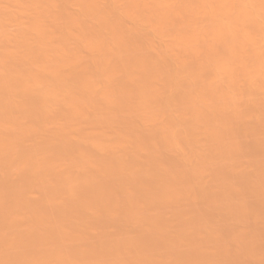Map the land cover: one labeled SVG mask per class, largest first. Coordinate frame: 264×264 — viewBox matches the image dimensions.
Segmentation results:
<instances>
[{
    "label": "rangeland",
    "instance_id": "rangeland-1",
    "mask_svg": "<svg viewBox=\"0 0 264 264\" xmlns=\"http://www.w3.org/2000/svg\"><path fill=\"white\" fill-rule=\"evenodd\" d=\"M3 1V2H2ZM12 1V2H11ZM0 0V3L2 2V3H5L6 2V4L7 3H9L8 5H9V7H8V5L6 6V4H0L1 6H0V14H1V19H3L2 21L3 22H6V23H1L2 24V27L1 28H4V29H9V30H4V29H1L0 28V33L2 34V35H4V33L6 34V35H4L5 36V38H6V40H3V39H5L4 38V36H2L1 34H0V38L2 39H0V41L2 42H0V45H2V46H0V52L1 53H3V51H4V54H1L0 53V59L2 60V57L4 58V63H6V64H4L3 63V60H2V63L4 64V66H3V64H1L2 65V69L4 68L5 69V67L7 68L8 67V64H9V62H8V64H7V61H11V62H14V61H16V58L17 59H19V60H22V59H24V60H26V62H27V64H24L23 65V67H22V65H21V67H17L16 65H15V63H13L12 65L10 64V66L12 67V69L11 68H9L10 70H12V72L16 75H21V77H23V79H24V77L26 78H29V76L31 75H33L34 77H39V79H36L37 81L35 82V84H37V82H38V89H37V91L35 90V88L37 87L34 83L31 85V88H33L32 89V91L33 92H38V90H41V89H47L48 87L49 88H51L52 87V89H54V91L51 89V92H50V89H47V90H49V93H52V92H55V94H54V96L55 95H58V99H60V97H61V99L58 101L57 99H55L54 101L56 102V101H58L57 102V104H55V102L53 101V100H51L53 103H51V101L50 102H48L49 104V106H48V108L47 109H44V111H43V113H45L44 114V116L45 117H43V121H45L44 122V124H43V122H41L42 121V117H38V116H41L42 114L40 113V112H42V110H40V112H39V110H38V106L36 107V105H38L39 104V102H38V104H36V99H34V103L32 104V106L33 105H35L34 107L35 108H37L36 110L34 109V107H31V109L29 108V110H25L26 112H24V110H22V108H25V105H26V107H27V105H29V103H25V101L27 102L28 101V99L27 100H25L26 99V97L27 96H22V95H19V92H18V90L16 91L17 93H18V95L19 96H22L21 98H22V100H21V98H18V99H16L18 102H16V100L14 99V98H17V96H14V95H17V94H13V92H15V91H12L11 90V88L9 87V89H7V90H11L12 91V96H9V97H11V98H7V96H4V95H2L3 96V98H1L0 100V105L2 104V107L0 106V114H2V115H0V118H1V116L3 117V118H5V116H6V118L7 117H11V118H13L12 120H15V121H17V122H13V123H11V121H10V123H9V120H8V124H6V121H0V137L3 139V138H6V139H3V140H1V138H0V142H2L1 144H0V147L2 146H7V145H9V146H7V147H13L12 149L14 150V152H13V150L11 149V151H9L10 149H8V150H5L4 151V149L6 148H0V159H1V163H0V165L1 164H3L1 167L3 168V170H2V168H0L1 169V171H0V206L2 207H0V236L2 235V237H0V264H16V263H18V261L20 260L21 261V263L23 264L24 263V261H25V264L27 263V264H55V261H56V264H92V262H93V264H96V261H97V264H116V261L115 260H117L118 261V263L117 264H124L125 263V261H126V264H130L129 263V260H130V258H128V257H130L131 256V260L132 259H134V260H130L131 261V264H138V263H140V264H174V260L176 261V263L175 264H178V263H180V264H192L191 263V261H193V263L194 264H205L206 263V261H207V263L206 264H218V263H220V264H263L264 263V190H263V188H264V154H262L261 152H263L264 153V120L262 121V118H259V117H263V119H264V95H262V94H264V92L261 94V92H262V90L264 91V87H262V85L264 86V69H263V67H264V65H263V67H261V69H259L258 70V68H260V66H259V64H258V66L256 65H254V64H256L255 63V60L256 59H259L260 60V57L262 56V58H263V62H264V55H260L259 56V54H263V52L261 53L259 50H260V48H263L264 46H262L261 47V45H262V43H263V40H262V38H264V36L262 35V34H264V33H262L261 34V32H263L264 31V0H256V2L254 1V0H248V2H249V6L247 5L248 3H246L245 1H247V0H244V1H242V0H240V2L238 1V0H236V1H238V2H235V0L234 1H230V0H217V3H216V0H215V2H214V4H213V2L212 1H214V0H212L211 1V3H210V0H202L204 3H202L201 2V0L199 1V2H201V5L202 6H199L200 4H198L199 2H198V0H193V1H191V0H189L187 3L186 2H183V1H181V0H175V1H173V0H153V1H151V0H144V2H142L141 3V1H143V0H110V1H112V2H110V4L108 3V5H107V2H106V5H104L105 4V1L104 0H80V1H78V0H72V1H70V0H65L64 2H62V0H60V1H58V0H53V1H55V2H57L58 3V5H56L54 2V4L51 2L52 0H50V1H48V5H47V0H34V1H32V0H25V1H23V0H20V2H18V0ZM23 1V2H22ZM75 1H77V2H75ZM81 1H83V4H82V2ZM86 1V2H85ZM87 1H89V2H87ZM92 1H95V2H92ZM108 1V0H107ZM133 1H135V3H134V5L136 6V8H135V6H134V8L137 10H135L132 6V2ZM138 1V3H136ZM157 1V2H156ZM163 1H164V3L165 2H167V4L165 5L164 3H163ZM173 1V2H172ZM178 1V3H176ZM191 1V2H190ZM229 1V2H228ZM11 2V3H10ZM13 2H15L14 4H13ZM22 2V3H21ZM33 4H35V5H33ZM37 2V3H36ZM39 2V3H38ZM59 2H61L60 4H59ZM67 2V3H66ZM109 2V1H108ZM114 2V6H111V8H108V6L110 7V5H112V3ZM122 3V4H119V3ZM146 2H148V3H146ZM150 2V3H149ZM151 2H153V6H151ZM181 2V3H180ZM190 2V3H189ZM193 2V3H192ZM198 2V3H197ZM225 3V5H224V3ZM229 4H227V3ZM241 2L242 3H246V5H247V7H244V6H246V5H244L243 6V8H242V4H241ZM254 4H253V3ZM261 2V3H260ZM18 3V5H19V9L21 10V12L19 11V9H18V7H16V6H18V5H16ZM24 3H25V5H24ZM26 3H28V4H26ZM78 5H77V4ZM86 3V4H85ZM88 3V4H87ZM93 3H95V4H93ZM123 3H125V5L123 4ZM126 3H128V5L126 4ZM176 3V4H175ZM195 3V4H194ZM211 4V6L213 5V7H211L210 6V4L209 5H207V4ZM221 3V4H220ZM231 3V4H230ZM234 3V4H233ZM236 3H237V5H236ZM251 3H252V5H251ZM30 4V5H29ZM40 5V7H39V5ZM42 4H45L44 6L42 5ZM66 4V5H65ZM70 4V5H69ZM85 4V5H84ZM92 4V5H91ZM103 4V5H102ZM118 4V5H117ZM139 4L141 5V4H143L141 7L139 6ZM145 4V5H144ZM159 4V5H158ZM168 4H170L171 5V7H172V9L173 8H177V9H175V10H173L172 11V9H171V7H170V5H168ZM177 4L178 5H180V6H178V7H176L177 6ZM182 4H185V7H182V6H184V5H182ZM188 4H191V7H190V5H188ZM193 4V5H192ZM215 4L217 5V7H215ZM12 5H14V6H12ZM22 5H23V7H22ZM35 6L34 7V9H33V6ZM50 5H53V6H51V10H50V8H48ZM58 6V7H56V6ZM68 5H69V8H68ZM75 5V6H74ZM80 5H82V7L80 6ZM83 5H84V7H83ZM89 6V7H91V9L90 8H88V7H86V6ZM100 5L102 6V8L100 7ZM122 5V6H121ZM157 5V6H156ZM188 7H187V6ZM196 5V6H195ZM204 5V6H203ZM231 5V6H230ZM263 5V6H262ZM3 6V7H2ZM13 8H12V7ZM21 6V7H20ZM25 6V7H24ZM36 6L38 7L37 8V10H36ZM67 6V7H66ZM77 6V7H76ZM92 6H94V7H92ZM99 6V7H98ZM104 6V7H103ZM115 6H116V8H115ZM147 6V7H146ZM148 6H150V8H148ZM159 6V7H158ZM165 6V7H164ZM194 6V7H193ZM206 6V7H205ZM221 6H222V10H221ZM235 6V7H234ZM255 6V7H254ZM256 6H259V7H256ZM8 7V8H7ZM16 7V8H15ZM27 7H29L30 9H28ZM45 7H46V9H45ZM53 7H55L54 8V10H53ZM62 7H64V8H62ZM78 7H80V8H78ZM97 7H98V9H97ZM115 8V11H114V8ZM117 7H119V9L118 10H120V12L117 10ZM123 7V8H122ZM127 7V8H126ZM128 7L129 8H132V9H128ZM144 7V8H143ZM146 7V8H145ZM158 9H157V8ZM160 7H162V9H160L159 10V8ZM168 7V8H167ZM198 7H203V8H198ZM211 8L210 10H209V8ZM236 8L235 10H234V8ZM238 7V8H237ZM263 7V8H262ZM12 8V9H11ZM57 8V9H56ZM68 8V9H67ZM85 8V9H84ZM103 8H105V9H103ZM112 8H113V11H112ZM152 8V9H151ZM187 8H188V10H189V8H190V10L188 11L187 10ZM192 8V9H191ZM193 8H195V9H193ZM206 8V9H205ZM214 8V9H213ZM218 8V9H217ZM224 8H228L227 10L226 9H224ZM244 8H245V10H244ZM254 8V9H253ZM258 8V9H257ZM261 8H262V10H261ZM2 9V10H1ZM4 9H6V10H4ZM8 9V10H7ZM24 9H27V10H24ZM33 9V10H32ZM61 9L63 10V12L61 11ZM80 9V10H79ZM93 9V10H92ZM111 9V10H110ZM141 9V10H140ZM147 9V11L146 12H144L145 10ZM153 9H156V11H154ZM180 9L182 10V11H180ZM208 9V10H207ZM224 9V10H223ZM229 9H230V11H229ZM233 9V10H232ZM241 9V10H240ZM249 9V11H246V10H248ZM253 9V10H252ZM256 9V10H255ZM13 10V11H12ZM32 10V11H31ZM39 10V11H38ZM40 10H42L41 12H40ZM48 10V11H47ZM56 10V11H55ZM60 10V11H59ZM66 10V11H65ZM84 10V11H83ZM86 10H87V12H86ZM97 10H99V12H95V11ZM105 10H107L106 11V14H105ZM139 10V11H138ZM148 10H151V11H148ZM159 10V11H158ZM166 10H168L167 11V13L170 11V12H173V13H168L167 14V16H169L170 17V19H169V17L167 18L166 17ZM185 10V11H184ZM195 10H197V11H195ZM218 11V12H216V11ZM237 10H238V12H237ZM3 11V12H2ZM18 11H19V14H18ZM27 11V12H26ZM44 11V12H43ZM46 11V12H45ZM52 11H54V13H52ZM58 11V12H57ZM81 12V14H82V16H81V14H80V12ZM109 11H111L112 13H114L113 15H112V13L110 14V12ZM123 11V12H122ZM129 11V12H128ZM162 11V12H161ZM174 11H177V12H174ZM189 12V14H188V12ZM213 11V13L211 14V12ZM244 11V12H243ZM258 11H259V13H258ZM5 12V13H4ZM11 12V13H10ZM25 12V13H24ZM30 12V13H29ZM35 12V13H34ZM40 14H38V13ZM51 12V13H50ZM59 12H61V13H59ZM89 12V13H88ZM103 12H104V14H103ZM118 13V15L116 14V17L117 16H119L118 18H121V19H119L118 20V18H115V19H112L113 17H115V13ZM122 12V13H121ZM131 12V13H130ZM135 14H137V15H135L134 16V13ZM138 12H139V14H138ZM142 12H144V13H142ZM149 13V14H147V16L149 17H147L146 16V13ZM182 12V13H181ZM188 14H186V13ZM190 12H192V13H190ZM195 12V13H194ZM201 12L203 13L204 12V14H202V16L200 15L201 14ZM230 12V13H229ZM231 12H232V14H231ZM233 12H235V13H233ZM247 12V13H246ZM260 12H262V13H260ZM4 13V14H3ZM14 13V14H13ZM23 13V14H22ZM29 13V15H27ZM34 13V14H33ZM41 13H42V16H41ZM47 14V17H46V15H44V14ZM49 13H50V15H49ZM55 13H56V15L58 14V18H56V16H55ZM68 13H70V15L68 14ZM85 13H86V16H85ZM92 13H94V15L92 14ZM95 13H97V16H99V17H96V14ZM99 13V14H98ZM150 13L152 14V15H150ZM156 13H161V14H163V15H161V14H159V15H157ZM174 13H176L178 16H175V14ZM194 13V14H193ZM197 13V14H196ZM206 13V14H205ZM224 14V16L227 18V20H226V18L224 17V16H222L223 14ZM226 13H228L229 15H227ZM241 14V15H237V14ZM247 14V15H245V14ZM252 13V14H251ZM256 13V14H259V15H254V14ZM8 14V15H7ZM17 16H16V15ZM20 14H21V16H20ZM36 14V15H35ZM37 14H38V16H37ZM61 14V15H60ZM66 14V15H65ZM67 14H68V18H69V20H67V19H64V18H66L67 17ZM87 14H88V18H87ZM133 14V15H132ZM145 14V15H144ZM165 14V15H164ZM169 14H172L171 16L169 15ZM182 14H184V18L186 17V19H184V18H180V16L182 15ZM187 16H186V15ZM195 15V18H194V16L193 15ZM231 14V15H230ZM243 14V15H242ZM261 14V15H260ZM10 15H11V17H10ZM54 15V16H53ZM63 15V16H62ZM89 15H90V17H89ZM101 15V16H100ZM110 16V18H109V16ZM111 15H112V17H111ZM121 15H123V16H121ZM125 15V16H124ZM130 15H132V16H130ZM140 17H139V16ZM157 15V16H156ZM161 15V16H160ZM206 15L208 16L207 18H206ZM212 15V16H211ZM214 15V16H213ZM232 15H234L233 17H232ZM3 16V17H2ZM5 16V17H4ZM14 16V17H13ZM27 16H29V17H27ZM40 16H41V18H40ZM62 16V17H61ZM72 16H74V18L72 17ZM79 16V17H78ZM128 18H131L132 17V19H129V20H131L132 22H133V18H135V21L133 22L134 23V25H133V23L132 22H129L128 24H126V22H123V21H129V20H126V19H128ZM134 16V17H133ZM142 16V17H141ZM150 16H153L154 18H152V17H150ZM188 16L189 17H192L193 19H194V22H193V19L192 18H188ZM198 16V17H197ZM220 16V17H219ZM221 16H222V19H220L221 18ZM231 18H230V17ZM238 16H240V17H238ZM242 16V17H241ZM246 16H247V20L245 19L246 18ZM253 16V17H252ZM256 16V17H255ZM257 16H259V17H257ZM7 17H9V18H7ZM17 17V18H16ZM21 17V18H20ZM24 17H26V19L24 18ZM34 17V22H33V20H32V18ZM36 17V18H35ZM38 17V18H37ZM42 17L44 18V20H40L41 21V23H40V21H38L39 20V18L40 19H42ZM60 17V18H59ZM85 19H84V18ZM93 17H95L94 19H92ZM102 17V18H101ZM144 17V18H143ZM171 17H173V19L171 18ZM174 17H175V19L177 18V19H179V21L181 22H179V21H177V19H176V22H175V20H174ZM202 19H201V18ZM204 17V18H203ZM225 19H224V18ZM245 17V18H244ZM12 18V19H11ZM16 18V19H15ZM18 18H19V20H20V22L22 23H20L19 22V20H18ZM29 18V19H28ZM30 18H31V21H30ZM53 18V19H52ZM63 19V21H62V19ZM81 18V19H80ZM90 18H91V20H90ZM100 18L101 19H107L108 18V20H102V22H101V20H100ZM124 18V19H123ZM155 18H157V20L155 19ZM158 18H160V19H158ZM199 19V21L200 20H202V21H200V23H197V20ZM211 18H218V22H220V20H221V22H220V24L217 22V20L214 22L213 21V19H211ZM234 18V19H233ZM238 18V19H237ZM241 18V19H240ZM252 18V19H251ZM25 19V21H23ZM38 19V20H37ZM50 19V20H49ZM56 21H55V20ZM59 19V20H58ZM85 20V22H83L84 20ZM86 19H88V20H86ZM98 21H100V22H98ZM111 19V20H110ZM138 19V20H137ZM145 19H146V21H145ZM148 19H152L151 20V22H152V24H153V26L155 27H153V26H151L152 24L150 23V25H149V22H150V20H148ZM163 19V20H162ZM165 19H168V20H165ZM181 19V20H180ZM192 19V20H191ZM196 19V20H195ZM205 19V20H204ZM234 21H233V20ZM258 19H259V21H258ZM260 19H263L262 21V23H263V25H262V23H259V24H257L258 22H260L261 20ZM7 20V21H6ZM9 20V21H8ZM52 20V21H51ZM67 20V21H66ZM76 20V21H75ZM79 20H80V22H79ZM92 20H94L95 22H98V23H95L94 21H92ZM122 22H121V21ZM137 20V21H136ZM147 20H148V22H147ZM165 20V21H164ZM170 20H174V21H171V22H174V25H173V23H171L170 22ZM189 21V20H191V21H189L188 22V24H187V22H185V21ZM215 20V19H214ZM223 20H224V22H223ZM11 21V22H10ZM15 21H17V22H15ZM27 21V22H26ZM37 21H38V23H37ZM43 21V22H42ZM44 21H45V23H44ZM48 21V22H47ZM50 21V22H49ZM60 21V22H59ZM72 22V24L71 23H69V22ZM108 21H109V23H108ZM111 21V22H110ZM118 21H120L119 22V24H118ZM142 21V22H141ZM144 21V22H143ZM162 24L161 26L160 25H158L157 26V24H159V22ZM170 23H169V22ZM206 21V22H205ZM208 21H211V22H208ZM252 21V22H251ZM257 21V22H256ZM29 22V23H28ZM36 22V23H35ZM56 22V23H55ZM64 22V23H63ZM76 22V23H75ZM79 22V23H78ZM117 22V23H116ZM137 22V24H135ZM145 22H147L148 23V25H146V26H148V27H146L145 26V24H147V23H145ZM167 24H166V23ZM179 22V23H178ZM185 22V24L184 25H186V26H188V27H186V29H185V31H182V29H184L185 28V26L184 25H181L182 23H184ZM204 22V23H203ZM228 24V25H226V23ZM228 22H230V23H228ZM244 22V23H243ZM248 22V23H247ZM250 22V23H249ZM255 24H254V23ZM17 23H19V24H17ZM34 23V24H33ZM42 23H43V25H42ZM57 23H59L58 25L59 26H61L62 25V27H59L58 25H57ZM67 23H69V25L67 24ZM101 23V24H100ZM111 23H113V24H115L114 25V27L112 26L113 24H111ZM132 23V24H131ZM139 23H140V25L142 24L145 28H149V30H154V31H152L153 32V34H154V32H156V30L158 31V32H156L154 35L152 34V32H150L149 34H152L151 35V37L149 36V34H148V32L149 31H146V33H144V30H143V32H142V29H145V28H142V29H140L139 27ZM178 23V24H180L179 25V27L178 26H175L176 24ZM197 23V24H196ZM204 25H203V24ZM207 23V24H206ZM210 23V24H209ZM211 23H213L212 25H211ZM234 23L236 24V25H234ZM246 23V24H245ZM8 24V25H7ZM17 24V25H16ZM20 24H21V27H19L20 26ZM25 24V25H24ZM28 24V25H27ZM30 24V25H29ZM32 24V25H31ZM36 24H38V25H36ZM54 24V25H53ZM65 24H67L66 26H65ZM70 24H71V26L73 25V26H75L76 25V27H77V24H79L80 25V27H79V25H78V27L80 28V30L82 29V31L83 32H81L80 30H79V28H76V27H71L70 28ZM75 24V25H74ZM118 24V25H117ZM126 26H125V25ZM129 24H131V26L129 25ZM164 24H166V25H164ZM177 24V25H178ZM189 24H192V25H190V26H193L191 29L189 28ZM214 24H216V26L214 25ZM223 24V25H222ZM225 24V25H224ZM231 24V25H230ZM24 25V26H23ZM35 25V26H34ZM40 25V26H39ZM46 25H48V26H46ZM85 25V26H84ZM102 25V27L100 28V26ZM121 25H123V26H121ZM129 25V26H128ZM135 25H137L138 27L136 28V26ZM141 25V26H142ZM157 27H156V26ZM167 25L169 26V27H167ZM195 25V26H194ZM197 25H199L198 27H197ZM202 27H201V26ZM219 25H220V27H219ZM234 25V26H233ZM237 25H239V27L237 26ZM242 25H245V26H243L242 27ZM249 25H251L250 27H249ZM257 25V26H256ZM261 25V26H260ZM1 26V25H0ZM6 26H8V27H6ZM17 26H18V28H17ZM27 26V27H26ZM44 26H46V28L44 27ZM57 26V27H56ZM83 26V28H85L86 29V31H88V32H86L85 31V29H83V28H81ZM102 30V31H104V33H102V31L98 28V27ZM108 26V27H107ZM109 26H110V29H111V31H110V29H109ZM128 26V28H126ZM135 26V27H134ZM142 26V27H143ZM150 26H151V29H150ZM174 26V27H173ZM182 26H184V27H182ZM204 26V27H203ZM211 28H210V27ZM228 28H227V27ZM231 26H233V28L234 29H237V30H239V28L240 29H244V27H246L245 29L247 30V34L245 33V29L242 31V32H244L245 34H244V36H245V38H244V40L243 41H236L235 42V40H233L234 38H235V36H237L236 34H237V30L235 31V30H233V28H230ZM263 26V27H262ZM22 27H24V29L22 28ZM41 27H43V29L41 28ZM104 27V28H103ZM119 27V28H118ZM120 27H122V28H120ZM161 27V29L163 28V31H161V29L160 30H158L159 28ZM165 27V28H164ZM169 28L168 30H167V28ZM178 27V28H177ZM180 27L182 28V29H180ZM205 27L207 28V29H205ZM209 27V28H208ZM217 27V28H216ZM247 27H249L250 28V30H249V28H247ZM22 28V29H21ZM28 28H31V29H28ZM41 28V29H40ZM47 29V30H45V29ZM98 28V29H97ZM108 30H107V29ZM113 28V29H112ZM115 28V29H114ZM116 28H117V30H116ZM129 28H130V30H129ZM157 28V29H156ZM175 30L176 28V30L174 31L173 29ZM187 28H188V30H189V32L187 31ZM199 28V29H198ZM203 28V29H202ZM221 28H223V29H225L226 30V32L223 30V29H221ZM252 28V29H251ZM261 28V29H260ZM12 29V30H11ZM26 29V30H25ZM33 29H35V30H33ZM39 29V30H38ZM60 29V30H59ZM65 30L66 29V32L67 31H69V33L67 32V34H66V32L64 33V32H62L63 30ZM95 29H97V30H95ZM104 29H106V30H104ZM125 29H126V31H125ZM132 29H136L135 31L133 30V33H132ZM166 29V30H165ZM178 29H180V30H178ZM195 29V30H194ZM196 29H198V31L196 30ZM200 29H201V31H200ZM210 29V30H209ZM215 29V30H214ZM228 29L230 30V31H235L236 32V34H235V32H231V33H229V31H228ZM254 29V30H253ZM256 29H257V31H256ZM263 29V30H262ZM2 30V31H1ZM18 30V31H17ZM20 30V31H19ZM25 30V31H24ZM30 30V31H29ZM37 30V31H36ZM43 30V31H42ZM44 30L46 31V33L44 32ZM73 30V31H72ZM77 31V32H75V31ZM99 30H100V33H97V31L99 32ZM120 30V31H119ZM121 30L126 34V36H125V34L122 32V34H121ZM147 30V29H146ZM170 30H172V32L170 31ZM177 30L179 31V32H177ZM204 30L207 32V33H205L204 32ZM220 30V31H219ZM221 30H223L224 31V33H226V36L228 37L230 34H232V35H230L229 37H233V39L231 40L232 42H228V43H233V42H235V44L239 47V48H237L236 47V45L233 43V44H228V45H230V47L229 48H231V47H236L237 48V51L241 54H239L238 52H236V54H238L237 56L235 55L234 57L235 58H230V57H228L230 60V63H232V62H234V63H236V65L233 63V64H230V65H227L226 66V64H228V59H227V57H226V55H222V54H219L220 52H217L218 54H216V59L218 58V61H220V63L223 65V66H225L226 68H224L223 66L221 67H219L220 69L219 70H215L214 72H212L211 70H214L213 69V67H210L211 68V70H210V68H209V65H208V62H206L207 61V57L206 56H204V57H202L203 56V54L204 55H208L209 53L206 51L207 49H209L208 51L209 52H211L212 50H214V49H212V48H215V44L214 43H217L216 44V48H217V45L219 46L221 43H222V41H223V43L222 44H227V37L225 36V35H223L222 34V32H221ZM252 30V31H251ZM5 31V32H4ZM12 31H13V35H12ZM23 33H22V32ZM31 31L33 32V33H31ZM40 31H41V33H40ZM51 31V32H50ZM70 31L72 32L71 34H70ZM79 31H80V34H81V36H79L80 34H79ZM92 31V32H91ZM114 31H116V33L114 32ZM118 31V32H117ZM127 31H129L128 33H127ZM139 31H141V33H143V34H140V32ZM166 32V34H165V32ZM170 31V32H169ZM180 31H182V32H184V34H182V32H180ZM190 31H192L191 33L192 34H190ZM197 33H196V32ZM200 31V32H199ZM213 33H212V32ZM215 31V32H214ZM248 31L249 32H251V34L249 33V36H248ZM9 32V33H8ZM10 32H11V34H10ZM15 32V33H14ZM20 32V33H19ZM25 32V33H24ZM27 32V33H26ZM44 34H43V33ZM49 32V33H48ZM55 34H53V33ZM59 32H61V33H59ZM95 32V33H94ZM135 32H136V34L138 35H136L135 34ZM159 32H162V33H159ZM167 32H169L168 34H167ZM174 32V33H173ZM177 32V33H176ZM189 34H188V33ZM201 32H203L202 34H200L199 35V33H201ZM208 32H209V34H212V35H210L211 36V40H212V43H210V37L208 36V35H206V39H205V34H208ZM217 32H220L221 34H219V36L217 35ZM37 33V34H36ZM48 33V34H47ZM59 33V34H58ZM74 33V34H73ZM83 33V34H82ZM96 33H97V35H96ZM120 33V34H119ZM131 33H132V35H131ZM164 33V34H163ZM173 33V34H172ZM176 33V34H175ZM194 33V34H193ZM215 33V34H214ZM229 35H228V34ZM234 33V34H233ZM258 33V34H257ZM17 34H19V35H17ZM24 34V35H23ZM29 36H28V35ZM50 34V35H49ZM69 34V36L67 37L66 35H68ZM76 34V35H75ZM79 34V35H78ZM92 34H95V35H92ZM104 34V35H103ZM115 35V36H113V35ZM136 36H135V35ZM188 36H187V35ZM204 34V35H203ZM263 36H261V35ZM13 36V37H11V36ZM36 35V36H35ZM46 35V36H45ZM47 35H48V38H47ZM58 36V38H57V36ZM63 35V36H62ZM86 35H89V36H95L94 37V41H93V37H89V36H86ZM99 35H101V38L100 37H96V36H99ZM148 35V36H147ZM159 35V36H158ZM165 35L166 37L164 38L163 36ZM171 35V36H170ZM180 35V36H179ZM197 35H199V36H197ZM213 35H215V36H213ZM223 36V37H226V40H224L223 39V37L221 38V36ZM247 35V36H246ZM2 36V37H1ZM7 36H8V40L9 41H7ZM15 36H17L14 40H10V39H13ZM23 36V37H22ZM29 37V39H28V37ZM31 36H33V37H31ZM42 38H41V37ZM54 36H56V37H54ZM63 38H61V37ZM64 36H65V38H64ZM118 36H121V37H119V38H121V41H120V39L118 38ZM122 36L124 37V39L122 38ZM133 38H132V37ZM135 36V37H134ZM140 36H141V39H140ZM142 36H144V37H142ZM160 37V38H156V37ZM190 36V37H189ZM195 36H197L196 38H195ZM202 36H204V37H202ZM217 36V37H216ZM251 36V37H250ZM256 36V37H255ZM21 38V40H20V38ZM26 38V41L28 42L29 40H32V41H30V42H28L27 44H26V41H25V38ZM36 37V38H35ZM39 37V38H38ZM52 37H53V39H52ZM69 37H71V38H69ZM88 37V38H87ZM139 39V41L141 42V41H143V42H139L138 41V39ZM147 37V38H146ZM161 37H163V38H161ZM174 37L175 38H177V39H174ZM180 37H182V38H180ZM200 37V38H199ZM217 39H216V38ZM219 37H220V39H222L221 41H220V39H219ZM41 38V39H40ZM43 38H44V40H43ZM46 38V39H45ZM54 38L55 39H57L56 40V42H55V40H54ZM59 38H60V40H59ZM74 38V40H76L75 42H72V41H74V40H72ZM78 38V39H77ZM92 38V40H89V39H91ZM100 40H99V39ZM107 38V39H106ZM116 38V39H115ZM130 38H132V39H130ZM149 38V39H148ZM167 38H168V42H167ZM186 38H188V39H186ZM192 38V39H191ZM194 38V39H193ZM202 38V41L200 40ZM213 38H215V39H213ZM254 38V41H255V39L257 40V41H253L252 39ZM50 39H52V41L50 40ZM66 39V40H65ZM70 39V40H69ZM83 39V40H82ZM85 39V40H84ZM87 39H88V41H87ZM106 39V40H105ZM112 39V40H111ZM126 39V40H125ZM137 39V40H136ZM147 39V40H146ZM158 39V40H157ZM166 41H165V40ZM171 39H172V41H171ZM196 39V40H195ZM203 39H205L204 40V42H203ZM207 39H209V40H207ZM247 39H249L250 41H248ZM261 39V40H260ZM22 40H24V41H22ZM43 40V41H42ZM48 40H50V41H48ZM59 40V41H58ZM66 42H65V41ZM69 40V41H68ZM78 40V41H77ZM95 40H96V42H95ZM103 40V41H102ZM111 40V41H110ZM114 40V41H113ZM119 42H118V41ZM125 40V41H124ZM128 40H130L131 42L129 43L128 42ZM135 40V41H134ZM144 40H145V42L146 41H148V42H144ZM150 40V41H149ZM160 40V42H161V40H163L160 44H159V42H157V41H159ZM176 40V41H175ZM191 40V41H190ZM193 40H195V41H197L198 42V40H199V42H198V44L196 43H194L195 41H193ZM206 40L208 41V42H206ZM219 40V41H218ZM246 40V41H245ZM259 40V41H258ZM12 43H11V42ZM13 41H14V43H13ZM19 41V42H18ZM22 41V42H21ZM37 41H39V42H37ZM70 41H71V43H70ZM82 41H84V42H82ZM91 43H90V42ZM93 41V42H92ZM102 41V42H101ZM108 41V42H107ZM115 41H117V42H115ZM181 41V42H180ZM186 41V42H185ZM188 41V42H187ZM200 41H201V43H200ZM214 41V42H213ZM224 41H225V43H224ZM229 41H230V38H229ZM248 41V42H247ZM252 41V42H251ZM262 43H261V42ZM9 42V43H8ZM23 42H25V43H23ZM31 42H32V44L33 45H35L34 46V49H33V45L31 44ZM44 42H45V46H44ZM48 42V43H47ZM50 42V43H49ZM60 42V43H59ZM77 42V43H76ZM80 42V44L79 45H81L80 46V49H79V46H78V43ZM96 43V45H95V43ZM105 42V43H104ZM107 42V43H106ZM110 42V43H109ZM114 42V44H113V47H111L112 45V43ZM124 42H127L126 43V45H125V43ZM138 43V45H140L141 47H144V48H141L144 52L146 51V49H148V51H146L145 52V54H144V52H141V49H140V46L138 47V45H136L137 43ZM180 42V43H179ZM191 42H192V44H191ZM202 42H203V44L205 45V46H203V44H202ZM206 42V43H205ZM220 42V43H219ZM238 42V43H237ZM242 42V44H244L245 42V44H244V46L246 45V47H247V49H246V47L245 48H243L244 46L243 45H241L240 43ZM244 42V43H243ZM253 42H254V44H253ZM260 43V44H257V43ZM7 43V44H6ZM18 43H19V45H18ZM51 43H53L52 45H51ZM59 43V44H58ZM62 43V44H61ZM73 43V44H72ZM83 43H85V44H82ZM87 43H88V46H86L87 45ZM94 43V44H93ZM100 45H99V44ZM105 45H104V44ZM109 43V44H108ZM117 45H116V44ZM119 43H122V44H119ZM129 43V44H128ZM131 43H133V44H131ZM145 43V44H144ZM149 43V44H148ZM162 43H164L166 46H162L163 44ZM170 43H172V46H171V44ZM249 43H250V45H249ZM256 43V44H255ZM20 44H23L22 46L20 45ZM39 44H41V45H39ZM71 44H72V46H71ZM77 44V45H76ZM103 44V45H102ZM119 44V45H118ZM168 44V45H167ZM185 44V45H184ZM201 44V45H200ZM211 44V45H210ZM221 44V45H222ZM247 44H248V46H247ZM252 44H253V46H252ZM4 45H5V47H4ZM10 45H12V48L14 49L13 50V52H15V53H13L12 52V48L10 47ZM15 45V46H14ZM16 45H18V46H16ZM25 45L27 46V47H25ZM37 45H38V47H37ZM57 45H58V47H57ZM78 48V50L75 48V46ZM85 45V46H84ZM91 45L93 46V47H91ZM110 47H109V46ZM133 45V46H132ZM146 47H145V46ZM173 45H176V47L174 48V46ZM197 45H200V47L198 48V47H196ZM209 45H210V47H209ZM233 45V46H232ZM264 45V44H263ZM7 46H8V49H9V47H10V49L8 50V49H6L7 48ZM32 46V47H31ZM53 46V47H52ZM56 46V47H55ZM84 46V47H83ZM97 46H98V48H97ZM106 47V48H104V47ZM117 46V47H116ZM118 46L120 47H125V49L126 50H128L129 51V55H128V53H125V52H128V51H123L122 49H124V48H122V49H120L119 51H121L122 52V55H120V56H122L121 58H122V60H120V61H122V62H118V61H116L115 62V60H117V50L119 49L118 48ZM150 48H152V49H150ZM160 46H162L161 48H162V50L163 49H165L164 47H169L170 49H167V51H166V49L164 50L165 51V53L167 52L168 53V55H164L163 54V52H162V50H161V53L163 54V55H161V53H160ZM190 48H189V47ZM195 46V47H194ZM203 46V47H202ZM209 48H208V47ZM214 46V47H213ZM241 46H243L242 48H241ZM256 46V48H254ZM3 47V48H2ZM14 47H17V48H20V49H18V52L20 51V53H18L17 52V50L15 51V49L16 48H14ZM22 47H23V49H22ZM32 49H31V48ZM42 48L41 50H42V53L40 54V48ZM55 47V48H54ZM72 49H71V48ZM97 48V50L95 49V48ZM99 47H101V50H100V48ZM116 47V48H115ZM136 47V48H135ZM148 47V48H147ZM185 47V48H184ZM187 47V48H186ZM194 47V48H193ZM226 47V46H225ZM224 46L222 47L223 49L225 48ZM228 47V46H227ZM260 47V48H259ZM5 48V49H4ZM37 50H36V49ZM51 49V51L49 50V49ZM53 48V49H52ZM57 48V49H56ZM59 48V49H58ZM67 48V49H66ZM68 48H70V50L68 49ZM75 48V49H74ZM84 48V49H83ZM90 48V51L91 52H93V53H91L89 50H88V52H87V49H89ZM92 48H93V50H92ZM102 48H103V51H102ZM112 50H111V49ZM131 48H133V49H131ZM137 48H139V49H137ZM189 48V49H188ZM195 48H196V53H195ZM204 48V49H203ZM207 48V49H206ZM215 48V49H216ZM251 48V49H250ZM257 48H259V49H257ZM3 49V50H2ZM24 49L26 50V51H24ZM45 49V50H44ZM47 49V50H46ZM54 49H56V50H54ZM62 49V50H61ZM64 49V50H63ZM74 49V50H73ZM105 49V50H104ZM106 49H107V51H106ZM135 49V50H134ZM179 49V50H178ZM181 49V50H180ZM185 49V50H184ZM187 49V50H186ZM192 51H191V50ZM200 51H199V50ZM203 51H202V50ZM244 49V50H243ZM255 49H257V50H255ZM5 50H7L6 52H5ZM33 50V51H32ZM36 50V51H35ZM52 50H54V51H52ZM65 50H67V51H65ZM74 52V53H72V51ZM75 50H77V51H75ZM80 50V51H79ZM99 50H100V52H104V53H100L99 52ZM109 50H111V51H109ZM137 50V51H136ZM139 50V51H138ZM156 50H158L159 52L157 53V51ZM173 50H175V51H173ZM177 50V51H176ZM188 50H189V52H188ZM249 50H251L250 52H251V55H250V52H249ZM263 50H264V48H263ZM11 51V53H9ZM22 51V52H21ZM31 51V52H30ZM45 51V52H44ZM47 51V52H46ZM62 51H64V52H62ZM105 51H106V54H105ZM118 51V52H119ZM150 51V52H149ZM168 51H170V53L168 52ZM181 53H180V52ZM197 51H199V53L197 52ZM218 51H219V49H218ZM248 53H246V52ZM257 51H258V53L259 54H257ZM29 53V54H27V53ZM39 52V53H38ZM48 52H50V53H48ZM53 52H54V54H53ZM68 54H67V53ZM70 52V53H69ZM77 52H79V53H77ZM115 54H114V53ZM123 52H124V54H123ZM152 52H154L153 54H152ZM156 52V53H155ZM172 52V53H171ZM173 52H175V53H173ZM177 52H179V53H177ZM182 52H184V54H182ZM202 52V53H201ZM241 52H243L244 54H242ZM256 53L255 55L253 54V53ZM22 53V54H21ZM31 53H32V55H31ZM44 53V57H43V54ZM45 53L47 54V55H45ZM59 55H58V54ZM61 53H64V54H66L65 56H64V54H62V56H60V54ZM92 54L93 56H95V57H93V56H91V55H89V56H87L88 54ZM110 53H112L113 55H111ZM142 53H143V55H142ZM166 53V54H167ZM188 53V54H187ZM192 53H194V55L192 54ZM222 53V52H221ZM7 54V55H6ZM10 54V55H9ZM16 54V55H15ZM19 56H18V55ZM37 54V55H36ZM39 54V55H38ZM77 54V55H76ZM81 55L80 57H79V55ZM96 54H97V57H96ZM100 54H101V56H100ZM119 54V53H118ZM125 54H126V56L128 57V59H127V57L125 56ZM133 56H136L135 58H136V61H138V62H136L135 61V58L134 57H132L131 55ZM152 54V55H151ZM157 54V55H156ZM171 54V55H170ZM175 54V55H174ZM185 54H187V56L185 55ZM197 54H199L197 57H194V56H196ZM5 55V56H4ZM13 55V56H12ZM26 57H25V56ZM28 55V56H27ZM30 55V56H29ZM42 55V56H41ZM51 55H52V58H51ZM59 56V59H61V57L63 58V59H61V60H63V61H65V62H71V64L73 65V67L70 65H68V67H66L67 65L66 64H64V62L62 63L60 60H58V56ZM69 55H70V57H71V59H70V57H69ZM104 57H103V56ZM110 57H109V56ZM158 55H160V57L158 56ZM169 55H170V60H171V63H174V67H175V69L177 70H179L180 72H179V74H178V72L177 71H173V68H172V66H171V64H170V60H169V58L167 59V56L169 57ZM217 55H220V56H218L217 57ZM242 55H244V56H242ZM247 55V56H246ZM249 55V56H248ZM8 56H10V57H12L14 60L12 61V58L11 59H8L7 60V58L5 59V57H8ZM18 56V57H17ZM20 56H22V57H20ZM40 56V57H39ZM47 56V57H46ZM67 56V57H66ZM73 56V57H72ZM77 58H76V57ZM82 56H83V58H82ZM100 57V59L103 61H101L100 59H97V58H99ZM108 56V57H107ZM116 56V57H115ZM124 56V57H123ZM142 56V57H141ZM151 56V57H150ZM166 56V57H165ZM180 58H179V57ZM190 56V58H188ZM240 56H241V58H240ZM245 56L246 57H249L248 59H246L245 58ZM258 56V57H257ZM20 57V58H19ZM30 57V60L33 62H31L28 58ZM42 57H43V59H42ZM50 57V58H49ZM67 59H66V58ZM86 57H88V58H90L89 60L88 59H85ZM115 57V58H114ZM130 57H132V59L130 58ZM139 57H141V58H139ZM146 57H147V60H146ZM176 57V58H175ZM184 57H186L185 59H188V61H190V62H188L187 60L185 61V59H184ZM192 57V58H191ZM223 57H225L224 59L227 61V63L225 62V60L224 59H222ZM239 57V58H238ZM243 57V58H242ZM253 57V58H252ZM256 57V58H255ZM37 58V59H36ZM40 58V59H39ZM65 58V59H64ZM74 58V60H72ZM79 58H81V59H79ZM93 58V59H92ZM104 58V59H103ZM110 58H111V60H110ZM120 58V59H121ZM134 58V59H133ZM158 58V59H157ZM160 58V59H159ZM162 58H164V59H162ZM167 60H166V59ZM178 58V59H177ZM197 58V59H196ZM202 58H204V59H202ZM221 58V59H220ZM255 58V59H254ZM28 59V60H27ZM45 59H46V62H45ZM53 61H52V60ZM55 59H57L58 60V62H60V63H62V64H60V66L59 67H56V64H55V66H53V63H55L57 60H55ZM68 59H69V61H68ZM85 59V60H84ZM92 59V60H91ZM95 59H97L96 61H95ZM108 61H107V60ZM194 59V60H193ZM201 59H202V61H201ZM220 59V60H219ZM251 59V60H250ZM5 60H6V62H5ZM18 60V61H19ZM40 61V62H38V61ZM43 60V61H42ZM49 60H51L52 61V65H51V61H48ZM81 60V61H80ZM125 60V61H124ZM131 60H133V61H131ZM140 60H142V62L140 61ZM144 60H146V61H144ZM161 60H164V61H162L161 62ZM166 60V61H165ZM176 62H175V61ZM179 60H180V62L181 61H184L185 62V64H187V65H185L184 64V62H182V63H180L179 62ZM224 60V61H223ZM236 60V61H235ZM249 60V61H248ZM253 60V61H252ZM262 60V59H261ZM17 61V63H19V62H24V63H26L25 61H19L18 62ZM75 61V62H74ZM102 63H101V62ZM109 61H111V62H109ZM113 61V62H112ZM132 62V65H131V62ZM149 61H151V62H149ZM161 63H160V62ZM173 61V62H172ZM178 61V62H177ZM194 62V65H193V62ZM197 61H198V63H197ZM201 61V65H200V62ZM222 61V62H221ZM245 63H243V62ZM248 61V62H247ZM252 61V66H251V70H250V68H247V67H250V62ZM37 62V63H36ZM80 63V65H77V64H79ZM87 62V63H86ZM93 62V63H92ZM96 62V63H95ZM101 63V64H99V63ZM105 62V63H104ZM124 62V63H123ZM127 62H129V63H127ZM134 62V63H133ZM145 62L147 63V64H145ZM157 63V65H156V63ZM206 62V63H205ZM263 62H261V63H263ZM40 63V64H39ZM74 63H76V64H74ZM108 63V64H107ZM114 63V64H113ZM116 63H117V65H119V66H117L116 65ZM125 64V66L126 67H128V68H126L124 65H122V64ZM159 63V64H158ZM163 63V65H164V67H162L163 65H161ZM175 63H177L176 65H175ZM196 63V64H195ZM220 63H219V65H220ZM226 63V64H225ZM241 63H243V64H241ZM254 63V64H253ZM260 63V64H261ZM20 64V63H19ZM29 64V65H28ZM32 64H33V66H32ZM43 64V65H42ZM48 64V65H47ZM85 64V66H83ZM90 66H89V65ZM96 64V65H95ZM113 64V66H110V67H108L109 65H112ZM135 64V65H134ZM139 64V65H138ZM150 64V65H149ZM170 64V65H169ZM179 64V65H178ZM180 64H182L181 66H180ZM190 64V65H189ZM205 64V67L203 66ZM239 64V65H238ZM16 66L15 68L13 67V66ZM18 65V64H17ZM30 65H31V68H30ZM36 65V66H35ZM40 67H38V66ZM41 65V66H40ZM45 65H47L46 66V68L47 69H45ZM92 65H94V67L92 66ZM98 65V66H97ZM99 65H101V66H99ZM103 65V66H102ZM107 65V66H106ZM120 65H121V67L123 66L124 67V69H126V70H124L123 69V67L121 68L120 67ZM130 65V66H129ZM134 65V66H133ZM137 65V67L136 68H133V67H135ZM146 65V67H144ZM168 65V66H167ZM177 65H178V67H177ZM195 65H197V66H195ZM207 65V66H206ZM234 65V66H233ZM248 65V66H247ZM29 66V67H28ZM51 66H53V67H51ZM75 66H77V67H75ZM81 66H83V67H81ZM92 70H90L88 67ZM96 66H97V68H96ZM151 66V67H150ZM158 66V67H157ZM160 66V67H159ZM201 66H202V68H201ZM232 66V67H231ZM238 68H237V67ZM28 67L29 69H28V71H27V69L26 68ZM36 67H38V68H36ZM44 67V68H43ZM63 67V68H62ZM69 67H70V69H69ZM75 67V68H74ZM87 69H86V68ZM93 67V68H92ZM102 69H100V68ZM105 67V68H104ZM116 67H117V69H120L119 71L118 70H115L116 69ZM140 68V72H138L137 70H139V68ZM154 67V68H153ZM169 69H168V68ZM180 67H184V68H180ZM186 67V68H185ZM189 67V68H188ZM192 67V69H190ZM197 67H199V68H197ZM232 68H234V69H232L233 70V72L231 71V69ZM241 67V68H240ZM243 67V68H242ZM256 67V68H255ZM258 67V68H257ZM25 68V69H24ZM44 70H43V69ZM53 68H55V69H53ZM57 68V69H56ZM59 68V69H58ZM98 68H99V70H98ZM109 68V69H108ZM113 69V70H111V69ZM129 68H130V70H129ZM150 68V69H149ZM154 70H153V69ZM167 69V70H165V69ZM194 68L197 70H194ZM236 68H237V70H236ZM240 68V69H239ZM247 68V69H246ZM0 69H1V66H0ZM7 70V72H9L10 70ZM14 69H15V71H14ZM34 69H37V70H34ZM41 69V70H40ZM62 69V70H61ZM63 69H64V71H63ZM69 69V70H68ZM74 70V71H72V70ZM81 69V70H80ZM98 71H97V70ZM136 69V70H135ZM149 69V70H148ZM171 69H172V72H173V74L175 75V73L174 72H176V75L177 76H179L180 74V76L181 77H186L187 76V74H188V77H186V78H182L181 80H182V82H181V80H179V78L178 77H176V75H175V77L178 79V81H177V79L176 80H172L174 77H172L171 78V76H172V73H170V71H171ZM182 69V70H181ZM186 69V70H185ZM202 69V70H201ZM205 69V70H204ZM218 69V68H217ZM231 72V74L233 73V75H231V77H233V78H231L232 80H231V82H232V84H231V82L229 81L230 79H228L226 76L227 75H225V73H228L229 71ZM241 69H246V70H241ZM6 70H4V73H5V77H6V75H7V78L6 79H8L9 77H12V72L11 73H7L6 72ZM32 70H34L33 72H32ZM40 70V71H39ZM47 70L48 71H50L51 70V72H47ZM54 70V71H53ZM55 70H59L58 71V74H61L63 77H64V79L63 80H66L68 83H70L69 81H71L72 79V81H71V84L70 85H68L67 84V86L69 87V88H71V89H69L68 88V91L66 92V93H70L72 96H73V93H75V92H78V93H76V96L77 97H74L75 96V94H74V96L72 97L73 99L72 100H67L66 99V95L64 94V92L65 91H62V90H64V89H62L61 87V89H59V88H57L56 87V85H55V83H57V82H54V78H55ZM71 70V71H70ZM80 70V71H79ZM106 70H108V71H106ZM128 70V71H127ZM141 70H142V72H144V73H142L141 72ZM146 70V71H145ZM162 70H164V71H162ZM170 70V71H169ZM187 70H189V71H187ZM199 70V71H198ZM207 70V71H206ZM227 70V71H226ZM248 70H250V72L248 71ZM257 70H258V72H257ZM261 70L263 71V75L261 74ZM1 72H2V74H3V70H0ZM31 71V72H30ZM40 73H39V72ZM42 71H46V73L48 74L47 76L45 75V73H42ZM52 71H53V73H52ZM84 71H86V73H83ZM88 71V72H87ZM93 71H95V73H96V75H98L99 77H100V79H101V77L103 78L102 80H100L99 79V77L98 78H96V75H95V73L93 72ZM118 71V72H117ZM136 71H137V73L138 74H135L136 73ZM153 71V72H152ZM191 71V72H190ZM193 71V72H192ZM202 71V72H201ZM210 71H211V73H210ZM221 71V72H220ZM226 71V72H225ZM241 71H242V73H241ZM248 73H247V72ZM255 72V74H254V72ZM21 72V73H20ZM24 72V73H23ZM38 72V73H37ZM68 72L70 73V76H69V74H68ZM77 72V74H74V73H76ZM81 72V73H80ZM90 72V73H89ZM91 72L93 73V74H91ZM102 72V73H101ZM111 72V73H110ZM126 74H125V73ZM133 72V73H132ZM135 72V73H134ZM152 72V73H151ZM158 72V73H157ZM163 72V73H162ZM185 72V73H184ZM187 72V73H186ZM196 73V72H198L196 75H198V77H197V80H195V79H193V78H191V77H189V73ZM203 72H205V76H203L204 75V73ZM206 72H208V73H206ZM217 72H219L218 74H220L219 76H221L222 75V77H226L223 81H225V80H227V83L228 84H231V85H228L227 83H226V86H224L223 85V83L225 84V82H223L221 79H219V78H221V77H217ZM229 72V73H230ZM238 74H237V73ZM240 72V73H239ZM7 73V74H6ZM23 73V74H22ZM26 73V74H25ZM30 73V74H29ZM42 73V74H41ZM67 73V75H65ZM71 73H73V74H71ZM83 73V74H82ZM104 73H106L107 75H105ZM128 73V74H127ZM140 73H141V75H143V76H141L140 77ZM166 75H165V74ZM167 73H168V75H169V73L171 74V76L169 75V76H167ZM200 73V74H199ZM251 73H253V74H251ZM259 74V76L261 77V76H263V77H261V79L259 78V76H258V74ZM8 74H10V75H8ZM13 74V75H14ZM27 74H28V76H27ZM38 74V75H37ZM42 75V77H41V75ZM51 74V75H50ZM56 74H57V72H56ZM86 74V75H85ZM103 74V75H102ZM110 74V75H109ZM124 74V75H123ZM162 74H164V75H162ZM209 74V75H208ZM214 76H213V75ZM224 74V75H223ZM237 74V77L235 76ZM239 74H241V75H239ZM251 75V77L253 78V79H257V80H253L251 77H249L250 75ZM4 75V74H3ZM45 77H44V76ZM65 75V76H64ZM72 75V76H71ZM73 75H75V76H73ZM79 76V75H82L84 78H85V81H84V79H83V83H86V87L88 86V87H90V88H88L87 87V89H88V94L89 93H91V95L90 96H92V97H89V95L86 93V96L85 95H83V94H85V93H81L82 91L80 90L79 91V87L77 88L76 87V85L75 84H72V83H74L73 81H74V78H76V76ZM95 75V76H94ZM124 77H123V76ZM138 75V76H137ZM145 75V76H144ZM147 75V76H146ZM157 76V77H155V76ZM186 75V76H185ZM239 75V76H238ZM9 76V77H8ZM30 76V78H32ZM51 76H54V77H51ZM62 76H60V77H62ZM88 76V77H87ZM109 76V77H108ZM122 76V77H121ZM136 77V79H135V77ZM162 76L164 77V80L166 79V81H168L169 79V81L168 82H165V81H163V78H162ZM179 76V77H180ZM191 76V75H190ZM200 76V77H199ZM244 76V77H243ZM246 76V77H245ZM256 76V77H258V78H254V77ZM48 77V78H47ZM65 77L67 78V79H65ZM90 77V78H89ZM104 77L105 78H107L108 77V79H104ZM121 77V78H120ZM126 77V78H125ZM129 77H130V80L132 79V81H130L129 80ZM132 77V78H131ZM142 77H144V78H142ZM146 77L148 78L147 80H146ZM152 77V78H151ZM155 77V78H154ZM169 77V78H168ZM180 77V78H181ZM203 77H205V79L203 78ZM208 77H209V79H208ZM212 77V78H211ZM234 77H236V78H234ZM241 77H242V79H241ZM26 78V79H27ZM42 78V79H41ZM71 79V80H69V79ZM118 78H120V80H117ZM123 78V79H122ZM140 78H142V79H140ZM149 78H151L152 80L151 81H148V80H150ZM162 80H161V79ZM189 78H191V80L193 79L194 81H195V83H194V81L192 82V83H194V84H196V86L194 85V84H192V83H189V82H191L190 81V79ZM202 78V79H201ZM241 80H240V79ZM246 78H249L250 80H251V82H250V80L248 81V79H246ZM25 79V80H26ZM44 79V80H43ZM49 79V80H48ZM93 79V80H92ZM111 79V80H110ZM133 79H135V80H133ZM138 79V80H137ZM145 79V81L146 82H144L143 80ZM157 79V80H156ZM188 79H189V81H188ZM211 79H213L212 81H211ZM246 79V80H245ZM39 80V81H38ZM42 80H43V82H42ZM53 81V82H51V81ZM69 80V81H68ZM91 80V81H90ZM96 80H97V82L99 83V85H98V83L96 82ZM104 80H106V81H104ZM108 80V81H107ZM110 80V81H109ZM129 80V81H128ZM142 80V81H141ZM200 80V81H199ZM254 81V84H256V89H258L257 88V85L259 84V88L260 87H262V89L260 88V90L258 89V90H255V89H253V86H252V82ZM258 80H260V81H258ZM261 80H263V81H261ZM50 81V82H49ZM89 81V82H88ZM95 81V82H94ZM113 81H115V82H113ZM122 81H123V83L125 82H127L128 83V86H127V83L125 84H123L122 83ZM139 81V82H138ZM141 81V82H140ZM158 83H157V82ZM161 83H160V82ZM176 81V82H175ZM180 81V83H178ZM188 81V82H187ZM209 82V84H208V82ZM217 81V82H216ZM223 83H222V82ZM238 81V82H237ZM45 82H49V83H52V84H49L48 83V85H47V83H45ZM104 82H105V84H104ZM108 82V83H107ZM110 82V83H109ZM113 82V83H112ZM117 82V83H116ZM119 82V83H118ZM134 82V83H133ZM163 82V83H162ZM171 82H172V84H171ZM173 82H175V83H173ZM204 83V85H206V87L204 88V85H203V83ZM212 82V83H211ZM244 82V83H243ZM249 82V83H248ZM262 82V83H261ZM40 83V84H39ZM45 83V84H44ZM94 83H96L97 85H96V87H98V89L94 86L95 84ZM115 83V84H114ZM129 83L131 84V87H132V89L134 88V90H131V87H130V85H129ZM142 85H141V84ZM144 83V84H143ZM168 83H169V85H168ZM176 83H178L180 86H182V87H184L185 88V85H187V87L184 89V88H181L180 86H178V87H180L182 90H179L180 88H176V90H175V88L173 89V87H174V85H176ZM182 83H184V84H182ZM187 83H189V84H187ZM197 83H199V84H197ZM234 83V84H233ZM236 83V84H235ZM89 84V85H88ZM92 86H94V87H92ZM119 85V86H117V85ZM124 86V85H126V87H127V91L129 92V94H128V92L125 90V86L123 87L122 85ZM133 84V85H132ZM134 84H137V85H135L134 86ZM166 84V85H165ZM177 84V85H178ZM202 84V85H201ZM211 84V85H210ZM212 84H213V86H215L214 88H216L215 90H219L218 91V93L216 94V93H212V92H214L215 90H214V88H213V86H212ZM218 86H217V85ZM219 84H222V85H219ZM244 84H245V86H244ZM248 84H251V86H252V88L250 87V86H248ZM253 84V85H254ZM34 85H35V88H34ZM48 87H47V86ZM52 85H54V86H52ZM75 85V86H74ZM103 85V87L101 88V86ZM110 85H112V86H110ZM150 86V87H148V86ZM162 85H165V87L164 86H162ZM169 87H168V86ZM176 85V86H177ZM227 85L229 86V87H231L232 88V91H230L231 92V94L232 93H235L233 96L236 98V99H234L233 97H232V95L230 94V92H229V90L228 89H230L231 90V88H229V87H227ZM58 86V85H57ZM99 86H100V88H99ZM106 86V87H105ZM122 86V87H121ZM143 86V87H142ZM155 86V87H154ZM157 86V87H156ZM208 86H210V87H208ZM236 86V87H235ZM247 86V88H251V89H247V88H245ZM40 87V88H39ZM55 87V88H54ZM75 87V88H74ZM85 87V88H86ZM114 87H116V88H114ZM128 87H130V88H128ZM137 87H139V88H137ZM145 87V88H144ZM163 87V88H162ZM194 87H196V89L194 88ZM198 87V88H197ZM200 87V88H199ZM220 87V88H219ZM225 87H226V89H225ZM255 87V86H254ZM64 88H67V87H64ZM77 88V89H76ZM95 88V90H93ZM107 88V89H106ZM110 88H111V90H110ZM123 88H124V90L126 91L125 93H127L126 95H125V93H124V91H123ZM136 88V89H135ZM152 88V89H151ZM158 88V89H157ZM206 88H207V90H206ZM210 88V89H209ZM218 88V89H217ZM223 90H222V89ZM236 88H237V90H239V93H238V91L236 90ZM243 88H245V89H243ZM55 89H57V90H55ZM76 89V90H75ZM90 89L92 90V91H90ZM104 89V90H103ZM106 89V90H105ZM138 89V90H137ZM140 89V90H139ZM145 91L144 93H143V91ZM147 89H149V90H147ZM153 89H156V90H153ZM161 91H160V90ZM170 89V91H167V90H169ZM173 91H172V90ZM193 90V92H192V90ZM212 89H213V91H212ZM220 89L223 91V92H225L226 90V93H227V95H231L230 96V99H226V98H228V97H222L221 95H225V96H227L226 95V93H224L223 94V92L222 91H220ZM235 89V90H234ZM247 89V90H246ZM15 90V89H14ZM60 90V91H59ZM99 90V91H98ZM101 90H103V91H101ZM110 90V91H109ZM122 90V91H121ZM130 90V91H129ZM164 90V91H163ZM166 90V91H165ZM200 92H199V91ZM245 90H246V92H245ZM248 90H249V93H248ZM250 90H254V92H255V94H257L256 95V98H255V94H251V92L252 91H250ZM10 91V92H11ZM31 91V92H32ZM71 91V92H70ZM108 91V92H107ZM137 91V92H136ZM155 91H158L159 93H160V95H158L159 93L158 92H155ZM177 91V92H176ZM178 91H180V92H178ZM186 91H187V94H186ZM189 91V92H188ZM206 91H207V93H206ZM210 91H212V92H210ZM217 91H215V92H217ZM235 91V92H234ZM256 91H260L259 92V94H258V92L256 93ZM48 92V91H47ZM63 92V94H62V96L63 95H65V96H63V98H62V96H61V93ZM94 93V95H93V93ZM102 92V93H101ZM118 92H120V94L118 93ZM130 92H131V94H130ZM134 92V93H133ZM141 92V93H140ZM147 92V93H146ZM167 92V93H166ZM169 92V93H168ZM172 92V95L170 94ZM175 92V93H174ZM182 92H184V93H182ZM192 92V93H191ZM197 92V93H196ZM205 92V93H204ZM219 92L221 93L222 92V94H219ZM229 92V93H228ZM247 93V94H249V96H247L248 97V99L245 101L244 99H246L247 97L245 96L246 94L245 93ZM254 92H252V93H254ZM6 94L8 93V91L7 92H5ZM95 93H96V95H95ZM103 93H108L109 94V96H108V94L106 95V94H103ZM117 93V94H116ZM138 93V94H137ZM171 95V96H173L171 99H170V96L168 95V97H167V95ZM177 93H179V94H177ZM188 93H189V95H188ZM191 93V94H190ZM197 95V99H196V95ZM200 93H201V95H200ZM202 93H204V94H202ZM214 95L215 94V96H213L212 94ZM241 93V94H240ZM22 94V93H21ZM53 94V93H52ZM59 94H60V96H59ZM81 94V95H80ZM98 94H100V95H98ZM112 94V95H111ZM117 96V100L119 101V103H118V101L117 102H115L116 103V105L114 104V102H112L113 101V99L115 98L116 99V96ZM119 94V95H118ZM123 96H122V95ZM136 96H135V95ZM143 95V96H139V95ZM148 94H150V95H148ZM155 94H157V95H155ZM174 94V95H173ZM175 94H176V97H175ZM208 96H207V95ZM211 94V95H210ZM219 94V96H217ZM238 94H240V96H237ZM261 94V95H260ZM33 95V94H32ZM36 95V94H35ZM34 95V96H35ZM68 95V94H67ZM78 95L80 96V97H78ZM126 97H125V96ZM134 97H133V96ZM154 95V96H153ZM164 95H165V97H164ZM179 95V96H178ZM182 97H184L185 95H186V97L188 96L190 99H189V102L187 103V99L188 98H186V97H184V98H182ZM204 95H205V97H204ZM253 96L252 98H251V96ZM18 96V97H19ZM34 96H33V98H34ZM85 96V97H84ZM97 96H100V97H98V98H96ZM106 96V97H105ZM107 96H108V103H110V106L111 107H113V109L115 108V106H116V108H115V111H113V109L110 107V106H108L109 104L108 103H106V101H107ZM113 96V97H112ZM118 96H122L121 98H119ZM132 96V97H131ZM144 96H145V98H144ZM160 96L163 98L164 97V99L166 98V100H168V101H170V107L168 106V105H166L167 106V108L169 109V111H167L166 109H165V107L164 106H162V105H164L163 104V102H166L164 99H160ZM192 96V97H191ZM198 96H199V98L200 99H202L203 101H204V103H203V101L202 100H200V99H198ZM201 96V97H200ZM210 96H212L213 97V99H212V97H210ZM259 96V97H258ZM4 97H5V99H4ZM32 97V96H31ZM65 97V98H64ZM95 99H94V98ZM124 97V98H123ZM139 97V98H138ZM142 97V98H141ZM158 97V98H157ZM179 97V98H178ZM181 97V98H180ZM203 97V98H202ZM208 97V98H207ZM219 97H220V99H219ZM233 99H232V98ZM237 97H239V98H237ZM245 97V98H244ZM250 97V98H249ZM263 97V98H262ZM33 98L32 99H29V101H30V103H31V100L33 101ZM36 98V97H35ZM78 98V99H77ZM80 98L83 100V98H84V100L83 101H86V102H88V105H87V103L85 104V102H83V101H81L80 100ZM86 98H88L87 100H86ZM101 98L103 99V100H105V102L103 101V103H101L102 101H101ZM106 98V99H105ZM109 98H110V100H111V102H110V100H109ZM125 98H127V100H129V101H127L126 103L128 104V102H129V104L127 105V104H124L125 103V101H126V99ZM133 98H135V100L133 99ZM137 98V99H136ZM147 98V99H146ZM155 98V99H154ZM177 99V101H175V99ZM192 98V99H191ZM194 98L196 99V100H199V101H196L195 100V102H201V104H199V108H201V109H196L197 111V115H199V114H201L202 112H203V110H204V112L201 114L202 116H203V118L201 119H193V117L192 116H190L191 114H193V113H189V112H192V110L190 109L191 107H189V105L193 102V100H194ZM217 98V99H216ZM225 98V99H224ZM244 98V99H243ZM258 98V99H257ZM259 98H261V99H259ZM7 99H8V101L10 102V104H11V108H10V104H8L9 102L7 101ZM12 99H14L13 100V102H12ZM37 99H39V98H37ZM65 99V100H64ZM99 99V100H98ZM114 99V100H115ZM120 99V100H119ZM123 99H124V101H123ZM141 101H140V100ZM142 99L144 100V101H142ZM149 99V100H148ZM157 99V100H156ZM209 101H208V100ZM216 99V100H215ZM223 99H224V101H226V102H224L223 101ZM258 100V102H257V105H259V107L257 108L255 105H256V102H255V100ZM2 100L4 101V102H2ZM24 100V101H23ZM73 100H75V101H73ZM97 100V101H96ZM122 100V101H121ZM132 100V101H131ZM146 100V101H145ZM155 100V101H154ZM173 100V101H172ZM179 100V101H178ZM192 100V101H191ZM207 100V101H206ZM230 100L231 101H235L236 103H234L233 102V104H235V105H237L236 107L234 106V105H232V102H230ZM238 100V101H237ZM244 100V101H243ZM251 100H254V101H251ZM256 100V101H257ZM62 101V103H60ZM68 101V102H67ZM93 101L94 102H98L97 104L96 103H93ZM138 101H140V102H143L144 103V108H146V110H139V112H138V110H137V107H139L140 108V103L138 104L137 102ZM150 101H152V102H150ZM162 101V102H161ZM217 102V104L219 105L220 104V106H224V104H225V106L226 105H228L225 109L223 108V111H224V115H223V111H222V114H220L219 112H218V114H220V115H216V113L217 112H214V113H210L212 110H211V108L213 107V105L214 104H216L215 102ZM220 101H223L222 103L220 102ZM251 101V102H250ZM260 101V102H259ZM7 102V103H6ZM16 102V103H15ZM76 102V103H75ZM81 102V103H80ZM130 102H132V103H130ZM146 102H147V104H146ZM157 102V103H156ZM174 102V103H173ZM182 102H186L185 104H188V106L186 105H182V106H180L181 104L180 103H182ZM195 102L193 103V104H195ZM211 102V103H210ZM227 102H228V104H227ZM229 102L231 103V105H229ZM262 102V103H261ZM5 103V104H4ZM22 105H24V106H21V104ZM74 105H73V104ZM90 103V104H89ZM121 103H123V104H121ZM136 103V104H135ZM149 103H152V104H150L149 105ZM156 103V104H155ZM172 103L174 104V107H173V105H172ZM179 103V104H178ZM184 103H182V104H184ZM207 103V104H206ZM208 103H210V104H208ZM252 103V104H251ZM255 103V104H254ZM261 103V104H260ZM7 104H8V106H7ZM15 104V105H14ZM19 106H18V105ZM52 104H54V105H52ZM63 104H66V105H63ZM72 104V105H71ZM85 105V106H83V105ZM93 104V105H92ZM106 104H108L107 106H108V109L109 108H111L110 110H107L106 108ZM112 104V105H111ZM113 104H114V106H113ZM132 104V108H130V106L129 105H131ZM135 104V106L133 107V105ZM160 106H158V105ZM161 104V105H160ZM193 104H191L190 106H193ZM204 105V107L207 109H204V108H202L203 107V105ZM222 104V105H221ZM247 104L248 105H250L249 107H250V109H249V111H248V107H247ZM254 104V105H253ZM5 105V106H4ZM60 105H63L64 107H61ZM70 105V106H69ZM75 105H77V106H75ZM80 105V106H79ZM82 105V106H81ZM96 105V106H95ZM138 105V106H137ZM153 105V106H152ZM157 106V107H154V106ZM200 105H202V107L200 106ZM206 105L208 106V107H206ZM211 105H212V107H211ZM30 106H31V104H30ZM30 106H28V107H30ZM51 106H54V107H52L51 108ZM74 106V107H73ZM79 106V107H78ZM98 106V107H97ZM102 106H104V109H103V107ZM126 108L127 106L129 107V109H128V107L125 109V114H122L121 115V113H124L123 111H124V107ZM147 106V107H146ZM151 106V107H150ZM230 106H231V110H230ZM232 106H234V107H232ZM4 107V109H2ZM15 107V108H14ZM16 107H18V108H16ZM21 107V108H20ZM50 107V108H49ZM66 107H69L68 109L66 108ZM73 107V108H72ZM78 107V108H77ZM84 107H87V108H84ZM90 107V108H89ZM97 107V108H96ZM118 107H120V108H118ZM123 107V108H122ZM171 107H172V109H171ZM178 108V109H175V108ZM185 107H188L189 109H186V111H185ZM210 107V108H209ZM255 107L257 108V109H255ZM13 111V112H11L10 111V109ZM56 108V109H55ZM63 108H65V110L63 109ZM82 110H81V109ZM84 108V109H83ZM93 108V109H92ZM118 108V109H117ZM133 108H136V110L135 109H133ZM154 108V109H153ZM155 108H157V109H155ZM159 108H161V109H163L164 108V110H161V109H159ZM198 108V107H197ZM234 110H233V109ZM236 108V109H235ZM263 108V111H261L260 112V109H262ZM6 109V110H5ZM15 109V110H14ZM20 111H19V110ZM34 109V110H33ZM50 109V110H49ZM73 109V110H72ZM77 109L79 110V111H77ZM99 109V110H98ZM102 109V110H101ZM121 109H122V111H121ZM132 110L131 112L133 113L134 111L137 113V114H135V112L133 113V114H131L130 113V111L129 110ZM171 109V110H170ZM173 109H175L176 111H174ZM180 109V110H179ZM238 109V110H237ZM4 110V111H3ZM30 110H33L32 112L30 111ZM38 110V111H37ZM55 111L54 113L52 112H50V111ZM59 110V111H58ZM64 110V111H63ZM69 110H70V113H69ZM72 110V111H71ZM105 110V111H104ZM119 110V111H118ZM161 110V111H160ZM189 110V111H188ZM198 110L200 111V112H198ZM210 112H209V111ZM225 110H227V112L229 111L230 113L228 114V113H226L225 112ZM235 110H237V112L235 111ZM257 110H259V112H260V114L259 113H256V112H258ZM6 111V112H5ZM8 111V112H7ZM17 112V113H15V112ZM28 111H30L34 116H32V114H30V112H28ZM36 111L38 112V113H36ZM46 111V112H45ZM63 111V112H62ZM76 111V112H75ZM88 111V112H87ZM98 111V112H97ZM102 111V112H101ZM128 111V112H127ZM143 111H145V112H143ZM147 111V112H146ZM151 111V112H150ZM158 111V112H157ZM164 111V112H163ZM177 111H179V113L177 112ZM182 111V112H181ZM194 111V110H193ZM251 111V112H250ZM62 112V113H61ZM65 112V113H64ZM71 112H73V113H71ZM107 112H109V113H107ZM115 112V113H114ZM140 112H142L141 114H140ZM160 112V113H159ZM166 112V113H165ZM169 112V114H171V113H173V112H175V114H171V116L173 115H175L174 117L175 118H173V116L171 117V121L169 120V122H167V120H166V118L165 117H167L168 116V113ZM208 112V113H207ZM233 112H234V114H233ZM237 114H236V113ZM8 114V116H7V114ZM10 113H12V116L10 115ZM18 113H20V114H18ZM35 113H36V115H35ZM47 113V114H46ZM48 113H49V115H48ZM51 113V114H50ZM58 113V114H57ZM59 113L61 114V115H59ZM68 113V114H67ZM129 113V114H128ZM146 113V114H145ZM150 113H152V114H150ZM153 113H154V115H153ZM156 113H158L159 114V116H158V114H156ZM162 113V114H161ZM240 113V114H239ZM253 115H252V114ZM256 113V114H255ZM262 113H263V116H262ZM4 114V115H3ZM15 114V115H14ZM18 114V115H17ZM21 114L22 115H24V117L25 116H27V117H23V116H21ZM27 114V115H26ZM39 114H41V115H39ZM52 114H53V116H52ZM58 115V117H57V115ZM63 114V115H62ZM77 114H79V115H77ZM81 114V115H80ZM104 114V115H103ZM110 114V115H109ZM127 114V115H126ZM140 114V115H139ZM144 114V115H143ZM148 114H150V115H148ZM166 114V116H164V115ZM177 114V115H176ZM204 114V115H203ZM210 114V115H209ZM226 114V115H225ZM258 114H259V116H258ZM10 115V116H9ZM33 117V119H32V117ZM38 115V116H37ZM48 115V116H47ZM68 115H70V116H68ZM71 115H72V117H71ZM75 115V116H74ZM103 115V116H102ZM129 115L131 116V117H129ZM141 115H143V116H141ZM146 115H147V117H146ZM186 115V116H185ZM208 115V116H207ZM211 115H214L213 117V121L211 120V118H212V116ZM223 115V116H222ZM228 115H230V116H228ZM255 115V116H254ZM60 116V117H59ZM68 116V117H67ZM80 116H81V119H80V121H79V118H80ZM87 117V118H85V117ZM89 116H90V118H89ZM92 116V117H91ZM112 116L114 117V116H116L117 118L115 119V117L114 118H112ZM128 116V117H127ZM141 116V117H140ZM153 116V117H152ZM155 116V117H154ZM202 116H200L199 115V117H202ZM206 117V121H205V117ZM210 116V117H209ZM215 116H216V118H215ZM229 118H228V117ZM236 116V117H235ZM238 116H239V118H238ZM256 116H258V118L259 119H261V120H259ZM14 117H15V119H14ZM19 117V118H18ZM20 117L22 118V120L20 119ZM31 117V118H30ZM36 117H38V118H40L41 120H39V121H37L36 123H34L35 122V119H37ZM53 117H54V120H53ZM56 117V118H55ZM70 117V118H69ZM73 117H74V119H73ZM77 117H79V118H77ZM98 117V118H97ZM104 117V118H103ZM108 117V118H107ZM121 117H123V118H121ZM134 117V118H133ZM137 117V119H135ZM147 119H146V118ZM151 117H152V119H151ZM160 117H161V119H160ZM163 117V118H162ZM180 117V118H179ZM190 119H189V118ZM218 117V118H217ZM224 117V118H223ZM226 117V118H225ZM231 117V118H230ZM234 117V118H233ZM241 117V118H240ZM253 117V118H252ZM256 117V118H255ZM45 118V119H44ZM48 118V119H47ZM103 118V119H102ZM109 118H111V119H109ZM126 118V120L127 121H124V119ZM129 118V119H128ZM140 118H142L141 120H140ZM143 118H145L144 120H143ZM151 120H150V119ZM154 118H156V120L154 119ZM168 118H169V116H168ZM176 118H179L178 119V124H181V125H179L181 128H179L178 127V125H177V123L175 124H173V122L174 121H176ZM185 118V119H184ZM221 118V119H220ZM223 118V119H222ZM236 118V119H235ZM59 119V120H58ZM61 119H62V121H61ZM65 119V120H64ZM67 119V120H66ZM71 119V120H70ZM105 119H106V121H108V122H105ZM121 119V120H120ZM133 119L135 122L136 121H138V123L136 122H134L136 125H134V123L131 121V120ZM153 119H154V121H153ZM173 119H174V121H173ZM189 121H188V120ZM192 119V120H191ZM219 119H220V121H219ZM233 119V120H232ZM235 119V120H234ZM256 119H258L259 121V125L255 122V124H254V121L256 120ZM1 120V119H0ZM34 120V121H33ZM58 120V121H57ZM64 120V121H63ZM78 120V121H77ZM84 120H86V121H91L89 124H90V126H89V124L86 122V121H84ZM115 120V121H114ZM117 120H120L119 122L117 121ZM128 120H129V123L131 124H129L128 125ZM157 120H159V121H157ZM184 120L185 121H187V122H184ZM198 120L200 121V122H198ZM204 120V121H203ZM209 120H211L212 122L210 123L209 122ZM216 120V122H214ZM242 120H244L245 122H247V123H245L244 121H242ZM251 121V123H250V121ZM20 121V122H19ZM31 121V122H30ZM46 121H49V125H48V122H46ZM68 121V122H67ZM70 121H73V122H71L70 123ZM76 121V122H75ZM114 121V122H113ZM121 121H123V122H121ZM144 121V122H143ZM161 121V122H160ZM173 121V122H172ZM190 121H192V123H191V126L192 125H194L193 123L195 122V126H193V127H191V126H186V123L187 124H189L190 125ZM219 121V122H218ZM231 121V122H230ZM234 121V122H233ZM236 121H238L237 123H236ZM253 121V122H252ZM39 122V123H38ZM54 122H55V124H54ZM66 122V123H65ZM76 124H75V123ZM80 122H82V123H84V124H81ZM105 123V125H104V123ZM114 123V124H112V123ZM126 122V123H125ZM155 122V123H154ZM159 122V123H158ZM165 122V123H164ZM189 122V123H188ZM197 122V123H196ZM204 122V123H203ZM208 122V123H207ZM226 122V123H225ZM230 122V123H229ZM233 122V123H232ZM239 122H240V126H239ZM19 123H21V124H18ZM29 123H31V124H29ZM45 123H46V125H45ZM61 123V125H59ZM69 123H70V126L69 127H67L68 125H69ZM79 125H78V124ZM94 123V124H93ZM97 123V124H96ZM107 123H109V124H107ZM123 123V124H122ZM133 123V124H132ZM142 123L144 124L143 125V127L144 128H146L145 130H144V128H142ZM146 123H148L147 125H146ZM150 123H153V124H150ZM168 123V124H167ZM200 123H201V125H203V126H201L200 125ZM210 123V124H209ZM212 123H213V125H212ZM224 123V124H223ZM245 123V124H244ZM35 126H34V125ZM75 124V125H74ZM117 124V125H116ZM119 124V125H118ZM123 126V127H125V128H123L121 125ZM138 124H140L139 126H138ZM159 124V125H158ZM163 124H165V125H163ZM169 124H170V126H169ZM197 124H198V126H197ZM205 124V125H204ZM216 124L218 125V127L216 126ZM223 124V125H222ZM227 124L229 125L228 127H227ZM232 124V127L230 126ZM236 124H237V126H236ZM242 124H244V125H242ZM3 125V126H2ZM4 125H6V126H4ZM10 125H11V127H10ZM16 125V127H20L19 129H17L16 127H14ZM18 125V126H17ZM21 125V126H20ZM22 125H23V127H22ZM27 127H26V126ZM40 125H41V127H40ZM52 127H51V126ZM74 125V126H73ZM81 125V126H80ZM94 127H93V126ZM95 125L97 126V127H95ZM99 125V126H98ZM108 125V126H107ZM110 125V126H109ZM133 125V126H132ZM150 125H155L154 127L153 126H150ZM175 125L178 127V129H180V131L181 132H179V130L175 127ZM206 125H209V126H207L206 127ZM254 125V126H253ZM262 125V126H261ZM30 128H29V127ZM31 126H33V127H31ZM38 126V127H37ZM42 126H44V127H42ZM47 126V127H46ZM61 127V128H57V127ZM66 126V127H65ZM79 126V128H77ZM88 126V127H87ZM92 126V127H91ZM112 126V127H111ZM114 126L116 127V128H114ZM137 126V129H139V131L137 132L136 131V127ZM149 126V127H148ZM158 126V127H157ZM161 126V127H160ZM163 126V127H162ZM165 126H169L168 128L167 127H165ZM172 126V127H171ZM196 126H197V128H196ZM210 126H211V128H210ZM246 126V127H245ZM251 126V127H250ZM253 126V127H252ZM259 126V127H258ZM5 127V128H4ZM9 127V128H8ZM49 127H51L52 129H51V131H50V128ZM75 127V128H74ZM84 127V128H83ZM86 127V128H85ZM100 127H103V129L102 128H100ZM106 127V128H105ZM108 127V128H107ZM119 127V128H118ZM127 127H130V128H127ZM135 128V129H132V128ZM139 127V128H138ZM159 127L160 128H162V130L161 129H159ZM173 127L175 128V129H177L176 131L173 129ZM201 127V128H200ZM212 127H214V128H212ZM226 127H227V129H226ZM231 127V128H230ZM238 127H240V128H238ZM244 127V128H243ZM1 128H3L2 130H1ZM11 128V129H10ZM14 128V129H13ZM34 128V129H33ZM39 128V129H38ZM43 128V129H42ZM44 128H47V129H44ZM63 128H64V130H63ZM68 128V130H66ZM71 128V129H70ZM98 130H96V129ZM99 128V129H98ZM112 128V129H111ZM141 128H142V130H141ZM157 128V129H156ZM187 128V129H186ZM188 128H190V129H188ZM193 128V129H192ZM196 128V129H195ZM203 128H204V133H202V130H203ZM242 128V129H241ZM255 128L258 130V132H257V130H255ZM260 128V129H259ZM4 129H5V131H6V133H5V131H4ZM11 131H10V130ZM16 129V130H15ZM27 129H29V130H27ZM58 129V130H57ZM63 131H62V130ZM74 129V130H73ZM82 129V130H81ZM90 131H89V130ZM114 129V130H113ZM118 131H116V130ZM122 129V130H121ZM128 129V130H127ZM153 129V130H152ZM159 129V130H158ZM172 129V130H171ZM192 129V130H191ZM229 129H231V130H229ZM244 129V130H243ZM250 129V130H249ZM15 130V131H14ZM22 130V131H21ZM57 130V131H56ZM78 130V131H77ZM84 130V131H83ZM92 130V131H91ZM94 130V131H93ZM113 130V131H112ZM123 131V132H121V131ZM130 130V131H129ZM144 130V131H143ZM147 130H148V132H147ZM155 130V131H154ZM162 131V133L163 134H165V132H166V130H167V132L166 133H168V132H172L173 130L175 131V133L174 132H172V133H174L175 135H176V133L178 134V135H176V139H173L174 140V142H175V145H176V147H173V145L174 144H172L171 145V143L169 144V143H164L163 142V140H161V136L159 137V135H162L161 134V132H159V131ZM168 130H170V131H168ZM189 130H190V133H188L189 132ZM197 132H196V131ZM200 130V131H199ZM205 130H207V133H206V131ZM218 130H220V131H218ZM226 130H228V131H226ZM246 130H248V131H246ZM263 130V131H262ZM10 131V132H9ZM16 131H18V132H16ZM27 131V132H26ZM34 131L36 132V133H34ZM38 131V132H37ZM44 131V132H43ZM48 131V132H47ZM55 131H56V133H55ZM61 131V132H60ZM65 131H67V132H65ZM87 131V132H86ZM91 132V133H89V132ZM120 131V132H119ZM126 131V132H125ZM155 133H154V132ZM157 131V132H156ZM185 131V132H184ZM187 131V132H186ZM193 131V132H192ZM210 131H213V133H209ZM251 131H252V134H251ZM253 131H255V133H257V134H255ZM7 132L9 133V134H7ZM23 134H22V133ZM25 132V133H24ZM47 132V133H46ZM53 132V133H52ZM71 132H72V134H71ZM77 132V133H76ZM96 132V133H95ZM113 132V133H112ZM117 132V133H116ZM139 133V136H137V134ZM144 132V134L142 135H140V133H143ZM146 132V133H145ZM150 132V133H149ZM179 132V133H178ZM192 132V133H191ZM201 132V133H200ZM228 132H230V133H228ZM232 132V133H231ZM244 132V133H243ZM250 132V133H249ZM4 133V134H3ZM13 133V134H12ZM22 135V137L23 136H26V137H24V140H23V138L21 137V135ZM27 133H28V135H27ZM30 133H32L31 135L33 136V134L35 135V136H33V138H35V139H33L32 138V136H31V138L33 139V140H31L30 139ZM41 133H42V135H41ZM59 133L61 134V135H59ZM65 133V134H64ZM73 133H74V135H73ZM81 133V134H80ZM84 133V134H83ZM98 133V134H97ZM119 133V134H118ZM123 134V135H121V134ZM127 133H129L128 135H127ZM134 133V134H133ZM157 133H159L158 135H156ZM181 133V134H180ZM184 133H186V134H184ZM224 133H225V135H224ZM227 133H228V135H227ZM234 133V134H233ZM247 133H249V134H251V136L249 135V134H247ZM261 133V134H260ZM17 134V135H16ZM49 134V135H48ZM50 134H51V137H50ZM55 134V135H54ZM69 134V135H68ZM81 136H80V135ZM106 134V135H105ZM114 134V135H113ZM116 134V135H115ZM133 134V135H132ZM136 134V135H135ZM146 134V135H145ZM147 134L148 135H150V136H147ZM168 134H170V133H168ZM174 134H172V135H174ZM190 134V135H189ZM197 134H198V136H197ZM204 134V135H203ZM214 136H213V135ZM242 136H241V135ZM254 134V135H253ZM7 135V136H6ZM12 135V136H11ZM54 135V136H53ZM87 135V136H86ZM101 135H103V136H101ZM111 135H113V137H111ZM153 135H154V137H153ZM166 135V134H165ZM164 135V136H165ZM174 135V136H175ZM184 135H186L187 137H189V139L190 138H193V139H190V140H187L188 138H186ZM212 135V136H211ZM216 135H217V137H216ZM224 135V136H223ZM230 135V136H229ZM231 135H233V136H231ZM235 135V136H234ZM253 135V136H252ZM263 135V136H262ZM5 136V137H4ZM9 136H10V138H12L13 136H15V137H13V139H10L9 138ZM16 136H19V137H16ZM37 136H38V138H37ZM43 138H42V137ZM44 136H46L45 138H44ZM47 136H49L48 138H47ZM61 136V137H60ZM82 138V141L83 142H78L79 140L81 141V138ZM90 136V137H89ZM110 137L111 139H108V137ZM117 138H116V137ZM123 138V140L120 138ZM127 136V137H126ZM134 136H136V137H134ZM141 136V137H140ZM146 136V137H145ZM157 136V137H156ZM163 136V135H162ZM162 137V138H169L170 139V137H171V135H166L165 137ZM168 136H170V137H168ZM174 136H172V137H174ZM220 136H221V138H220ZM231 137V139H229V137ZM256 136H258V137H256ZM259 136H260V138H259ZM28 137V138H27ZM39 137H40V139H39ZM58 139H57V138ZM66 137V138H65ZM69 137H72L71 139L69 138ZM74 137H76V138H74ZM79 137V139H77ZM84 137V138H83ZM95 137H97L96 139H95ZM100 137H102V138H100ZM115 137V138H114ZM126 137V138H125ZM140 137V138H139ZM147 137H149L148 138V140H149V142H147L148 140H147ZM178 137V138H177ZM182 137V139H180ZM213 139H212V138ZM215 137V138H214ZM226 137V138H225ZM237 137V138H236ZM15 138V139H14ZM49 138H50V140H49ZM51 138H52V140H51ZM58 140V141H62L61 142V144H60V142H58V141H56V139ZM60 138V139H59ZM69 138V139H68ZM86 138V139H85ZM90 138V141L92 142V144H94L95 142H100L101 141V143H98V145H97V143H95L94 144V149L96 150H94V149H92L93 148V145H92V147H90L91 145V143H90V141L88 140V145H87V139H89ZM103 138H105L106 140H104ZM128 138V139H127ZM135 138V139H134ZM146 138V139H145ZM150 138H151V140H150ZM156 140H154V139ZM159 138V139H158ZM257 138L258 139H260L259 141L257 140ZM9 139V140H8ZM63 139V140H62ZM85 139V140H84ZM99 139V140H98ZM113 139V140H112ZM119 139H121V140H119ZM131 139V140H130ZM139 139V140H138ZM142 139V140H141ZM143 139H144V141H146V142H144L143 141ZM154 141H153V140ZM178 139V140H177ZM203 139V140H202ZM236 139H237V142H235L236 141ZM256 139V140H255ZM7 140V141H6ZM12 140H14V141H12ZM15 140H17V141H15ZM26 140H28V141H26ZM41 140V141H40ZM45 140H46V142H48V143H46L45 142ZM68 140H70V142L68 141ZM93 140H95L94 142H93ZM97 140V141H96ZM115 140H116V142H117V146H116V143H115ZM159 140V141H158ZM168 140V139H167ZM167 140H166V142H167ZM173 140H171L172 141V143H173ZM176 140V141H175ZM180 140L182 141V142H180ZM207 142H206V141ZM216 140V141H215ZM218 140H219V142H218ZM254 140V141H253ZM6 141V142H5ZM11 142L10 144H13V146H11L10 144H9V142ZM22 141V142H21ZM36 141V142H35ZM40 143H39V142ZM43 141V142H42ZM51 141V142H50ZM55 141V142H54ZM74 141V142H73ZM76 141V142H75ZM104 141V142H103ZM108 141V142H107ZM113 141V142H112ZM125 141V142H124ZM127 141V142H126ZM135 141V142H134ZM138 143H137V142ZM140 141V142H139ZM143 142V144H142V142ZM152 143H151V142ZM187 141H189V143L187 144L186 142ZM192 141V143H190ZM202 141V142H201ZM257 141V142H256ZM7 142H8V144H7ZM14 142V143H13ZM18 142V144H16ZM57 142V143H56ZM71 142H72V144H71ZM86 142V143H85ZM103 142V143H102ZM107 143V145H106V143ZM120 142H122V143H120ZM124 142V143H123ZM131 142V143H130ZM158 142V145L156 144ZM160 142V143H159ZM185 142V143H184ZM194 142H196V143H194ZM199 142V143H198ZM229 142H231V143H229ZM233 142H234V144H233ZM254 142H255V144H254ZM259 142V143H258ZM262 142V143H261ZM4 143H6V144H4ZM20 143V144H19ZM38 143V144H37ZM55 144V145H52V144ZM65 143V145L67 144V147H65V145H62V144H64ZM69 143V144H68ZM75 143V144H74ZM78 143H80V144H78ZM84 143V145L87 147H85L84 145L82 146V144ZM110 143V144H109ZM126 143V144H125ZM137 143V144H136ZM150 143V146L151 147H149V145L148 146H146L147 144H149ZM180 143V144H179ZM182 143H184V145H181ZM194 143V144H193ZM209 143H210V145H209ZM212 143V144H211ZM236 143H237V146H236ZM25 144V145H24ZM36 144V145H35ZM44 144V145H43ZM49 144H51V145H49L50 147L49 148H47L48 147V145ZM56 144H57V146H56ZM72 145V147L74 148L73 149V151H72V147H71V145ZM73 144L75 145V146H73ZM77 144V145H76ZM130 144V145H129ZM140 144H142V145H140ZM144 144H146V145H144ZM166 144H169V146H166ZM177 144H178V146H177ZM191 144V145H190ZM194 146H193V145ZM208 144V145H207ZM219 144H221V145H219ZM227 144H230L229 146L227 145ZM257 144H258V146H257ZM261 144V145H260ZM19 145H21V146H19ZM34 145V146H33ZM37 145L38 146H40V147H38L37 148ZM42 145V146H41ZM46 145V146H45ZM104 147H103V146ZM112 145V146H111ZM140 145V146H139ZM157 145V146H156ZM162 145V146H161ZM165 145V146H164ZM171 145V146H170ZM174 145V146H175ZM179 145H181V146H179ZM185 145H187V147L185 146ZM190 145V146H189ZM205 145V147H201V146H204ZM212 145V146H211ZM215 145V147L213 148V146ZM217 145V146H216ZM224 145V146H223ZM226 145V146H225ZM232 145V146H231ZM254 145H256V146H254ZM262 145H263V147H262ZM16 146V147H15ZM32 146V147H31ZM53 146V147H52ZM62 146V147H61ZM82 146V147H81ZM98 146L100 147L101 146V148L100 149H107V150H103L102 152H103V154L101 153V151L99 152V153H97V148H98ZM107 146V147H106ZM110 146V147H109ZM117 148H116V147ZM122 148H120V147ZM124 146V147H123ZM160 146V147H159ZM163 146H164V148L166 149H164L163 148ZM185 146V147H184ZM198 148H202V149H198ZM206 146H208V147H206ZM222 148L221 150L219 149L220 147ZM230 148H228V147ZM235 146V147H234ZM261 148H260V147ZM18 147V148H17ZM28 147H30V148H28ZM34 147H36V148H34ZM52 147V148H51ZM55 147H56V149H58V150H56L55 149ZM71 147V148H70ZM75 147H77V149H75ZM85 147V148H84ZM115 147V148H114ZM118 147L120 148V149H118ZM134 147V148H133ZM137 147H139V150H138V148ZM152 147H153V149H152ZM156 147H158V148H156ZM167 147H171L170 148V150H169V148L167 149ZM188 147H191V148H188ZM195 148H197V150L195 149V151H194V149ZM214 149H212V148ZM225 147L227 148V149H225ZM232 147H234V148H232ZM259 147L260 149H257V148ZM15 148V149H14ZM27 148V149H26ZM66 148V150H69V151H65L64 149ZM70 148V149H69ZM79 148V149H78ZM90 148V149H89ZM125 148H126V150H125ZM128 148V149H127ZM151 148V149H150ZM162 150H161V149ZM182 148H184V149H186V150H184V149H182ZM2 149V150H1ZM29 149V150H28ZM37 149V150H36ZM41 151H40V150ZM42 149H43V151H42ZM48 149H49V151H48ZM51 149V150H50ZM53 149V150H52ZM64 150V151H62V150ZM81 149H84V150H81ZM87 149V150H86ZM99 149V150H100ZM113 149H115L114 151L115 152H112L113 151ZM118 149V150H117ZM143 149L145 150V151H143ZM147 149V150H146ZM148 149H149V151H148ZM157 149H159V150H157ZM174 149H177L178 150V152L180 151L179 149H181L182 150V152L180 151L179 153L177 152V150H174ZM189 151H188V150ZM205 149V150H204ZM219 149V150H218ZM225 149V150H224ZM231 149H232V151H231ZM255 149H256V151H257V154H256V151H255ZM263 149V150H262ZM16 150V151H15ZM26 150H27V152H26ZM33 151V154H32V151ZM77 150V151H76ZM80 150V151H79ZM94 150V151H93ZM98 150V151H99ZM119 150H121V151H119ZM125 150V151H124ZM133 150V151H132ZM141 150V151H140ZM155 150V151H154ZM160 150H161V153H160ZM174 150V151H173ZM191 150V151H190ZM193 150V151H192ZM201 151V152H203L204 154H202V153H198V151ZM204 150V151H203ZM208 150V151H207ZM217 150V151H216ZM227 150V151H226ZM234 150H235V152H234ZM255 152H254V151ZM6 151H7V153H8V155L6 154ZM19 151V152H18ZM23 153V154H21V152ZM29 151V152H28ZM75 151V152H74ZM83 151H84V153H83ZM87 151H89L90 153H91V155H90V153H88ZM110 151V152H109ZM123 151V152H122ZM129 151V152H128ZM136 151H138V154H137V152ZM141 152V154H140V152ZM152 151V152H151ZM167 151V152H166ZM171 153H170V152ZM172 151H173V154H174V156H173V154H172ZM177 153H176V152ZM187 151V152H186ZM197 151V152H196ZM216 151V152H215ZM221 151V152H220ZM223 151H225L224 153H226V154H223ZM229 151V152H228ZM3 152V153H2ZM4 152H5V154H4ZM9 152H10V155H12V157H10V155H9ZM15 152H16V154H15ZM19 153V155H18V153ZM35 152H37V153H35ZM68 153V154H65V153ZM74 152V153H73ZM81 152V153H80ZM95 152H96V155H95ZM104 152H105V154H104ZM109 152V153H108ZM118 152V153H117ZM120 152V153H119ZM124 152H126V156L128 157L129 155H130V157L128 158V159H130L129 161L127 160V158H125L126 156H124L125 155V153ZM133 152V153H132ZM145 152V153H144ZM156 154H155V153ZM159 154H158V153ZM193 153V155L195 156V157H193V155H191V158L190 157H186L185 155L187 154V155H189L190 156V154H192ZM194 152H196V154L194 153ZM208 153V155H207V153ZM221 153V155H219L220 153ZM12 153V154H11ZM26 153V154H25ZM28 153H29V156H27L28 155ZM38 153H39V155H40V153H42L40 156L38 155ZM62 156H60L59 154ZM76 153V154H75ZM78 153V154H77ZM112 153V154H111ZM115 153V154H114ZM132 153V154H131ZM170 153V154H169ZM184 153H185V155H184ZM236 153V154H235ZM241 153V154H240ZM253 153H255L254 155H252ZM261 153V154H260ZM3 154V155H2ZM45 154V155H44ZM52 154V155H51ZM81 154V155H80ZM98 154H99V156H98ZM123 154V155H122ZM151 155L150 156V158H149V156H147V155ZM164 154V155H163ZM166 154V155H165ZM171 154H172V156H171ZM176 154V155H175ZM177 154L178 155H180V154H182V156H185L186 157V159H190L189 161L187 160V161H184V160H186L185 159V157L184 158H182L181 159V155L180 156H177ZM233 154H234V156L236 157V155H237V159L238 160H236V158L233 156ZM259 154V155H258ZM13 155H14V158H13ZM27 157H26V156ZM50 155V156H49ZM57 155H59L58 157H57ZM64 155V156H63ZM66 155H67V157L69 156V158H67L66 157ZM78 155H80V156H78ZM82 155H84L83 157H82ZM92 155H94V156H92ZM114 155L116 156V157H114ZM120 155H121V157H120ZM142 155V156H141ZM163 156V157H161V156ZM167 155H169V156H167ZM196 155H198L197 157H196ZM226 157V159H225V157ZM227 155H228V158H227ZM230 155V156H229ZM239 155V156H238ZM7 156V157H6ZM19 156V157H18ZM24 156V157H23ZM38 158H37V157ZM42 156V158H40ZM44 156V157H43ZM49 156V157H48ZM70 156H72V157H70ZM75 156V157H74ZM77 156V157H76ZM102 156V157H101ZM106 156V157H105ZM108 156V157H107ZM136 156V157H135ZM165 156V157H164ZM167 156V157H166ZM175 156H176V158H175ZM201 156V157H200ZM203 156V157H202ZM205 156V157H204ZM221 156V157H220ZM256 156V158H254ZM257 156L260 158V156H261V158L259 159V158H257ZM4 157V158H3ZM8 157H10V158H8ZM16 157V158H15ZM31 157H32V159H31ZM54 160H52L51 158ZM56 157V158H55ZM62 158V159H60V158ZM65 157V158H64ZM74 157V158H73ZM81 157V158H80ZM89 157V158H88ZM118 157V158H117ZM134 157V158H133ZM142 157V158H141ZM152 157V158H151ZM153 157H155V158H157V159H155V158H153ZM170 158V160H169V158ZM172 157V158H171ZM201 159H200V158ZM208 157V158H207ZM224 157V158H223ZM7 158H8V160L9 159H11L10 161H8L7 160ZM17 158H18V163L15 161V160H17ZM25 158H27V160L25 159ZM46 158V159H45ZM49 160H48V159ZM57 158H58V163H57ZM70 158H72V159H70ZM85 158V159H84ZM100 158V159H99ZM113 158H116V159H113ZM120 158V159H119ZM137 158V159H136ZM144 158V159H143ZM148 158V160H146ZM161 159V160H159L158 161V159ZM163 158V159H162ZM167 160H166V159ZM194 158H195V160H194ZM199 158V159H198ZM233 158H235V159H233ZM20 159V160H19ZM34 159V164H33V160ZM38 159H40L39 161H38ZM68 161V164H65V163H67V161ZM78 159V160H77ZM80 159V160H79ZM92 159V160H91ZM94 159V160H93ZM98 159H99V161H98ZM105 159H107V160H105ZM110 159V160H109ZM113 159V160H112ZM126 159V160H125ZM133 159L135 160V161H133ZM152 159H153V161H154V163H153V161H152ZM175 159V161L173 162V160ZM178 159V160H177ZM182 160V161H184V163H182L181 161H179V160ZM211 159V160H210ZM230 159H231V161H230ZM233 159V160H232ZM258 159V160H257ZM5 162H3V161ZM6 160H7V162H6ZM37 160V161H36ZM43 160H45L46 161V163H45V161H43ZM87 160V161H86ZM102 160V161H101ZM109 160V161H108ZM115 160H116V163H115ZM118 160H121V161H119V162H122V164L121 163H119L118 162ZM123 160V161H122ZM139 160H141L140 162H142V164L139 162ZM145 160V161H144ZM157 162H156V161ZM208 160H210V161H208ZM212 160L213 161H215L214 163L212 162ZM263 160V161H262ZM31 161V162H30ZM65 161V162H64ZM80 161V162H79ZM110 161H114L112 164L110 163ZM124 161H125V163L126 164H124ZM144 161V162H143ZM148 161H150V162H148ZM167 161H169V162H167ZM179 161V162H178ZM204 161H207V162H205L206 163V165H205V163H204ZM216 161H218V163L216 162ZM226 163H225V162ZM228 161V162H227ZM234 161V162H233ZM236 161V162H235ZM257 161H258V163H257ZM262 161V162H261ZM10 162H11V164H12V166H11V164H10ZM12 162H14V163H12ZM30 162V163H29ZM37 162V163H36ZM41 162V163H40ZM61 162H62V164H61ZM70 162V163H69ZM77 162V163H76ZM85 163V164H83L82 165V163ZM91 162H92V164H91ZM94 162V163H93ZM101 162V163H100ZM103 162H105V163H103ZM109 162V163H108ZM134 162V163H133ZM138 162H139V164H138ZM145 162H147V163H145ZM156 162V163H155ZM162 162H164L165 164H161L160 165V163H162ZM171 162V163H170ZM173 162V163H172ZM185 162H187V163H189L188 165H187V163H185ZM194 162H196V164L194 163ZM220 162V163H219ZM224 162V163H223ZM232 162V163H231ZM260 162V163H259ZM23 163V164H22ZM25 163L26 164H28L27 165V167H25ZM42 163H44V164H42ZM52 163H53V166H52ZM74 165H73V164ZM87 163L89 164V165H87ZM99 163V164H98ZM118 163V165H115V164H117ZM149 163V164H148ZM150 163H152V164H150ZM159 163V164H158ZM180 163V164H179ZM209 163V164H208ZM210 163H211V166L212 167H210ZM216 163V164H215ZM229 163H230V165H229ZM5 164V165H4ZM10 165L9 166V168H8V165ZM16 166H15V165ZM30 164H32V165H30ZM40 164V165H39ZM51 164V165H50ZM72 164V165H71ZM110 164V165H109ZM121 164V165H120ZM133 164V165H132ZM146 166H145V165ZM173 164H175V165H173ZM232 164V165H231ZM261 164V165H260ZM263 164V165H262ZM7 165V166H6ZM22 165V166H21ZM23 165H24V168H23ZM30 165V166H29ZM36 165V166H35ZM45 165V166H44ZM50 166V168H51V171L52 172H55V174H56V176H54L55 174L54 173H52L49 169V167H47V166ZM68 165V166H67ZM76 165V166H75ZM80 165V167H78ZM93 165V166H92ZM119 165L121 166V167H119ZM123 165V166H122ZM129 165H130V167H129ZM132 165V166H131ZM148 165H150V166H148ZM163 165V166H162ZM171 165H172V167H171ZM186 165H187V167H186ZM195 165H197V166H195ZM215 167H214V166ZM219 166V168H218V166ZM226 165V166H225ZM228 165H229V167H228ZM259 165H260V167L261 168H259ZM32 166H33V168H32ZM42 166V167H41ZM66 166V167H65ZM87 168H86V167ZM90 166L91 167H93L92 168V170H94V172L91 170V168H90ZM98 166H100V167H98ZM103 166V167H102ZM106 168H105V167ZM109 166V167H108ZM113 166V167H112ZM116 168H115V167ZM118 166V167H117ZM125 166V167H124ZM135 166H137L136 168H134ZM143 166V167H142ZM148 166V167H147ZM157 166V167H156ZM169 166L171 167V168H169ZM179 166V167H178ZM190 166H191V168H190ZM6 167H7V169H6ZM10 167H11V169H10ZM15 167H18V168H15ZM20 167V168H19ZM21 167L23 168V171H22V169H21ZM39 167H41V169L39 168ZM70 167H72V168H70ZM124 167V168H123ZM128 167L130 168V169H128ZM132 167H133V171H132ZM139 167V168H138ZM142 167V168H141ZM159 167V168H158ZM177 167V168H176ZM181 167H184V168H181ZM208 167V168H207ZM218 168V169H214V168ZM13 168V169H12ZM27 168V169H26ZM38 168V169H37ZM44 168V169H43ZM68 168V169H67ZM75 168V169H74ZM82 168H85V169H82ZM102 168V169H101ZM103 168H105V169H103ZM113 168H115V169H113ZM120 168V169H119ZM123 168V169H122ZM141 168V169H140ZM143 168H144V170L146 171H144L143 170ZM146 168V169H145ZM148 168H150V169H148ZM164 168V169H163ZM188 169V170H186V169ZM226 168V169H225ZM263 168V169H262ZM6 169V170H5ZM19 169V170H18ZM28 169H30V170H28ZM33 169V170H32ZM34 169L36 170V171H34ZM40 169V170H39ZM43 169V170H42ZM54 169H56V171L54 170ZM58 169V170H57ZM63 169H65V170H63ZM81 169V170H80ZM87 169V170H86ZM99 169H101L102 171L103 170H106L105 172L103 171V174H102V171L101 170H99ZM111 169H112V171L114 170H117V171H111ZM122 169V170H121ZM126 169H127V171H126ZM135 169H137L138 171H136ZM162 169V170H161ZM165 169H166V171H165ZM167 169H169L168 170V172H167ZM176 169V170H175ZM181 169V170H180ZM193 171H192V170ZM197 169H199V170H197ZM201 169V170H200ZM206 169L208 170V171H206ZM211 169H212V172H211ZM258 169L260 170V171H258ZM8 170V171H7ZM14 170V172H12ZM24 170H25V172H24ZM28 170V171H27ZM59 170H60V173H58L59 172ZM63 171V173L65 174H63L62 173V171ZM67 170V171H66ZM75 170H77V172L75 171ZM99 170V171H98ZM108 170L110 171V172H108ZM125 172H124V171ZM140 170H141V172H140ZM151 171V173H150V171ZM178 170V171H177ZM185 170V171H184ZM213 170H214V172H213ZM222 170V171H221ZM261 170H262V174L260 173L261 172ZM4 171H7V172H4ZM16 171V172H15ZM30 171V172H29ZM34 173H33V172ZM39 171V172H38ZM45 171V172H44ZM46 171H48V172H46ZM49 171H50V173H49ZM69 171H71V172H69ZM80 171H86L85 173H82V172H80ZM122 171V172H121ZM131 171L133 172V173H135V174H131ZM149 171V172H148ZM157 171V172H156ZM172 171V172H171ZM175 171V172H174ZM177 171V172H176ZM195 171V172H194ZM204 172V174H203V172ZM206 171V172H205ZM210 171V172H209ZM219 171V172H218ZM221 171V172H220ZM256 171H257V173L259 174H257L256 173ZM10 172V173H9ZM27 172V173H26ZM40 174V176L38 175V173ZM41 172V173H40ZM42 172H44V174L42 173ZM66 172H67V174H66ZM90 172H92V173H90ZM100 172V173H99ZM107 172V173H106ZM128 172V173H127ZM145 172V173H144ZM181 172V173H180ZM187 172H190V173H187ZM193 172L195 173L194 175H192L193 174ZM223 172H225V173H223ZM3 173V174H2ZM7 173H9V175L7 174ZM22 173H24V174H22ZM30 173V174H29ZM33 173V174H32ZM47 173V174H46ZM75 173V174H74ZM78 173H79V175H78ZM82 173V174H81ZM87 173V174H86ZM98 173V174H97ZM108 173H110L109 175H108ZM131 175H130V174ZM140 173H144V175H146L145 177L144 176H142V174H140ZM158 173H162L161 175L160 174H157ZM164 173V174H163ZM166 173H167V176H166ZM219 173V174H218ZM223 173V174H222ZM248 173H249V175H248ZM255 173H256V175H255ZM5 174H7V175H5ZM26 174V175H25ZM84 174H86V175H84ZM107 174V175H106ZM120 174H122V175H120ZM139 174V175H138ZM174 174V175H173ZM182 174H185V175H182ZM189 174V175H188ZM191 174V175H190ZM198 174V175H197ZM202 174V175H201ZM217 174V175H216ZM247 176H246V175ZM14 175V176H13ZM31 178V180H30V178L28 177V176ZM38 175V176H37ZM43 177H42V176ZM58 175V176H57ZM67 175V176H66ZM71 175H72V177H71ZM95 175V176H94ZM113 175V176H112ZM124 175V176H123ZM137 176L136 178H137V180L134 178L135 176ZM162 175H164V179L166 180V181H164V179L162 178L161 179V177H163ZM177 175V176H176ZM186 175H187V177L189 178V176L190 177H192V178H189V180L187 179V177H186ZM204 175V176H203ZM243 175H245L246 177H244ZM253 175H254V177H253ZM4 176V177H3ZM9 176H10V178L11 179H9ZM16 176V177H15ZM35 176H37V178L35 177ZM63 177L64 176V178H61V177ZM65 176H66V178H65ZM70 176V177H69ZM76 176V177H75ZM80 176V177H79ZM86 176V177H85ZM91 178H90V177ZM107 176H108V178H110V179H108L107 178ZM117 176H119V177H117ZM129 178H127V177ZM130 176H132V177H130ZM157 176H158V178H157ZM168 176H169V178H168ZM193 176H194V178H193ZM200 176V177H199ZM215 176H217V178L215 177ZM225 176V177H224ZM252 176V177H251ZM261 176H262V178H261ZM26 180H24L23 178ZM35 177V178H34ZM39 177L41 178V181H40V179H39ZM44 177H46V178H44ZM59 177V178H58ZM75 177V178H74ZM78 177V178H77ZM84 179L85 178V182H87L86 184H84L85 182H84V180L82 179V178ZM106 177V178H105ZM112 177H115V179H116V181H115V179L114 178H112ZM122 177H124V178H122ZM126 177V178H125ZM159 177H160V180H158L159 179ZM174 177V178H173ZM175 177H177V179L175 178ZM182 177H184V178H182ZM213 177H215V178H213ZM220 177V178H219ZM241 177V178H240ZM2 178H3V180L4 181H2ZM6 178V179H5ZM16 178H19V179H16ZM44 178V179H43ZM57 178V179H56ZM72 178V179H71ZM74 178V179H73ZM79 178H81L82 179V181L81 180H79ZM88 178V179H87ZM96 178V179H95ZM105 178V179H104ZM119 178V181L117 180ZM138 178H140L139 180H138ZM170 178H171V180H170ZM211 178H213L212 180H211ZM255 178V179H254ZM259 178V179H258ZM15 179V180H14ZM23 179V180H22ZM29 181H28V180ZM34 179H36V180H34ZM58 181H56V180ZM61 179L63 180V182L62 183H60L61 182ZM112 179L114 180V181H112ZM120 179H121V181H120ZM125 179V180H124ZM126 179H128V180H126ZM131 179H133V180H131ZM145 180V182H142V181H140V180ZM148 179V183L146 182V180ZM152 179H154V180H152ZM158 181H157V180ZM175 179V181H173ZM180 179V180H179ZM182 179H184V180H182ZM188 181H187V180ZM193 179V180H192ZM203 181H202V180ZM240 179H242V180H240ZM249 179L251 180V181H249ZM258 179V180H257ZM263 179V180H262ZM13 180H14V182H13ZM19 180H21V181H19ZM72 180H74L75 181V183H76V185L77 186H75V184H73L74 183V181H72ZM76 180L78 181L79 180V182H81V184L80 183H78V182H76ZM101 180H103V182L101 181ZM154 181V182H152V184L150 183L151 181ZM168 180V181H167ZM178 180V182H176ZM209 180H211V182L214 180L215 182H212V184L211 185H208L207 184V187L205 186V183H211ZM247 181V182H245V181ZM255 180V181H254ZM262 180V181H261ZM6 181H8V182H6ZM10 181H11V184H10ZM23 181H24V183H23ZM32 181V182H31ZM67 181V182H66ZM70 181V182H69ZM108 182V184H107V182ZM125 181V182H124ZM150 181V182H149ZM156 181V182H155ZM170 181V182H169ZM184 181L186 182V183H184ZM191 181V182H190ZM193 181L196 183V184H194L193 183ZM199 181H200V183H199ZM241 181V182H240ZM252 181H254V182H252ZM13 182V183H12ZM15 182L17 183V184H15ZM18 182H19V184H18ZM23 183V185H22V183ZM30 182H31V184H30ZM72 182V183H71ZM110 182H112L111 183V185H110ZM114 182H115V186H113V184H114ZM133 182V183H132ZM134 182H135V186H134ZM137 182V183H136ZM141 182V183H140ZM167 182H168V184H167ZM178 183V184H176V183ZM181 182H182V184H181ZM188 182V183H187ZM203 184H202V183ZM243 182V183H242ZM244 182L246 183V184H244ZM4 183V184H3ZM26 183V186H24V184ZM67 183H69L68 185H67ZM82 183L84 184V185H82ZM93 183L95 184V185H93ZM96 183H99L98 185L96 184ZM100 183L101 184H103V185H100ZM106 183V184H105ZM124 183V184H123ZM127 183V184H126ZM130 183H132V184H130ZM144 183V184H143ZM157 183V184H156ZM160 183V184H159ZM171 183V184H170ZM173 183V184H172ZM174 183H175V186H174ZM180 183V184H179ZM190 183V184H189ZM197 183L201 186V184H202V186L204 187L203 189H205L204 191L200 188L199 189V185H198V187H197ZM217 183H218V185H217ZM225 183H228V184H225ZM240 184V186H239V184ZM250 183L252 184V183H254V184H252L254 187H251L250 186ZM10 186H9V185ZM59 184V185H58ZM62 184H64V185H62ZM89 184V185H88ZM118 184V185H117ZM146 184H147V186H146ZM161 184H163V187H165L166 186V188H161ZM170 184V185H169ZM186 184V185H185ZM188 184V185H187ZM194 184V185H193ZM223 186H221V185ZM231 184V185H230ZM238 184V185H237ZM9 187V189H7V186ZM27 185H29V186H27ZM57 185V186H56ZM66 185V186H65ZM86 185V186H85ZM104 185H106V186H104ZM116 185H117V188H116ZM121 185V186H120ZM126 185H128V187L126 186ZM129 185H131V186H129ZM142 185V186H141ZM157 185H159V186H157ZM165 185V186H164ZM191 185V186H190ZM216 185V186H215ZM242 185V186H241ZM249 187H248V186ZM4 186V187H3ZM43 187V188H40V187ZM55 186V187H54ZM62 186V187H61ZM73 187L74 188V190L72 191V190H70L69 188H66V187ZM88 186V187H87ZM91 186V187H90ZM95 186H97V188L95 187ZM134 186V188H132ZM150 187V189H149V187ZM152 186V187H151ZM154 186V187H153ZM169 186V187H168ZM171 186H173V187H171ZM180 186H181V188H180ZM188 187V189L187 188H182V187ZM210 186V187H209ZM211 186H213V188L211 187ZM220 187V189H219V187ZM227 186V188H225ZM237 186V187H236ZM247 186V187H246ZM262 186V187H261ZM6 187V188H5ZM16 187V188H15ZM23 187V190L21 189ZM30 189H29V188ZM50 188V189H46V188ZM58 187V188H57ZM59 187H61L60 188V191H59ZM89 187H90V189H89ZM102 187V188H101ZM109 188V190L107 189V188ZM127 187V188H126ZM136 187H139V188H136ZM190 187H193V188H190ZM197 187V188H196ZM215 187V188H214ZM230 188V190H229V188ZM258 189V191H255L256 190V188ZM12 188V189H11ZM15 188V189H14ZM17 188H18V190H17ZM27 189V190H25V189ZM40 188V189H39ZM56 189V190H51V189ZM78 188V189H77ZM82 188V189H81ZM86 188V189H85ZM99 188V189H98ZM112 188H114V190L112 189ZM130 188H132V190L130 189ZM136 188V189H135ZM141 188H143V189H141ZM147 188V189H146ZM154 188V189H153ZM156 188V189H155ZM174 188H176V189H174ZM177 188H180V189H177ZM190 188V189H189ZM224 188V189H223ZM248 188V189H247ZM5 189V190H4ZM44 189V190H43ZM65 189V190H64ZM70 190L72 193L71 194H73V195H69L70 194V191H69V194H68V190ZM77 189V190H76ZM96 189V190H95ZM101 189V190H100ZM105 189H107V190H105ZM112 189V190H111ZM120 189V190H119ZM152 189V190H151ZM157 189H162V190H157ZM167 190L166 192L164 191L163 192V190ZM169 189H170V191H169ZM171 189H174V190H171ZM181 189H182V191H181ZM187 189V190H186ZM195 191H193V190ZM198 189V190H197ZM210 189H212V190H210ZM218 189H219V191H218ZM233 189V191H231ZM245 189H246V191H245ZM251 191H250V190ZM10 190V192L8 193V191ZM15 190V191H14ZM25 190V191H24ZM50 190V191H49ZM64 190V192H62V191ZM95 190V191H94ZM100 190V191H99ZM111 190V191H110ZM117 190V191H116ZM123 190V191H122ZM125 190V191H124ZM128 190V191H127ZM130 190V191H129ZM135 190V191H134ZM136 190H139V191H136ZM144 190H146L145 192H143ZM148 190H151L150 192H148ZM178 190V191H177ZM180 190V191H179ZM185 190V191H184ZM202 190V191H201ZM208 190H210V192L208 191ZM217 190V191H216ZM222 192H221V191ZM229 190V191H228ZM234 190H235V192L237 193L238 191V193L236 194L235 192H234ZM238 190V191H237ZM243 190V191H242ZM11 191H14L13 193L11 192ZM18 191V192H17ZM46 191H48V192H46ZM54 191V192H53ZM59 191V192H58ZM75 191H77V192H75ZM87 191V192H86ZM90 191V192H89ZM94 191V192H93ZM103 191V192H102ZM121 191V192H120ZM132 191V192H131ZM141 191V192H140ZM154 191V192H153ZM160 191H161V193L162 194H164V193H166V194H164L162 197H161V193H160ZM168 191H169V195H170V197L168 196ZM176 193V192H179V195H181V196H179L178 195V193H174V192ZM189 193H188V192ZM193 193H192V192ZM199 191H201V192H199ZM254 191L255 192H257V194L259 193L260 195H257L256 193H254ZM25 192V193H24ZM58 192V193H57ZM68 194H66V193ZM74 192V193H73ZM80 192V193H79ZM101 192V193H100ZM109 192V193H108ZM113 192H115V195H116V197H115V195L113 194ZM117 192V193H116ZM124 192H126V193H124ZM129 192H130V194H129ZM134 192H135V194H136V192L138 193V194H134ZM184 193V194H182V193ZM186 192V193H185ZM217 192V193H216ZM240 192H242L241 194H240ZM248 192V193H247ZM262 192V193H261ZM4 193V194H3ZM17 194V196L15 197V195ZM46 193V194H45ZM52 193V194H51ZM57 193V194H56ZM60 193V194H59ZM76 193V194H75ZM85 193H89V194H85ZM106 195H105V194ZM111 193V194H110ZM122 193V195H120V194ZM123 193L125 194V198L126 197H128V198H126V199H124V195H123ZM147 193V194H146ZM150 193V194H149ZM174 195V197H173V195ZM192 193V194H191ZM200 193V194H199ZM202 193V194H201ZM205 195H204V194ZM212 193V194H211ZM222 193V194H221ZM229 193V194H228ZM233 193V194H232ZM243 193H244V195H246V196H244L243 195ZM6 194V195H5ZM10 194V195H9ZM23 194V195H22ZM59 194V195H58ZM94 194V195H93ZM97 194V195H96ZM113 194V196H111ZM119 196H118V195ZM126 194H128V195H126ZM133 194V195H132ZM143 195L144 196V198H143V196H141V195ZM154 194V195H153ZM186 194V195H185ZM189 194V195H188ZM197 194V195H196ZM211 195V196H209V195ZM218 194V195H217ZM221 194V195H220ZM250 194V195H249ZM2 195V196H1ZM8 195V196H7ZM12 195V196H11ZM44 195H46V196H44ZM86 195V196H85ZM87 195H89V196H87ZM91 195V196H90ZM107 195L111 198V199H108V197H107ZM134 195H135V197H134ZM153 195V196H152ZM193 195V196H192ZM200 197H199V196ZM201 195H202V198H201ZM209 197H208V196ZM215 195V196H214ZM217 195V196H216ZM231 195V196H230ZM233 195H234V197H233ZM238 195V196H237ZM248 195H249V199L250 200H252V204H251V201H250V203L247 201V199L248 198H246V197H248ZM253 195V196H252ZM256 195V196H255ZM4 196V197H3ZM21 196V197H20ZM49 196L51 197L50 199H49ZM59 196V197H58ZM69 196V197H68ZM79 196H80V198H79ZM98 196H100V198L98 197ZM101 196H103L104 198H105V200L106 199H108V200H104V198L103 197H101ZM133 196V197H132ZM165 196V197H164ZM176 196H178V197H176ZM186 196V197H185ZM231 198H230V197ZM236 196V197H235ZM260 196V197H259ZM262 196V197H261ZM15 197V198H14ZM46 199H45V198ZM72 198V200H71V198ZM74 197V198H73ZM89 197V198H88ZM91 197V198H90ZM114 197L116 198V199H114ZM139 199H141L140 201H137V200H139ZM149 197V198H148ZM160 197H161V202L159 201L160 200ZM164 197V198H163ZM166 197H168V198H166ZM179 197H180V199H179ZM188 197V198H187ZM208 197V198H207ZM214 197V198H213ZM216 197V198H215ZM227 197V198H226ZM241 199H239V198ZM243 197V198H242ZM1 198H3V199H1ZM18 198V199H17ZM20 198V199H19ZM22 198V199H21ZM84 198H86V199H84ZM96 198V199H95ZM98 198V199H97ZM103 198V199H102ZM122 198V199H121ZM132 198V199H131ZM147 198V199H146ZM156 198V199H155ZM157 198H158V200H157ZM171 198V199H170ZM182 198H184V199H182ZM205 200H204V199ZM209 199L210 200V202L207 200V199ZM218 198V199H217ZM224 198H225V200H226V202H225V200H224ZM238 198V201L236 200ZM259 198V200H261V201H259V200H256V199H258ZM9 199L11 200V201H9ZM47 201V203L44 201ZM49 199V200H48ZM68 199V200H67ZM73 199H75V200H73ZM82 199V200H81ZM84 199V200H83ZM88 199V200H87ZM124 199V200H123ZM128 199V200H127ZM137 199V200H136ZM143 199H145V200H148L147 201V203L145 202V201H142ZM153 199V200H152ZM165 199V200H164ZM166 199H168V200H166ZM174 199V200H173ZM177 199V200H176ZM187 200V202H186V200ZM191 199V201H193V203L190 201L189 202V200ZM193 199V200H192ZM217 199V201H215V200ZM219 199H221L222 200V202H221V200H219ZM232 199H234V200H232ZM248 199V200H249ZM255 199V200H254ZM18 200V201H17ZM19 200H21L20 202H19ZM54 200V201H53ZM98 200L100 201V202H98ZM102 200V201H101ZM113 200V201H112ZM115 200V201H114ZM125 200H127V202L125 201ZM130 200V201H129ZM179 200V201H178ZM185 200V201H184ZM201 200V201H200ZM236 200V201H235ZM240 200V201H239ZM263 200V201H262ZM6 201V202H5ZM14 203H13V202ZM43 201V202H42ZM80 201V202H79ZM82 201V202H81ZM118 201V202H117ZM132 201H133V204H131L132 203ZM164 201H166V202H164ZM180 201H181V203H180ZM213 201V202H212ZM225 202V204H224V202ZM231 201H232V203H231ZM259 201V202H258ZM10 202V203H9ZM18 202V203H17ZM23 202V203H22ZM49 202V203H48ZM51 202V203H50ZM60 202L63 204H60ZM70 202H72V203H74V205H70V204H72V203H70ZM75 202H76V204H77V206H76V204H75ZM81 203V204H79V203ZM107 202V203H106ZM116 202V203H115ZM120 202V203H119ZM126 202V203H125ZM129 202H131V203H129ZM139 202V203H138ZM143 202V203H142ZM149 202H151V203H149ZM158 202V203H157ZM174 203V204H172V203ZM186 203V205H185V203ZM188 202H189V204H188ZM195 202V203H194ZM203 204H202V203ZM207 202V203H206ZM215 202H217L218 204H216ZM229 202H230V204H229ZM237 202V203H236ZM244 202H245V204H244ZM258 202V203H257ZM9 203V204H8ZM20 203H22V204H20ZM55 203V204H54ZM84 203H86V204H84ZM102 203V204H101ZM110 205H109V204ZM114 203V207L112 206V204ZM124 203L126 204V205H124ZM134 203H136V204H134ZM138 203V204H137ZM152 203H154V205H156V206H154ZM160 203H162V204H160ZM168 203V207H166L165 208V206H166V204ZM177 203V204H176ZM224 205H223V204ZM227 203H228V205H227ZM247 203L249 204V205H247ZM255 203H257V204H259V205H257V204H255ZM263 205H262V204ZM15 204V205H14ZM19 204V205H18ZM53 204V205H52ZM60 204V205H59ZM93 204V205H92ZM106 204H107V206H106ZM120 204V205H119ZM129 204V205H128ZM132 206H131V205ZM145 206L146 205V208L144 207H142L143 205ZM148 204H150V205H148ZM158 204V205H157ZM182 204H184V205H182ZM192 204H194V205H192ZM204 204L206 205V207L204 206ZM208 204V205H207ZM209 204H210V206H209ZM212 204H213V206H212ZM221 204V205H220ZM255 205L254 207L252 206V205ZM4 205H6L5 207H3ZM13 205V206H12ZM21 205V206H20ZM56 205V206H55ZM82 205V206H81ZM84 205H86V206H88V207H84ZM97 205V206H96ZM119 205V206H118ZM122 205V207H120ZM135 205V206H134ZM141 205V206H140ZM160 205H161V209H159V207H160ZM163 205V206H162ZM171 205V206H170ZM173 205V206H172ZM189 205V206H188ZM217 205V206H216ZM59 206H60V208H59ZM65 206H66V209H65ZM74 208H73V207ZM100 206V207H99ZM101 206H102V208H101ZM126 206V207H125ZM148 206H151L152 207V209L150 208V207H148ZM170 206V207H169ZM188 208H187V207ZM204 206V207H203ZM222 206H223V208L225 209V210H223V208H222ZM257 206V207H256ZM22 209H20V208ZM23 207H25V208H23ZM58 207V208H57ZM68 207H69V210H68ZM71 207V208H70ZM80 207V208H79ZM95 207H96V209H95ZM103 207H104V209H103ZM113 207V208H112ZM138 208V210H137V208ZM143 209H142V208ZM148 207V208H147ZM155 207H156V209H155ZM164 207V208H163ZM191 207V208H190ZM231 207V208H230ZM236 207V208H235ZM238 207H239V209H238ZM242 207V208H241ZM252 207V208H251ZM261 207V208H260ZM12 208V209H11ZM14 208V209H13ZM17 210H16V209ZM65 210H64V209ZM74 210H73V209ZM81 208H83V209H81ZM88 208L89 210H91L92 209V211H89L88 209L86 210V209ZM107 210H106V209ZM129 208V209H128ZM136 208V209H135ZM150 208V209H149ZM185 208H186V210H185ZM190 208V209H189ZM257 208V209H256ZM260 208V209H259ZM4 209V210H3ZM54 209V211H52V210ZM60 209V210H59ZM71 209H72V211H71ZM77 209V210H76ZM78 209H79V211H78ZM80 209H81V211H80ZM85 209V210H84ZM121 209V210H120ZM128 209V210H127ZM143 211H145V212H143ZM147 209V210H146ZM156 210V212H155V210ZM163 209V210H162ZM240 209H241V211H240ZM12 210H14V211H12ZM58 210V211H57ZM62 210V211H61ZM100 210H102V211H100ZM104 210H106L105 212H104ZM113 210V211H112ZM127 210V211H126ZM165 210V211H164ZM230 210H231V212H230ZM236 210V211H235ZM19 211H21V212H19ZM23 211V212H22ZM57 211V213H54V212H56ZM73 212V213H71V212ZM75 211H76V213H75ZM84 212V214H83V212ZM88 211V212H87ZM117 211V212H116ZM122 212V213H120V212ZM125 211H126V213H125ZM129 211V212H128ZM141 213H140V212ZM148 211V212H147ZM152 211V212H151ZM161 211V212H160ZM182 211V212H181ZM226 211V212H225ZM241 212V214H240V212ZM4 212V213H3ZM51 212V216L50 215H48L49 213ZM62 212V213H61ZM64 212H66L67 213V215H65L66 213H64ZM70 214H69V213ZM80 212H81V214H80ZM91 212V213H90ZM132 212V213H131ZM137 212V213H136ZM159 212V213H158ZM243 212V213H242ZM20 213V214H19ZM42 213V214H41ZM43 213H44V216H43ZM56 214V215H54V214ZM85 213H86V216H85ZM113 213H115V215H113ZM119 213V214H118ZM128 213V214H127ZM155 213H156V215H155ZM195 213V214H194ZM201 213V214H200ZM229 215H228V214ZM236 213V214H235ZM238 213V214H237ZM3 214V215H2ZM6 214H7V216H9L8 218H7V216H6ZM12 214V215H11ZM15 214V215H14ZM33 214V215H32ZM35 214V215H34ZM39 214V215H38ZM45 214H46V216H45ZM60 214V215H59ZM78 215L80 218H79V220H77L76 221V219H78V216H76V215ZM112 215V216H110V218H109V216H107V215ZM132 214V215H131ZM137 215V217H136V215ZM150 214V215H149ZM158 214V215H157ZM197 214H199V215H197ZM231 214H233L232 216H231ZM242 215V216H240V215ZM253 214H254V216H253ZM19 215V216H18ZM32 215V216H31ZM53 215V216H52ZM61 216V215H63V216H61V217H59V216ZM71 215V216H70ZM73 215V216H72ZM81 215H82V217H81ZM90 215V216H89ZM106 215V216H105ZM118 215L120 216V217H118ZM129 215V216H128ZM134 215V216H133ZM141 215V216H140ZM149 215V216H148ZM162 216V217H160V218H163L162 220L159 218V216ZM234 215H235V217H234ZM238 215V216H237ZM1 216H4V217H1ZM35 216V217H34ZM38 216V217H37ZM41 216V217H40ZM57 216V219H55L54 217H56ZM76 216V218H74ZM89 217V219H88V217ZM124 216V217H123ZM144 216V217H143ZM146 216V217H145ZM148 216V217H147ZM151 216V217H150ZM19 217V218H18ZM48 217V218H47ZM49 217H50V219H49ZM51 217H53V219L51 218ZM63 217V218H62ZM71 217V218H70ZM91 217V218H90ZM102 217H106L105 219H106V221H105V219L103 218V220H102ZM114 217V218H113ZM118 217V220L117 219H115V218H117ZM126 217V218H125ZM128 217V218H127ZM132 217V218H131ZM135 217L137 218L136 220H135ZM155 217V218H154ZM165 217V218H164ZM175 217H176V219H175ZM178 217V218H177ZM182 217V218H181ZM199 219H198V218ZM5 218H7V220H11V221H7ZM33 218H35V219H33ZM83 218V219H82ZM87 218V219H86ZM92 218H93V222H92ZM111 218H113V219H111ZM120 218V219H119ZM142 218V219H141ZM143 218H145V219H143ZM148 219V221H147V219ZM150 218V219H149ZM154 219V221L152 222L151 221V219ZM181 220H180V219ZM203 218H205V219H203ZM12 219H13V221H12ZM15 219H17L16 221H17V224H15L16 223V221H15ZM20 219H21V222H20ZM34 221H33V220ZM43 219V220H42ZM46 219H48V220H46ZM62 219V220H61ZM65 220V223H68V221H69V223L68 224H65L64 223V220ZM69 219V220H68ZM75 219V220H74ZM85 219V220H84ZM102 221H101V220ZM115 219V220H114ZM128 219V220H127ZM130 219V220H129ZM139 219V220H138ZM158 220V221H155V220ZM164 219H166L168 222H170V223H168L167 221V223H165V220ZM173 219H175L174 221H173ZM3 220L5 221V222H3ZM29 220V221H28ZM37 220V221H36ZM42 220V221H41ZM72 220V221H71ZM100 220V221H99ZM112 222H111V221ZM145 220V221H144ZM171 220H172V222L175 224V222H180L181 224H182V222H184V226H181V224L179 223V226L181 227V229L179 228V226H177L178 225V222H177V225L175 226L172 222H171ZM180 220V221H179ZM193 220H194V222H193ZM197 220V224L195 223V221ZM205 220V221H204ZM1 221H2V224H1ZM76 221V222H75ZM81 221V222H80ZM83 221V222H82ZM88 221L90 222L89 223V225H88ZM96 221V222H95ZM101 222V223H103V224H99V222ZM104 221V222H103ZM124 221V222H123ZM127 221V222H126ZM137 222V224L136 223H134V222ZM140 221V222H139ZM161 221V222H160ZM186 221V222H185ZM189 222V224H188V222ZM191 221V222H190ZM7 222H9V223H7ZM19 222V223H18ZM34 222V223H33ZM45 222V223H44ZM63 223V225L61 224V223ZM87 222V223H86ZM107 222V224H104V223H106ZM114 222H116V223H114ZM139 222V223H138ZM143 222V223H142ZM147 224H146V223ZM200 222V223H199ZM6 225H5V224ZM11 223H14V224H11ZM80 223V224H79ZM84 223V224H83ZM92 223V224H91ZM109 223H111L110 225H108ZM112 223H114V224H112ZM149 223H151V224H149ZM155 223V224H154ZM159 223H161V224H159ZM163 223V224H162ZM187 224V226L189 225V227L186 229V227H185V225ZM200 225H199V224ZM4 224V225H3ZM21 226H20V225ZM24 224V225H23ZM32 224V225H31ZM38 224V225H37ZM57 224V225H56ZM72 224V226L71 227H69L70 225ZM78 224V225H77ZM149 224V225H148ZM160 226H159V225ZM166 226H165V225ZM170 224V225H169ZM196 224V225H195ZM204 224H206V226L204 225ZM16 225V226H15ZM23 225V226H22ZM41 225V226H40ZM46 225V226H45ZM68 225V226H67ZM74 225H76V226H74ZM92 225H93V227H92ZM142 225V226H141ZM147 225H148V227H147ZM151 225H154L153 227L151 226ZM158 225V226H157ZM172 225H174V226H172ZM7 226H11V227H9L10 228V230L11 229H13L14 228V226H15V230L16 231H14L13 232V230H9L8 229V227ZM13 226V227H12ZM20 226V227H19ZM39 226V227H38ZM57 226H59L60 228H61V226L63 227V228H61L60 230H59V227H56ZM74 226V227H73ZM85 226V227H84ZM88 226V227H87ZM90 226V227H89ZM194 228H193V227ZM200 226V227H199ZM16 227H17V229H16ZM32 227V228H31ZM35 227H37V228H35ZM50 229H49V228ZM80 227V228H79ZM145 227V228H144ZM155 227V228H154ZM163 228V229H161V228ZM171 227H172V229H171ZM176 227V228H175ZM182 227H185L184 229H182ZM42 228V229H41ZM53 228V229H52ZM77 228V229H76ZM88 228V229H87ZM142 228H143V231H142ZM149 228V229H148ZM166 228H168V229H166ZM178 228V229H177ZM196 231H194L193 229ZM199 228H200V230H199ZM202 228V229H201ZM207 228V229H206ZM39 229H41V230H39ZM47 229H49V230H47ZM55 229V230H54ZM56 229H57V231H56ZM63 229V230H62ZM65 229V230H64ZM67 229H68V231H67ZM160 229H161V232H160ZM176 229L177 230H180V231H178V233H177V231H176ZM27 230V231H26ZM34 230V231H33ZM54 230V231H53ZM75 230V231H74ZM78 230V231H77ZM80 230V231H79ZM138 230H140V231H138ZM155 230V231H154ZM156 230H158L160 233H158V231H156ZM164 230V231H163ZM167 232H166V231ZM174 230V231H173ZM182 230H184V232H182ZM188 230V231H187ZM200 232H199V231ZM22 231H24L23 233H22ZM42 231V232H41ZM43 231H45V232H43ZM51 231V232H50ZM56 231V232H55ZM65 233H64V232ZM69 231H71L72 233V235H73V237H72V235L70 234V232ZM141 231H142V233L143 234H141V235H143L142 236V238L144 239L143 241H142V238H141V235H140V233H141ZM176 231V232H175ZM17 232V233H16ZM33 232V233H32ZM38 232H40V233H38ZM49 234H48V233ZM59 232V233H58ZM61 232H63V233H61ZM84 232V233H83ZM128 232V233H127ZM133 232V233H132ZM136 232H138L137 234H134V233H136ZM150 232V233H149ZM155 232H157V233H154ZM164 232V233H163ZM166 232V233H165ZM173 232V233H172ZM210 232V233H209ZM25 233V234H24ZM39 235H38V234ZM67 233V234H66ZM77 233H79V234H77ZM82 235H81V234ZM85 233H87L86 235L89 237V240H90V237L92 238L93 236L94 237H98V238H95L93 241H95V240H97L95 243L94 242H92V240H90V243L88 242V244H87V236L85 235ZM125 235H124V234ZM168 233V234H167ZM174 233L177 235H175L174 236ZM182 233V234H181ZM15 234V235H14ZM19 234H20V237L21 238H19L18 236H19ZM29 234V235H28ZM35 236H34V235ZM41 234V235H40ZM51 234V235H50ZM60 234V235H59ZM84 234V235H83ZM119 234V237H120V240H118V235ZM128 234V235H127ZM130 234V235H129ZM144 234H145V236H146V234H147V236H146V238H144ZM160 235L159 237H158V235ZM187 234H189V235H187ZM209 234H213L212 236L210 235V237L213 239H211L210 237H209V239H207L208 238V236H209ZM10 235V236H9ZM12 235V236H11ZM17 235V236H16ZM23 235V236H22ZM27 235V236H26ZM55 235H56V237H55ZM63 235V236H62ZM66 235H68V236H66ZM71 235V236H70ZM81 236V237H79V236ZM97 235H100V237L99 236H97ZM104 236V238H103V236ZM107 235V236H106ZM113 235L115 236V237H113ZM136 235V236H135ZM168 237H167V236ZM173 235V236H172ZM185 235V236H184ZM195 235V236H194ZM239 235V236H238ZM253 235V236H252ZM3 236H4V238H3ZM8 236V237H7ZM30 236H32L31 238H30ZM39 236V237H38ZM44 236H46L47 238H49L50 240H48V239H46L45 240V237ZM49 236H51V237H49ZM53 236H54V239H52L53 238ZM62 236V237H61ZM124 236V237H123ZM128 236V237H127ZM157 236V237H156ZM163 236V237H162ZM165 236V237H164ZM170 236V237H169ZM172 236V237H171ZM179 236V237H178ZM194 238H193V237ZM214 236V237H213ZM235 236H237V237H235ZM247 236V237H246ZM249 236H252V237H249ZM19 239H18V238ZM63 237H65V238H67V239H64ZM85 237V238H84ZM93 237V238H94ZM106 237H108V238H106ZM110 237H112V238H110ZM121 237L122 238H124V239H121ZM139 239H138V238ZM152 237V238H151ZM154 237H155V239H154ZM181 237H182V239H181ZM197 237H199L198 239H197ZM206 237V238H205ZM256 237V238H255ZM2 238V239H1ZM24 238V239H23ZM27 238V239H26ZM30 238V240H31V243H30V240H28ZM33 238V239H32ZM40 238V239H39ZM61 241H59L58 239ZM62 240H61V239ZM100 238V239H99ZM109 238L110 239H112L111 241H114L113 243L114 244H116V245H120V247L118 246V248H122V250L121 249H119L118 250V248L116 247V249H115V247L114 248H112L113 246H114V244L109 240ZM113 238H115V239H113ZM134 238V239H133ZM140 238H141V241H140ZM149 238V239H148ZM151 238V239H150ZM161 239V240H159V239ZM177 238V239H176ZM185 238V239H184ZM201 238V239H200ZM234 238V239H233ZM240 238V239H239ZM242 238H244V239H242ZM246 238V239H245ZM250 238H252L251 240H250ZM5 239V240H4ZM6 239H9L8 240V242H5V241H7ZM23 239V240H22ZM36 240V244H37V242H38V244L36 245L35 244V240ZM39 239V240H38ZM69 239H70V241H69ZM71 239H72V241H71ZM75 239V240H74ZM118 241H117V240ZM128 239V240H127ZM138 239V240H137ZM146 239V240H145ZM155 241H154V240ZM165 239H166V242H165ZM170 239V240H169ZM172 239V240H171ZM180 239V240H179ZM200 239V240H199ZM214 239H215V241H214ZM241 240L240 242L238 241V240ZM250 241H249V240ZM18 240V241H17ZM27 240L29 241V243H30V248H27L28 247V242H27ZM32 240L34 241L33 243V245H32ZM38 240V241H37ZM45 240V241H44ZM52 240V241H51ZM64 240V241H63ZM86 241V244H84V241ZM88 240V241H89ZM102 242H101V241ZM105 240H108V241H105ZM116 240V241H115ZM126 240V241H125ZM133 240V241H132ZM158 240V241H157ZM168 240V241H167ZM175 240H177V241H175ZM205 240V241H204ZM256 240V241H255ZM1 241H2V243L4 242L5 244H2L1 243ZM47 241H49V242H51V243H48ZM55 243H54V242ZM58 241V242H57ZM76 241V242H75ZM104 241V242H103ZM110 241V242H109ZM122 241H125L124 242V245L122 244ZM128 241H129V243H128ZM130 241H132V242H130ZM138 241V242H137ZM145 241H146V243H145ZM152 241H154V243L152 242ZM190 243H189V242ZM202 241H203V243H202ZM208 241V242H207ZM211 241H212V243H211ZM236 241H237V243H236ZM243 241V242H242ZM246 241V242H245ZM254 241V242H253ZM11 242V243H10ZM16 244H15V243ZM44 242L46 243V244H44ZM92 242V243H91ZM99 242V243H98ZM108 242V243H107ZM119 243V244H117V243ZM139 242H141V243H139ZM144 242V243H143ZM149 242V243H148ZM153 243L151 246H150V243ZM162 242L163 243H165L164 245L162 244ZM169 242V243H168ZM177 244V246H176V244ZM181 242V243H180ZM187 244H186V243ZM201 242V243H200ZM218 242H220V243H218ZM252 242V243H251ZM24 244V245H22V244ZM58 243V244H57ZM71 243L74 245V246H71ZM79 243H81L82 244V246H81V244H79ZM103 243V244H102ZM105 243H107V244H105ZM111 243V244H110ZM136 243H137V245H136ZM171 243H172V245H173V243H174V245L172 246L171 245ZM178 243H180V244H178ZM193 243V244H192ZM196 243V244H195ZM205 243H207V244H205ZM210 243V244H209ZM216 243V245H217V243H218V245L219 246H216V245H214ZM239 243V244H238ZM247 243V244H246ZM2 244V245H1ZM8 244H10V245H8ZM14 244V245H13ZM51 244V245H50ZM79 244V245H78ZM91 244V245H90ZM98 244V245H97ZM108 244H110V246H108ZM135 246H134V245ZM145 244V245H144ZM155 244V245H154ZM156 244H157V246H156ZM160 244V245H159ZM168 244V245H167ZM197 244H199V247H198V245ZM246 244V245H245ZM12 245L13 246H15L14 248L12 247ZM17 245V246H16ZM19 245V246H18ZM20 245H22V246H20ZM39 245V246H38ZM44 245V246H43ZM86 245H89L88 247V249L87 248H85V246ZM92 245H94V246H92ZM139 245H140V247H139ZM143 245V246H142ZM147 245H149L150 246V248H146V247H149V246H147ZM170 245V246H169ZM180 245V246H179ZM191 245V246H190ZM193 245H195L196 247H194ZM249 245H251V246H249ZM255 245H257V246H255ZM261 247H260V246ZM3 246H4V251H2L3 249H1V247L3 248ZM8 246V247H7ZM31 246L33 247L32 248V250H31ZM36 246V247H35ZM41 246V247H40ZM47 246V247H46ZM48 246H49V249H48ZM58 246V247H57ZM81 246V247H80ZM84 246V247H83ZM102 246V247H101ZM112 246V247H111ZM122 246V247H121ZM124 246H127V247H124ZM146 246V247H145ZM154 246H156V247H154ZM163 246V247H162ZM175 246H176V248H177V250L175 249ZM180 248H179V247ZM182 246V247H181ZM187 246V247H186ZM189 246V247H188ZM203 248H202V247ZM207 246V247H206ZM244 246V247H243ZM53 249H52V248ZM71 247H73V248H71ZM100 247H101V249H100ZM110 247H111V249H110ZM131 247V249H129V248ZM136 247V248H135ZM168 247V248H167ZM191 247V248H190ZM194 247V251H193V248ZM205 247V248H204ZM257 247V248H256ZM263 247V248H262ZM20 248V249H19ZM75 248H78V249H75ZM85 248V249H84ZM93 248V249H92ZM126 248V249H125ZM142 248V249H141ZM144 248V249H143ZM157 248V249H156ZM159 248V249H158ZM162 248V249H161ZM167 248V249H166ZM182 248H184V249H182ZM199 249V250H197V249ZM213 248V249H212ZM215 248H216V250H215ZM21 249H24V250H21ZM30 249V250H29ZM36 249V250H35ZM42 249H44V250H42ZM45 249H47V250H45ZM52 249V250H51ZM58 251H57V250ZM72 249V250H71ZM74 249V250H73ZM83 250V251H81V250ZM91 249V250H90ZM103 249V250H102ZM114 249V251L115 252H113L112 250ZM140 249H141V255L139 254V252H140ZM154 249V250H153ZM166 249V250H165ZM175 249V250H174ZM179 249V250H178ZM187 249H188V253H189V255H188V253H187ZM203 249V250H202ZM205 249V250H204ZM218 249V250H217ZM221 249V250H220ZM246 249V250H245ZM253 249V250H252ZM257 249H259L258 251H257ZM10 250H12L13 252H11V253H13V254H19V255H10V253H9V251ZM86 250H89V251H86ZM107 250V251H106ZM117 250V251H116ZM128 251V252H126V251ZM134 250V251H133ZM144 250V251H143ZM146 250V251H145ZM156 250V251H155ZM162 250V251H161ZM165 250V251H164ZM168 250H170V251H168ZM173 250V251H172ZM181 250H184V251H181ZM189 250H191L192 252H189ZM198 251V253H197V251ZM215 251V253H214V251ZM243 250V251H242ZM255 250H256V252H255ZM27 251V252H26ZM36 251V253H34ZM39 251H41V252H39ZM52 251V252H51ZM76 251V252H75ZM77 251H79V253H80V256H81V258H80V256H79V253L77 252ZM85 251V252H84ZM90 251H92V252H90ZM105 251V252H104ZM122 251V252H121ZM125 251V252H124ZM129 251H132L133 252V254L131 253V252H129ZM158 251V252H157ZM172 251V252H171ZM175 251H176V253H175ZM179 251V252H178ZM213 251V252H212ZM248 251V252H247ZM250 251H252L254 254H255V256H254V254L252 253V252H250ZM4 253V255H3V253ZM14 252H16V253H14ZM19 252V253H18ZM31 252V253H30ZM38 252V253H37ZM47 252H48V254H47ZM95 252H97V253H95ZM119 252H121V253H123V254H119ZM135 252V253H134ZM143 252H145V253H143ZM149 252V253H148ZM152 252V253H151ZM155 252H157L156 254H154ZM166 252V253H165ZM178 252V253H177ZM203 253L202 255L200 254V253ZM217 252V253H216ZM28 253V254H27ZM36 255H34V254ZM45 253V254H44ZM50 253V254H49ZM59 253V254H58ZM72 253V254H71ZM83 253H84V255H83ZM86 253V254H85ZM91 253H95V254H91ZM105 253V254H104ZM113 253V254H112ZM125 253V254H124ZM128 253V254H127ZM148 253V254H147ZM170 254V255H167V257L165 256L166 254ZM181 253H182V256H181ZM186 253V254H185ZM193 253V254H192ZM252 253V254H251ZM23 254V255H22ZM75 254V255H74ZM76 254H78V255H76ZM82 254V255H81ZM94 257H92L91 255ZM108 254V255H107ZM110 254V255H109ZM152 256H151V255ZM154 254V255H153ZM161 254V255H160ZM165 254V255H164ZM174 254V255H173ZM180 255V257H179V255ZM216 254V255H215ZM251 254V255H250ZM3 255V256H2ZM21 255V256H20ZM43 255V256H42ZM54 255V256H53ZM55 255H57V256H55ZM71 255V256H70ZM89 255V256H88ZM114 255V256H113ZM121 255V256H120ZM124 255V256H123ZM127 255V256H126ZM135 255V256H134ZM206 255H208V257H209V259H208V257L206 256ZM256 255H258V256H256ZM6 256V257H5ZM10 256V257H9ZM30 256H32V257H30ZM33 256H34V258H33ZM59 256H60V258H59ZM82 256H84V257H82ZM88 256V257H87ZM100 256H101V258H100ZM109 256H111V257H109ZM113 256V257H112ZM132 256H134V257H132ZM141 256V257H140ZM158 256V257H157ZM161 258H160V257ZM169 256V257H168ZM188 258V261H189V263H188V261H187V258ZM193 256V257H192ZM197 258H196V257ZM200 256H202L201 258H199ZM220 256H221V258H220ZM228 256V257H227ZM235 256V257H234ZM260 256V257H259ZM5 257V259H3ZM12 257H14V258H12ZM22 257H24V258H22ZM28 257V258H27ZM39 257V258H38ZM56 257V258H55ZM65 257V258H64ZM67 257V258H66ZM72 257V258H71ZM117 257V259H115ZM119 257H121V259H120V261H119ZM127 257V258H126ZM143 257H144V260H142L143 259ZM207 259H206V258ZM223 257V258H222ZM33 260H32V259ZM36 258V259H35ZM57 258H59V259H57ZM66 259L65 261H66V263H65V261L63 260L62 261V259ZM74 258V259H73ZM79 258V259H78ZM114 258V259H113ZM156 258V259H155ZM167 258H170V259H167ZM178 258V259H177ZM180 258H182V259H180ZM213 258V259H212ZM12 259H14L13 261H12ZM16 259V260H15ZM22 259V260H21ZM38 259V261H37V263H36V260ZM48 259V260H47ZM49 259H51L50 261H49ZM55 259V260H54ZM70 259V260H69ZM73 259V260H72ZM88 259H90V260H88ZM99 261H98V260ZM106 259H107V261H106ZM124 261H123V260ZM145 259H147V260H145ZM163 260V263H162V260ZM173 259V260H172ZM180 259V260H179ZM185 259V260H184ZM194 259H196V260H194ZM201 259H203L202 261H200ZM215 259H216V263H215ZM221 259V260H220ZM226 259V261H224ZM230 259V260H229ZM258 259V260H257ZM261 259V260H260ZM28 260H29V263H28ZM42 261V263H40V261ZM69 260V261H68ZM85 260H86V263H85ZM105 260V261H104ZM128 260V261H127ZM142 260V261H141ZM148 260H150V261H148ZM153 260H155V263H154V261ZM168 260V261H167ZM178 260V261H177ZM191 260V261H190ZM212 260V261H211ZM223 260V261H222ZM232 260V261H231ZM10 261H11V263H10ZM15 261H16V263H15ZM20 261H19V263L18 264H21L20 263ZM57 261H59V263H57ZM61 261H62V263H61ZM74 261L76 262V263H74ZM89 261H90V263H89ZM101 261H102V263H101ZM109 261H110V263H109ZM111 261H113V263H111ZM134 261H136V263H134ZM137 261H138V263H137ZM146 261H148V263H146ZM171 261H172V263H171ZM186 261H187V263H186ZM203 261H204V263H203ZM221 261H222V263H221ZM80 262V263H79ZM82 262V263H81Z\"/></svg>",
    "mask_w": 264,
    "mask_h": 264
},
{
    "label": "bare ground",
    "instance_id": "bare-ground-1",
    "mask_svg": "<svg viewBox=\"0 0 264 264\" xmlns=\"http://www.w3.org/2000/svg\"><path fill=\"white\" fill-rule=\"evenodd\" d=\"M5 1H6V0H5ZM10 1H11V0H10ZM14 1H15V0H14ZM23 1H25V0H23ZM23 1H22V2H23ZM29 1H30V0H29ZM32 1H34V0H32ZM36 1H37V0H36ZM39 1H40V0H39ZM48 1H50V0H47V2H46L47 5H48ZM58 1H60V0H58ZM64 1H65V0H62V2H64ZM70 1H72V0H70ZM78 1H80V0H78ZM96 1H97V0H96ZM99 1H100V0H99ZM104 1H105V0H104ZM108 1H109V2H108ZM108 1L106 0L104 5H106V2H107V5H108V3L110 4V2H112L113 0H112V1L108 0ZM125 1H126V0H125ZM127 1H128V0H127ZM135 1H136V0H135ZM135 1H133V2L135 3ZM151 1H153V0H151ZM158 1H159V0H158ZM173 1H175V0H173ZM173 1H172V2H173ZM178 1H179V0H178ZM178 1H177L176 3H178ZM181 1L187 3L189 0H181ZM191 1H193V0H191ZM191 1H190V2H191ZM194 1H195V0H194ZM199 1H200V0H198V2H199ZM211 1H212V0H210V3H211ZM230 1H234V0H230ZM238 1L240 2V0H238ZM238 1L235 0V2H238ZM242 1H244V0H242ZM250 1H251V0H250ZM250 1H249V2H250ZM254 1L256 2V0H254ZM260 1H261V0H260ZM2 2H3V1H2ZM2 2H1V3H2ZM11 2H12V1H11ZM11 2H10V3H11ZM18 2H20V0H18ZM22 2H21V3H22ZM51 2H52V3L54 2L56 5H58V3L55 2V1H53V0H52ZM75 2H77V1H75ZM81 2H82V4H83V1H81ZM85 2H86V1H85ZM87 2H89V1H87ZM92 2H95V1H92ZM100 2H101V1H100ZM131 2H132V1H131ZM133 2H132V5H133L132 7L134 8L135 5H134ZM142 2H144V0L141 1V3H142ZM156 2H157V1H156ZM159 2H160V1H159ZM167 2H168V1H167ZM167 2L164 3V1H163V3H164L165 5L167 4ZM190 2H189V3H190ZM198 2H197V3H198ZM201 2L204 3L202 0H201ZM201 2L198 3V4H200L199 6H202V5H201ZM212 2H213V4H214L215 0L212 1ZM228 2H229V1H228ZM245 2L248 3L247 5L249 6V2H248V0L245 1ZM1 3H0V4H1ZM14 3H15V2H13V4H14ZM31 3H32V2H31ZM33 3H34V2H33ZM33 3H32V4H33ZM36 3H37V2H36ZM38 3H39V2H38ZM54 3H53V4H54ZM60 3H61V2H59V4H60ZM64 3H65V2H64ZM66 3H67V2H66ZM101 3H102V2H101ZM118 3H119V2H118ZM136 3H138V1H137ZM144 3H145V2H144ZM146 3H148V2H146ZM149 3H150V2H149ZM176 3H175V4H176ZM180 3H181V2H180ZM192 3H193V2H192ZM210 3H209V4H210ZM216 3H217V0H216ZM223 3H224V2H223ZM226 3H227V2H226ZM246 3H242V2H241V4H242V5H241L242 8H243L244 5H246ZM252 3H253V2H252ZM252 3H251V5H252ZM260 3H261V2H260ZM263 3H264V2H263ZM2 4H6V2H5V3H2ZM8 4H9V3H7L6 6H7ZM26 4H28V3H26ZM76 4H77V3H76ZM85 4H86V3H85ZM85 4H84V5H85ZM87 4H88V3H87ZM93 4H95V3H93ZM119 4H122V3H119ZM123 4L125 5V3H123ZM126 4L128 5V3H126ZM194 4H195V3H194ZM204 4H205V3H204ZM206 4H207V3H206ZM209 4H207V5H209ZM220 4H221V3H220ZM227 4H228V3H227ZM230 4H231V3H230ZM233 4H234V3H233ZM243 4H244V5H243ZM253 4H254V3H253ZM16 5H18V3H17ZM19 5H20V4H19ZM19 5L16 6V7H18V9H19ZM24 5H25V3H24ZM29 5H30V4H29ZM33 5H35V4H33ZM33 5H32V6H33ZM38 5H39V4H38ZM42 5L44 6L45 4H42ZM56 5H55V6H56ZM60 5H61V4H60ZM65 5H66V4H65ZM69 5H70V4H69ZM69 5H68V8H69ZM77 5H78V4H77ZM84 5H83V7H84ZM91 5H92V4H91ZM95 5H96V4H95ZM102 5H103V4H102ZM107 5H106V6H107ZM117 5H118V4H117ZM142 5H143V4H141V5L139 4L140 7H141ZM144 5H145V4H144ZM158 5H159V4H158ZM168 5H170V4H168ZM182 5H184V6H182V7H185V4H182ZM188 5H190V7H191V4H188ZM192 5H193V4H192ZM217 5H218V4H217ZM217 5L215 4V7H217ZM224 5H225V3H224ZM228 5H229V4H228ZM236 5H237V3H236ZM238 5H239V4H238ZM238 5H237V6H238ZM247 5L244 6V7H247ZM0 6H1V5H0ZM12 6H14V5H12ZM12 6H11V7H12ZM25 6H26V5H25ZM25 6H24V7H25ZM51 6H53V5H50V6L48 7V8H50V10H51ZM74 6H75V5H74ZM80 6L82 7V5H80ZM111 6H114V2L112 3V5H110V7L108 6V8H111ZM121 6H122V5H121ZM151 6H153V2H151ZM156 6H157V5H156ZM178 6H180V5L177 4L176 7H178ZM186 6H187V5H186ZM195 6H196V5H195ZM203 6H204V5H203ZM210 6H211V4H210ZM218 6H219V5H218ZM230 6H231V5H230ZM252 6H253V5H252ZM262 6H263V5H262ZM2 7H3V6H2ZM8 7H9V5H8ZM8 7H7V8H8ZM16 7H15V8H16ZM20 7H21V6H20ZM22 7H23V5H22ZM34 7H35V6H33V9H34ZM39 7H40V5H39ZM56 7H58V6H56ZM66 7H67V6H66ZM76 7H77V6H76ZM86 7H88V8L91 9V7H89L88 5H87ZM92 7H94V6H92ZM98 7H99V6H98ZM98 7H97V9H98ZM100 7L102 8L101 5H100ZM103 7H104V6H103ZM146 7H147V6H146ZM146 7H145V8H146ZM158 7H159V6H158ZM164 7H165V6H164ZM170 7H171V5H170ZM180 7H181V6H180ZM187 7H188V6H187ZM193 7H194V6H193ZM205 7H206V6H205ZM211 7H213V5H212ZM219 7H220V6H219ZM234 7H235V6H234ZM234 7H233V8H234ZM249 7H250V6H249ZM254 7H255V6H254ZM256 7H259V6H256ZM12 8H13V7H12ZM12 8H11V9H12ZM27 8L30 9L29 7H27ZM37 8H38V7L36 6V10H37ZM54 8H55V7H53V10H54ZM62 8H64V7H62ZM68 8H67V9H68ZM78 8H80V7H78ZM113 8H114V7H113ZM113 8H112V11H113ZM115 8H116V6H115ZM115 8H114V11H115ZM122 8H123V7H122ZM126 8H127V7H126ZM135 8H136V6H135ZM135 8H134V9H135ZM143 8H144V7H143ZM148 8H150V6H148ZM156 8H157V7H156ZM167 8H168V7H167ZM198 8L200 9V8H203V7H198ZM208 8H209V7H208ZM237 8H238V7H237ZM247 8H248V7H247ZM262 8H263V7H262ZM262 8H261V10H262ZM20 9H21V8H20ZM20 9H19V11L21 12ZM33 9H32V10H33ZM45 9H46V7H45ZM56 9H57V8H56ZM64 9H65V8H64ZM64 9H63V10H64ZM84 9H85V8H84ZM103 9H105V8H103ZM118 9H119V7H117V10H118ZM128 9H132V8H129V7H128ZM151 9H152V8H151ZM157 9H158V8H157ZM160 9H162V7H160L159 10H160ZM171 9H172V7H171ZM175 9H177V8H173L172 11L175 10ZM191 9H192V8H191ZM193 9H195V8H193ZM205 9H206V8H205ZM210 9H211V8H209V10H210ZM213 9H214V8H213ZM217 9H218V8H217ZM224 9H226V8H224ZM224 9H223V10H224ZM227 9H228V8H227ZM227 9H226V10H227ZM235 9H236V8H234V10H235ZM253 9H254V8H253ZM253 9H252V10H253ZM257 9H258V8H257ZM1 10H2V9H1ZM4 10H6V9H4ZM7 10H8V9H7ZM24 10H27V9H24ZM32 10H31V11H32ZM63 10L61 9L62 12H63ZM79 10H80V9H79ZM92 10H93V9H92ZM110 10H111V9H110ZM132 10H133V9H132ZM135 10H136V9H135ZM140 10H141V9H140ZM153 10L156 11V9H153ZM159 10H158V11H159ZM187 10H188V8H187ZM189 10H190V8H189ZM189 10H188V11H189ZM207 10H208V9H207ZM221 10H222V6H221ZM232 10H233V9H232ZM240 10H241V9H240ZM244 10H245V8H244ZM255 10H256V9H255ZM12 11H13V10H12ZM19 11H18V14H19ZM27 11H28V10H27ZM27 11H26V12H27ZM38 11H39V10H38ZM41 11H42V10H40V12H41ZM47 11H48V10H47ZM55 11H56V10H55ZM59 11H60V10H59ZM65 11H66V10H65ZM83 11H84V10H83ZM94 11H95V10H94ZM96 11H97V10H96ZM96 11H95V12H96ZM106 11H107V10H105V14H106ZM114 11H113V12H114ZM118 11L120 12V10H118ZM133 11H134V10H133ZM136 11H137V10H136ZM138 11H139V10H138ZM146 11H147V9H146L144 12H146ZM148 11H151V10H148ZM167 11H168V10H166V17L168 18L169 16H167V14H168V13H173V12H170V11H171V10H170V11L167 13ZM180 11H182V10L180 9ZM184 11H185V10H184ZM188 11H187V12H188ZM195 11H197V10H195ZM215 11H216V10H215ZM227 11H228V10H227ZM229 11H230V9H229ZM246 11H249V9L246 10ZM2 12H3V11H2ZM43 12H44V11H43ZM45 12H46V11H45ZM57 12H58V11H57ZM79 12H80V11H79ZM86 12H87V10H86ZM97 12H99V10H98ZM109 12H110V14L112 13L111 11H109ZM122 12H123V11H122ZM122 12H121V13H122ZM128 12H129V11H128ZM144 12H142V13H144ZM161 12H162V11H161ZM174 12H177V11H174ZM216 12H218V11H216ZM237 12H238V10H237ZM243 12H244V11H243ZM4 13H5V12H4ZM4 13H3V14H4ZM10 13H11V12H10ZM24 13H25V12H24ZM29 13H30V12H29ZM29 13H28L27 15H29ZM34 13H35V12H34ZM34 13H33V14H34ZM37 13H38V12H37ZM50 13H51V12H50ZM50 13H49V15H50ZM52 13H54V11H52ZM59 13H61V12H59ZM88 13H89V12H88ZM130 13H131V12H130ZM133 13H134V12H133ZM135 13H136V12H135ZM135 13H134V16L137 15V14H135ZM181 13H182V12H181ZM185 13H186V12H185ZM190 13H192V12H190ZM194 13H195V12H194ZM194 13H193V14H194ZM212 13H213V11L211 12V14H212ZM229 13H230V12H229ZM233 13H235V12H233ZM246 13H247V12H246ZM258 13H259V11H258ZM260 13H262V12H260ZM13 14H14V13H13ZM22 14H23V13H22ZM38 14H39V13H38ZM38 14H37V16H38ZM43 14H44V13H43ZM68 14L70 15V13H68ZM68 14H67V17L64 18V19H67V18L69 17ZM80 14H81V12H80ZM92 14L94 15V13H92ZM95 14H96V17H99V16H97V13H95ZM98 14H99V13H98ZM103 14H104V12H103ZM113 14H114V13H112V15H113ZM116 14L118 15V13L116 12V13H115V17H113L112 19H115V18H118V17H119V16L116 17ZM138 14H139V12H138ZM147 14H149V13L147 12V13H146V16H147ZM152 14H153V13H152ZM152 14L150 13V15H152ZM156 14L159 15V14H161V13H159V14L156 13ZM174 14H175V16H178L176 13H174ZM186 14H187V13H186ZM186 14H185V15H186ZM188 14H189V12H188ZM188 14H187V15H188ZM193 14H192V15H193ZM196 14H197V13H196ZM196 14H195V15H196ZM202 14H204V12H203V13L201 12L200 15L202 16ZM205 14H206V13H205ZM222 14H223V13H222ZM224 14H225V13H224ZM224 14H223L222 16H224ZM226 14L229 15L228 13H226ZM231 14H232V12H231ZM231 14H230V15H231ZM244 14H245V13H244ZM251 14H252V13H251ZM253 14H254V13H253ZM255 14H256V13H255ZM255 14H254V15H255ZM7 15H8V14H7ZM15 15H16V14H15ZM35 15H36V14H35ZM39 15H40V14H39ZM44 15H46V17H47V14H44ZM60 15H61V14H60ZM65 15H66V14H65ZM112 15H111V17H112ZM132 15H133V14H132ZM132 15H130V16H132ZM139 15H140V14H139ZM139 15H138V16H139ZM144 15H145V14H144ZM157 15H156V16H157ZM161 15H163V14H161ZM161 15H160V16H161ZM164 15H165V14H164ZM169 15L171 16L172 14H169ZM187 15H186V16H187ZM195 15H193L194 18H195ZM237 15H241V14L239 13V14H237ZM242 15H243V14H242ZM245 15H247V14H245ZM256 15H259V14H256ZM260 15H261V14H260ZM16 16H17V15H16ZM20 16H21V14H20ZM41 16H42V13H41ZM41 16H40V18H41ZM53 16H54V15H53ZM55 16H56V18H58V14L56 15V13H55ZM62 16H63V15H62ZM62 16H61V17H62ZM81 16H82V14H81ZM85 16H86V13H85ZM100 16H101V15H100ZM108 16H109V15H108ZM113 16H114V15H113ZM121 16H123V15H121ZM124 16H125V15H124ZM134 16H133V17H134ZM172 16H173V15H172ZM208 16H209V15H208ZM208 16L206 15V18H207ZM211 16H212V15H211ZM213 16H214V15H213ZM222 16H221L220 19H222ZM233 16H234V15H232V17H233ZM2 17H3V16H2ZM4 17H5V16H4ZM10 17H11V15H10ZM13 17H14V16H13ZM21 17H22V16H21ZM21 17H20V18H21ZM27 17H29V16H27ZM72 17L74 18V16H72ZM78 17H79V16H78ZM89 17H90V15H89ZM126 17H127V16H126ZM135 17H136V16H135ZM139 17H140V16H139ZM141 17H142V16H141ZM147 17H148V16H147ZM150 17L154 18L153 16H150ZM181 17L184 18V14H182V15L180 16V18H181ZM197 17H198V16H197ZM219 17H220V16H219ZM224 17H225V16H224ZM224 17H223V18H224ZM229 17H230V16H229ZM238 17H240V16H238ZM241 17H242V16H241ZM252 17H253V16H252ZM255 17H256V16H255ZM257 17H259V16H257ZM7 18H9V17H7ZM16 18H17V17H16ZM16 18H15V19H16ZM24 18L26 19V17H24ZM35 18H36V17H35ZM37 18H38V17H37ZM40 18H39V20H38V19H37V20H38V21H40V20H44L43 17H42V19H40ZM59 18H60V17H59ZM83 18H84V17H83ZM87 18H88V14H87ZM94 18H95V17H93L92 19H94ZM101 18H102V17H101ZM101 18H100L101 22H102V20H105V19H101ZM109 18H110V16H109ZM127 18H128V17H127ZM143 18H144V17H143ZM148 18H149V17H148ZM171 18L173 19V17H171ZM188 18H192V17H189V16H188ZM200 18H201V17H200ZM203 18H204V17H203ZM225 18H226V17H225ZM225 18H224V19H225ZM227 18H228V17H227ZM227 18H226V20H227ZM230 18H231V17H230ZM244 18H245V17H244ZM11 19H12V18H11ZM25 19H24L23 21H25ZM28 19H29V18H28ZM52 19H53V18H52ZM61 19H62V18H61ZM80 19H81V18H80ZM84 19H85V18H84ZM84 19H83V20H84ZM119 19H121V18H118V20H119ZM123 19H124V18H123ZM129 19H132V17H131V18H128V19H126V20H129ZM133 19H134V20H133V22H134V21H135V18H133ZM155 19L157 20V18H155ZM158 19H160V18H158ZM169 19H170V17H169ZM176 19H177V18H176ZM176 19H175V17H174L175 22H176ZM184 19H186V17H185ZM192 19H193V18H192ZM192 19H191V20H192ZM197 19H198V18H197ZM201 19H202V18H201ZM211 19H213V18H211ZM214 19H215V20H214ZM214 19H213L214 22H215L216 20H217V22H218V18H217V19L214 18ZM233 19H234V18H233ZM233 19H232V20H233ZM237 19H238V18H237ZM240 19H241V18H240ZM245 19L247 20V16H246ZM251 19H252V18H251ZM2 20H3V19H1V14H0V25H1L0 28L2 27V24H1V23H3V24L6 23V22H3ZM18 20H19V18H18ZM20 20H21V19H20ZM20 20H19V22H20ZM32 20H33V22H34V17L32 18ZM49 20H50V19H49ZM54 20H55V19H54ZM58 20H59V19H58ZM67 20H69V18H68ZM67 20H66V21H67ZM86 20H88V19H86ZM90 20H91V18H90ZM96 20H97V19H96ZM106 20H108V18H107ZM106 20H105V21H106ZM110 20H111V19H110ZM137 20H138V19H137ZM137 20H136V21H137ZM148 20H150V19H148ZM148 20H147V22H148ZM151 20H152V19H151ZM151 20H150V22H149V25H150V23L152 24ZM160 20H161V19H160ZM162 20H163V19H162ZM165 20H168V19H165ZM165 20H164V21H165ZM174 20H170V22H171V21H174ZM180 20H181V19H180ZM191 20H189V21H191ZM195 20H196V19H195ZM204 20H205V19H204ZM260 20H261V21L258 22L257 24L263 22V21H262L263 19H260ZM6 21H7V20H6ZM8 21H9V20H8ZM21 21H22V20H21ZM30 21H31V18H30ZM38 21H37V23H38ZM51 21H52V20H51ZM55 21H56V20H55ZM62 21H63V19H62ZM75 21H76V20H75ZM92 21H94V20H92ZM97 21H98V20H97ZM120 21H121V20H120ZM120 21H118V24H119ZM145 21H146V19H145ZM177 21H179V19H177ZM189 21L186 20L185 22H187V24H188ZM200 21H202V20H200ZM200 21H199V19H198V20H197V23H200ZM227 21H228V20H227ZM233 21H234V20H233ZM258 21H259V19H258ZM10 22H11V21H10ZM15 22H17V21H15ZM26 22H27V21H26ZM42 22H43V21H42ZM47 22H48V21H47ZM49 22H50V21H49ZM59 22H60V21H59ZM79 22H80V20H79ZM79 22H78V23H79ZM83 22H85V20H84ZM94 22H95V21H94ZM98 22H100V21H98ZM98 22H95V23H98ZM110 22H111V21H110ZM121 22H122V21H121ZM123 22H126V24H128L129 22H132V21L129 20L128 22H127V21H123ZM133 22H132V23H133ZM141 22H142V21H141ZM143 22H144V21H143ZM147 22H145V23H147ZM158 22H159V21H158ZM160 22H161V21H160ZM160 22H159V24H157V26H158V25H160V26L162 25ZM168 22H169V21H168ZM168 22H167V23H168ZM170 22H169V23H170ZM179 22H180V21H179ZM179 22H178V23H179ZM185 22L182 23L181 25H184ZM191 22H192V21H191ZM193 22H194V19H193ZM205 22H206V21H205ZM208 22H211V21H208ZM220 22H221V20H220ZM220 22H218V23L220 24ZM223 22H224V20H223ZM251 22H252V21H251ZM256 22H257V21H256ZM20 23H21V22H20ZM28 23H29V22H28ZM35 23H36V22H35ZM40 23H41V21H40ZM44 23H45V21H44ZM55 23H56V22H55ZM63 23H64V22H63ZM69 23L72 24L71 21H70ZM69 23H67V24L69 25ZM75 23H76V22H75ZM102 23H103V22H102ZM108 23H109V21H108ZM116 23H117V22H116ZM132 23H131V24H132ZM165 23H166V22H165ZM167 23H166V24H167ZM171 23H173V25H174V22H171ZM178 23H177V24H178ZM180 23H181V22H180ZM197 23H196V24H197ZM203 23H204V22H203ZM203 23H202V24H203ZM225 23H226V22H225ZM228 23H230V22H228ZM243 23H244V22H243ZM247 23H248V22H247ZM249 23H250V22H249ZM253 23H254V22H253ZM17 24H19V23H17ZM17 24H16V25H17ZM21 24H22V23H21ZM21 24H20L19 27H21ZM33 24H34V23H33ZM58 24H59V23H57V25H58ZM67 24H65V26H66ZM71 24H70V28L73 26V25L71 26ZM100 24H101V23H100ZM111 24H113V23H111ZM118 24H117V25H118ZM131 24H129V25L131 26ZM135 24H137V22H136ZM166 24H164V25H166ZM175 24H176V23H175ZM177 24H176L175 26H178V27H179L180 24H178V25H177ZM206 24H207V23H206ZM209 24H210V23H209ZM212 24H213V23H211V25H212ZM245 24H246V23H245ZM254 24H255V23H254ZM7 25H8V24H7ZM24 25H25V24H24ZM24 25H23V26H24ZM27 25H28V24H27ZM29 25H30V24H29ZM31 25H32V24H31ZM36 25H38V24H36ZM42 25H43V23H42ZM53 25H54V24H53ZM74 25H75V24H74ZM78 25H79V24H77V27H76V25L73 26V27L79 28L80 25H79V27H78ZM114 25H115V24H113L112 26L114 27ZM124 25H125V24H124ZM129 25H128V26H129ZM133 25H134V23H133ZM141 25H142V24H141ZM141 25H140V23H139V26H140L139 28H140V29L145 28L143 25H142L143 27H142ZM146 25H148V23L145 24V26H146ZM190 25H192V24H189V28H190V27L192 28L193 26H190ZM203 25H204V24H203ZM214 25L216 26V24H214ZM222 25H223V24H222ZM224 25H225V24H224ZM226 25H228V24L226 23ZM230 25H231V24H230ZM234 25H236V24L234 23ZM234 25H233V26H234ZM262 25H263V23H262ZM34 26H35V25H34ZM39 26H40V25H39ZM46 26H48V25H46ZM46 26H44V27L46 28ZM58 26H59V25H58ZM84 26H85V25H84ZM121 26H123V25H121ZM125 26H126V25H125ZM128 26H127L126 28H128ZM135 26H136V28L138 27L137 25H135ZM135 26H134V27H135ZM151 26H153V24H152ZM151 26H150V29H151ZM155 26H156V25H155ZM157 26H156V27H157ZM184 26H185L184 29H182V28L180 27V29H182V31H185L186 27H188V26H186V25H184ZM184 26H182V27H184ZM194 26H195V25H194ZM198 26H199V25H197V27H198ZM200 26H201V25H200ZM212 26H213V25H212ZM233 26H231L230 28H233ZM237 26L239 27V25H237ZM243 26H245V25H242V27H243ZM250 26H251V25H249V27H250ZM256 26H257V25H256ZM260 26H261V25H260ZM6 27H8V26H6ZM26 27H27V26H26ZM56 27H57V26H56ZM59 27H62V25L59 26ZM73 27H72V28H73ZM97 27H98V26H97ZM101 27H102V25L100 26V28H101ZM107 27H108V26H107ZM123 27H124V26H123ZM146 27H148V26H146ZM153 27H154V26H153ZM158 27H159V26H158ZM167 27H169V26L167 25ZM167 27H166V28H167ZM173 27H174V26H173ZM178 27H177V28H178ZM201 27H202V26H201ZM203 27H204V26H203ZM209 27H210V26H209ZM209 27H208V28H209ZM219 27H220V25H219ZM226 27H227V26H226ZM249 27H247V28H249ZM262 27H263V26H262ZM17 28H18V26H17ZM22 28L24 29V27H22ZM22 28H21V29H22ZM41 28L43 29V27H41ZM41 28H40V29H41ZM45 28H44V29H45ZM81 28H83V26H82ZM98 28H99V27H98ZM98 28H97V29H98ZM100 28H99V29H100ZM103 28H104V27H103ZM118 28H119V27H118ZM120 28H122V27H120ZM154 28H155V27H154ZM164 28H165V27H164ZM177 28H176V29H177ZM191 28H190V29H191ZM210 28H211V27H210ZM216 28H217V27H216ZM227 28H228V27H227ZM245 28H246V27H244V29H245ZM1 29H4V28H1ZM18 29H19V28H18ZM28 29H31V28H28ZM73 29H74V28H73ZM83 29H85V28H83ZM97 29H95V30H97ZM106 29H107V28H106ZM106 29H104V30H106ZM109 29H110V26H109ZM112 29H113V28H112ZM114 29H115V28H114ZM146 29H147V30H146ZM156 29H157V28H156ZM160 29H161V27H160L158 30H160ZM168 29H169V28H167V30H168ZM172 29H173V28H172ZM176 29H175V30H176ZM180 29H178V30H180ZM190 29H189V30H190ZM198 29H199V28H198ZM198 29H196V30L198 31ZM202 29H203V28H202ZM205 29H207V28L205 27ZM221 29H223V28H221ZM244 29H240V28H239V30H237V29H234V28H233V30H235V31L237 30V34H236L235 31H230V30L228 29L229 33H231V32H235V34L237 35V36H235L234 39H233L234 36H233V37H232V36L229 37V36L232 35V34L229 35V34L227 33V34L229 35V36L227 37V36H226V33H224V31L226 32V30L223 29L224 31L221 30V32L223 31L222 34L225 35V36L228 38V39H227L228 41L226 40V37H223V36H221V35H220V36H221V38L223 37V39L225 38L224 40L227 41V44L225 43V41H224L225 44H222V43H223V41H222V43H221L222 45H221V44H220L219 46L217 45V48H216V44H217L218 42H217V43H214L216 49H215V48H212V49H214V50H212L211 52H209V51H208L209 49L206 48V49H207L206 51H207L209 54H208V55H204V54H203L202 57H204V56L207 57V58H206V59H207L206 62H208L209 68H210V67H213V69L215 68L214 70H211V68H210V70H211L212 72H214L215 70H216V71L219 70V69H220L219 67H220V66L222 67V66L224 65V64L222 65V64L220 63V61H218V58H219L218 56H220V55H217L218 58L216 59V54H218L217 52H220V51H221L222 53L220 52L219 54H222V55L224 54V55H226V57H227V59H228V64H226L227 61L224 59L225 57L222 58V59L225 60V62H226V63H225L226 66L234 63V62L230 63V61H229L230 59H229L228 57H230V58H231V57H232V58H235L234 56H235V55H236V56L238 55V54H236V52H238V51H237V48H239V47L235 44V42H236V41H243V40H244V38H245L244 34H245V33L247 34V30H246V29H245V30H246L245 33L242 32ZM251 29H252V28H251ZM260 29H261V28H260ZM263 29H264V28H263ZM263 29H262V30H263ZM4 30H9V29H4ZM11 30H12V29H11ZM25 30H26V29H25ZM25 30H24V31H25ZM31 30H32V29H31ZM33 30H35V29H33ZM38 30H39V29H38ZM45 30H47V29H45ZM45 30H44V32L46 33ZM59 30H60V29H59ZM62 30H63V29H62ZM79 30H80V28H79ZM100 30H101V29H100ZM100 30H99V32L97 31V33H100ZM107 30H108V29H107ZM116 30H117V28H116ZM129 30H130V28H129ZM133 30L135 31L136 29H132V33H133ZM143 30H144V33H146V31H149L148 34H149L150 32H152V31H154L153 29H152V30H149V28L142 29V32H143ZM165 30H166V29H165ZM173 30H174V29H173ZM175 30H174V31H175ZM178 30H177V32H179ZM189 30H188V28H187V31H188V32H189ZM191 30H192V29H191ZM194 30H195V29H194ZM209 30H210V29H209ZM214 30H215V29H214ZM249 30H250V28H249ZM253 30H254V29H253ZM1 31H2V30H1ZM17 31H18V30H17ZM19 31H20V30H19ZM29 31H30V30H29ZM36 31H37V30H36ZM42 31H43V30H42ZM72 31H73V30H72ZM74 31H75V30H74ZM80 31L83 32L82 29H81ZM80 31H79V34H80ZM85 31H86V29H85ZM88 31H89V30H88ZM88 31H86V32H88ZM101 31H102V30H101ZM110 31H111V29H110ZM119 31H120V30H119ZM125 31H126V29H125ZM161 31H163V28L161 29ZM170 31L172 32V30H170ZM170 31H169V32H170ZM182 31H180V32H182ZM200 31H201V29H200ZM200 31H199V32H200ZM219 31H220V30H219ZM251 31H252V30H251ZM256 31H257V29H256ZM4 32H5V31H4ZM21 32H22V31H21ZM50 32H51V31H50ZM62 32L65 33V32H66V29L63 30ZM67 32L69 33V31H67ZM67 32H66V34H67ZM75 32H77V31H75ZM91 32H92V31H91ZM114 32L116 33V31H114ZM117 32H118V31H117ZM122 32H123V31L121 30V34H122ZM128 32H129V31H127V33H128ZM139 32H140V34H143V33H141V31H139ZM156 32H158V31L156 30ZM156 32H154V34H155ZM164 32H165V31H164ZM169 32H167V34H168ZM177 32H176V33H177ZM188 32H187V33H188ZM191 32H192V31H190V34H192ZM195 32H196V31H195ZM204 32L207 33L205 30H204ZM211 32H212V31H211ZM214 32H215V31H214ZM1 33H2V32H1ZM1 33H0V34H1ZM8 33H9V32H8ZM14 33H15V32H14ZM19 33H20V32H19ZM22 33H23V32H22ZM24 33H25V32H24ZM26 33H27V32H26ZM31 33H33V32L31 31ZM40 33H41V31H40ZM42 33H43V32H42ZM48 33H49V32H48ZM48 33H47V34H48ZM52 33H53V32H52ZM59 33H61V32H59ZM59 33H58V34H59ZM71 33H72V32L70 31V34H71ZM94 33H95V32H94ZM97 33H96V35H97ZM102 33H104V31H102ZM105 33H106V32H105ZM105 33H104V34H105ZM123 33H124V32H123ZM129 33H130V32H129ZM132 33H131V35H132ZM159 33H162V32H159ZM173 33H174V32H173ZM173 33H172V34H173ZM176 33H175V34H176ZM196 33H197V32H196ZM202 33H203V32L199 33V35L202 34ZM212 33H213V32H212ZM249 33L251 34V32L248 31V36H249ZM262 33H264V31L261 32V34H262ZM2 34H3V33H2ZM2 34H1V35H2ZM10 34H11V32H10ZM36 34H37V33H36ZM43 34H44V33H43ZM53 34H54V33H53ZM73 34H74V33H73ZM79 34H78V35H79ZM82 34H83V33H82ZM100 34H101V33H100ZM104 34H103V35H104ZM119 34H120V33H119ZM124 34H125V33H124ZM135 34H136V32H135ZM135 34H134V35H135ZM152 34H153V32H152ZM152 34H149V36L151 37ZM154 34H153V35H154ZM163 34H164V33H163ZM165 34H166V32H165ZM182 34H184V32H182ZM188 34H189V33H188ZM193 34H194V33H193ZM214 34H215V33H214ZM219 34H221V33H220V32H217V35H218V36H219ZM233 34H234V33H233ZM257 34H258V33H257ZM261 34H260V35H261ZM4 35H6V34L4 33ZM4 35H2V36H4ZM12 35H13V31H12ZM17 35H19V34H17ZM23 35H24V34H23ZM27 35H28V34H27ZM49 35H50V34H49ZM54 35H55V34H54ZM75 35H76V34H75ZM92 35H95V34H92ZM112 35H113V34H112ZM136 35H137V34H136ZM136 35H135V36H136ZM168 35H169V34H168ZM186 35H187V34H186ZM199 35H197V36H199ZM203 35H204V34H203ZM206 35H208V36L210 37V40L212 39L211 36H210V35H212V34H209V32H208V34H205V39L207 38ZM262 35L264 36V34H262ZM262 35H261V36H262ZM2 36H1V37H2ZM10 36H11V35H10ZM28 36H29V35H28ZM28 36H27V37H28ZM35 36H36V35H35ZM45 36H46V35H45ZM56 36H57V35H56ZM56 36H54V37H56ZM62 36H63V35H62ZM66 36L68 37L69 34L66 35ZM79 36H81V34H80ZM86 36H89V35H86ZM113 36H115V35H113ZM125 36H126V34H125ZM125 36H124V37H125ZM135 36H134V37H135ZM137 36H138V35H137ZM147 36H148V35H147ZM158 36H159V35H158ZM158 36H157L156 38H160V37H158ZM162 36H163V35H162ZM170 36H171V35H170ZM179 36H180V35H179ZM187 36H188V35H187ZM197 36H195V38H196ZM213 36H215V35H213ZM246 36H247V35H246ZM263 36H262V37H263ZM11 37H13V36H11ZM16 37H17V36H15L13 39H10V40H14ZM22 37H23V36H22ZM31 37H33V36H31ZM40 37H41V36H40ZM60 37H61V36H60ZM89 37H93V36H89ZM94 37H95V36H94ZM94 37H93V41H94ZM96 37H100V38H101V35L96 36ZM115 37H116V36H115ZM119 37H121V36H118V38H119ZM124 37L122 36L123 39H124ZM131 37H132V36H131ZM142 37H144V36H142ZM163 37L165 38L166 36L164 35ZM163 37H161V38H163ZM189 37H190V36H189ZM202 37H204V36H202ZM216 37H217V36H216ZM216 37H215V38H216ZM250 37H251V36H250ZM255 37H256V36H255ZM4 38H5V36H4ZM19 38H20V37H19ZM24 38H25V37H24ZM35 38H36V37H35ZM38 38H39V37H38ZM41 38H42V37H41ZM41 38H40V39H41ZM47 38H48V35H47ZM57 38H58V36H57ZM61 38H62V37H61ZM64 38H65V36H64ZM69 38H71V37H69ZM87 38H88V37H87ZM125 38H126V37H125ZM132 38H133V37H132ZM132 38H130V39H132ZM136 38H137V37H136ZM146 38H147V37H146ZM177 38H178V37H177ZM177 38L174 37V39H177ZM180 38H182V37H180ZM199 38H200V37H199ZM215 38H213V39H215ZM229 38H230V41H229ZM231 38H232L233 40H235V42H233V43L236 45L237 48L234 47L233 45H232L233 47L229 48L230 45L233 44V43H228V42H232V41H231V40H232ZM0 39H1V38H0ZM8 39H9V38H8V36H7V41H9ZM28 39H29V37H28ZM45 39H46V38H45ZM48 39H49V38H48ZM52 39H53V37H52ZM52 39H50V40L52 41ZM62 39H63V38H62ZM77 39H78V38H77ZM98 39H99V38H98ZM106 39H107V38H106ZM106 39H105V40H106ZM115 39H116V38H115ZM119 39H120V41H121V38H119ZM137 39H138V38H137ZM137 39H136V40H137ZM140 39H141V36H140ZM148 39H149V38H148ZM186 39H188V38H186ZM191 39H192V38H191ZM193 39H194V38H193ZM196 39H197V38H196ZM196 39H195V40H196ZM205 39H203V42H204ZM216 39H217V38H216ZM216 39H215V40H216ZM219 39H220V37H219ZM1 40H2V39H1ZM3 40H6V38L3 39ZM15 40H16V39H15ZM20 40H21V38H20ZM43 40H44V38H43ZM43 40H42V41H43ZM50 40H48V41H50ZM54 40H55V42H56L57 39L54 38ZM59 40H60V38H59ZM59 40H58V41H59ZM65 40H66V39H65ZM65 40H64V41H65ZM69 40H70V39H69ZM69 40H68V41H69ZM72 40H74V38H73ZM82 40H83V39H82ZM84 40H85V39H84ZM89 40H92V38L89 39ZM99 40H100V39H99ZM111 40H112V39H111ZM111 40H110V41H111ZM125 40H126V39H125ZM125 40H124V41H125ZM132 40H133V39H132ZM146 40H147V39H146ZM157 40H158V39H157ZM164 40H165V39H164ZM195 40H193V41H195ZM200 40L202 41V38H201ZM207 40H209V39H207ZM207 40H206V42H208ZM210 40H209V41H210ZM221 40H222V39H220V41H221ZM247 40L250 41L249 39H247ZM252 40L254 41V38H253ZM260 40H261V39H260ZM262 40H263V43L260 41V42L262 43L261 47L264 46V45H263V44H264V38H262ZM22 41H24V40H22ZM22 41H21V42H22ZM25 41H26V38H25ZM30 41H32V40H29L28 42H30ZM75 41H76V40H74V41H72V42H75ZM77 41H78V40H77ZM87 41H88V39H87ZM93 41H92V42H93ZM102 41H103V40H102ZM102 41H101V42H102ZM113 41H114V40H113ZM117 41H118V40H117ZM117 41H115V42H117ZM134 41H135V40H134ZM138 41H139V39H138ZM149 41H150V40H149ZM162 41H163V40H161V42H162ZM165 41H166V40H165ZM171 41H172V39H171ZM175 41H176V40H175ZM190 41H191V40H190ZM201 41H200V43H201ZM218 41H219V40H218ZM245 41H246V40H245ZM248 41H247V42H248ZM255 41H257V40L255 39ZM255 41H254V42H255ZM258 41H259V40H258ZM0 42H1V41H0ZM2 42H3V41H2ZM2 42H1V43H2ZM10 42H11V41H10ZM18 42H19V41H18ZM28 42L26 41V44H27ZM37 42H39V41H37ZM65 42H66V41H65ZM82 42H84V41H82ZM89 42H90V41H89ZM95 42H96V40H95ZM95 42H94V43H95ZM107 42H108V41H107ZM107 42H106V43H107ZM118 42H119V41H118ZM118 42H117V43H118ZM128 42L130 43L131 41L128 40ZM139 42H140V41H139ZM141 42H143V41H141ZM141 42H140V43H141ZM144 42H145V40H144ZM146 42H148V41H146ZM146 42H145V43H146ZM157 42H159V44L161 43L160 40L157 41ZM167 42H168V38H167ZM172 42H173V41H172ZM180 42H181V41H180ZM180 42H179V43H180ZM185 42H186V41H185ZM187 42H188V41H187ZM198 42H199V40H198ZM198 42L195 41L194 43H195V44H196V43L198 44ZM203 42H202V44H203ZM206 42H205V43H206ZM213 42H214V41H213ZM251 42H252V41H251ZM254 42H253V44H254ZM8 43H9V42H8ZM11 43H12V42H11ZM13 43H14V41H13ZM23 43H25V42H23ZM47 43H48V42H47ZM49 43H50V42H49ZM59 43H60V42H59ZM59 43H58V44H59ZM70 43H71V41H70ZM76 43H77V42H76ZM90 43H91V42H90ZM94 43H93V44H94ZM104 43H105V42H104ZM104 43H103V44H104ZM109 43H110V42H109ZM109 43H108V44H109ZM111 43H112V42H111ZM124 43H125V45H126L127 42H124ZM129 43H128V44H129ZM136 43H137V42H136ZM145 43H144V44H145ZM210 43H212V40L210 41ZM219 43H220V42H219ZM237 43H238V42H237ZM243 43H244V42H243ZM245 43H246V42H245ZM245 43H244V44H245ZM6 44H7V43H6ZM31 44H32V42H31ZM52 44H53V43H51V45H52ZM61 44H62V43H61ZM72 44H73V43H72ZM72 44H71V46H72ZM79 44H80V42L78 43V46H79V49H80V46H81V45H79ZM81 44H82V43H81ZM83 44H85V43H83ZM83 44H82V45H83ZM98 44H99V43H98ZM103 44H102V45H103ZM113 44H114V42L111 44V45H112L111 47H113ZM115 44H116V43H115ZM119 44H122V43H119ZM119 44H118V45H119ZM131 44H133V43H131ZM146 44H147V43H146ZM148 44H149V43H148ZM162 44H163L162 46H166L164 43H162ZM170 44H171V46H172V43H170ZM191 44H192V42H191ZM228 44H230V45H228ZM240 44L244 46V44H242V42H241ZM253 44H252V46H253ZM255 44H256V43H255ZM257 44H260V43L258 42ZM18 45H19V43H18ZM18 45H16V46H18ZM20 45L22 46L23 44H20ZM32 45H33V44H32ZM39 45H41V44H39ZM53 45H54V44H53ZM76 45H77V44H76ZM95 45H96V43H95ZM99 45H100V44H99ZM104 45H105V44H104ZM116 45H117V44H116ZM122 45H123V44H122ZM136 45H138V43H137ZM160 45H161V44H160ZM167 45H168V44H167ZM184 45H185V44H184ZM200 45H201V44H200ZM200 45H197L196 47L199 48ZM210 45H211V44H210ZM210 45H209V47H210ZM249 45H250V43H249ZM0 46H2V45H0ZM14 46H15V45H14ZM23 46H24V45H23ZM34 46H35V45H33V49H34ZM44 46H45V42H44ZM74 46H75V45H74ZM84 46H85V45H84ZM84 46H83V47H84ZM86 46H88V43H87ZM93 46H94V45H93ZM93 46L91 45V47H93ZM108 46H109V45H108ZM126 46H127V45H126ZM126 46H125V47H126ZM132 46H133V45H132ZM139 46H140V45H138V47H139ZM144 46H145V45H144ZM162 46H160V48H161ZM173 46H174V48L176 47V45H173ZM203 46H205V45L203 44ZM203 46H202V47H203ZM223 46H224V47L226 46V47L223 49V48H222ZM227 46H228V47H227ZM243 46H241V48H242ZM247 46H248V44H247ZM4 47H5V45H4ZM10 47L12 48V45H10ZM10 47H9V49H10ZM25 47H27V46L25 45ZM31 47H32V46H31ZM31 47H30V48H31ZM37 47H38V45H37ZM52 47H53V46H52ZM55 47H56V46H55ZM55 47H54V48H55ZM57 47H58V45H57ZM103 47H104V46H103ZM109 47H110V46H109ZM116 47H117V46H116ZM116 47H115V48H116ZM125 47H121V46L119 47V46H118L119 49L117 50V55H116V56H117V60H115V62H116V61H118V62H122V61H120V60H122V58H121L122 56H120V55H122V52L119 51V50L122 49V48H124V49H122V50L125 51V50H126ZM145 47H146V46H145ZM148 47H149V46H148ZM148 47H147V48H148ZM188 47H189V46H188ZM194 47H195V46H194ZM194 47H193V48H194ZM207 47H208V46H207ZM209 47H208V48H209ZM213 47H214V46H213ZM245 47H246V45H245L243 48H245ZM2 48H3V47H2ZM14 48H16L15 51L17 50V52H18V49H20L21 47H20V48L14 47ZM39 48H40V47H39ZM70 48H71V47H70ZM70 48H68V49L70 50ZM72 48H73V47H72ZM72 48H71V49H72ZM75 48L78 50V48H77L76 46H75ZM75 48H74V49H75ZM94 48H95V47H94ZM97 48H98V46H97ZM97 48H95V49L97 50ZM99 48H100V50H101V47H99ZM104 48H106V47H104ZM135 48H136V47H135ZM141 48H144V47H141V46H140V49H141ZM149 48H150V47H149ZM164 48H165V49H166V48H167V49H170L169 47H164ZM184 48H185V47H184ZM186 48H187V47H186ZM189 48H190V47H189ZM189 48H188V49H189ZM254 48H256V46H255ZM259 48H260V47H259ZM259 48H257V49H259ZM263 48H264V47H263ZM263 48H260V50H259L260 52L262 51L263 54H259L260 52L258 53V51H257V54H259V56H260V55H264V50H263ZM4 49H5V48H4ZM6 49H8V46H7ZM9 49H8V50H9ZM22 49H23V47H22ZM31 49H32V48H31ZM35 49H36V48H35ZM41 49H42V48L39 49V50L41 51L40 54L42 53V50H41ZM48 49H49V48H48ZM52 49H53V48H52ZM56 49H57V48H56ZM56 49H54V50H56ZM58 49H59V48H58ZM66 49H67V48H66ZM74 49H73V50H74ZM81 49H82V48H81ZM81 49H80V50H81ZM83 49H84V48H83ZM110 49H111V48H110ZM112 49H113V48H112ZM112 49H111V50H112ZM131 49H133V48H131ZM137 49H139V48H137ZM144 49H145V48H144ZM150 49H152V48H150ZM165 49L162 50V48H161V49H160V53H161V50H162V52H163ZM167 49H166V51H167ZM203 49H204V48H203ZM218 49H219V51H218ZM246 49H247V47H246ZM250 49H251V48H250ZM257 49H255V50H257ZM0 50H1V49H0ZM2 50H3V49H2ZM11 50H12V52H13L14 49L12 48ZM26 50H27V49H26ZM26 50L24 49V51H26ZM36 50H37V49H36ZM36 50H35V51H36ZM44 50H45V49H44ZM46 50H47V49H46ZM49 50L51 51V49H49ZM54 50H52V51H54ZM61 50H62V49H61ZM63 50H64V49H63ZM77 50H75V51H77ZM80 50H79V51H80ZM88 50L90 51V48L87 49V52H88ZM92 50H93V48H92ZM100 50H99V52H100ZM104 50H105V49H104ZM111 50H109V51H111ZM134 50H135V49H134ZM178 50H179V49H178ZM180 50H181V49H180ZM184 50H185V49H184ZM186 50H187V49H186ZM190 50H191V49H190ZM198 50H199V49H198ZM201 50H202V49H201ZM243 50H244V49H243ZM6 51H7V50H5V52H6ZM32 51H33V50H32ZM65 51H67V50H65ZM71 51H72V50H71ZM97 51H98V50H97ZM102 51H103V48H102ZM106 51H107V49H106ZM106 51H105V54H106ZM118 51H119V52H118ZM126 51H128V50H126ZM136 51H137V50H136ZM138 51H139V50H138ZM146 51H148V49H146ZM146 51H145V52H146ZM156 51H157V53L159 52L158 50H156ZM173 51H175V50H173ZM176 51H177V50H176ZM191 51H192V50H191ZM199 51H200V50H199ZM199 51H197V52L199 53ZM202 51H203V50H202ZM250 51H251V50H249V52H250ZM1 52H2V51H1ZM1 52H0V53H1ZM21 52H22V51H21ZM30 52H31V51H30ZM30 52H29V53H30ZM44 52H45V51H44ZM46 52H47V51H46ZM62 52H64V51H62ZM90 52H91V51H90ZM141 52H144V51L141 49ZM145 52H144V54H145ZM149 52H150V51H149ZM168 52L170 53V51H168ZM179 52H180V51H179ZM179 52H177V53H179ZM188 52H189V50H188ZM245 52H246V51H245ZM262 52H261V53H262ZM9 53H11V51H10ZM13 53H15V52H13ZM18 53H20V51H19ZM26 53H27V52H26ZM29 53H27V54H29ZM38 53H39V52H38ZM48 53H50V52H48ZM48 53H47V54H48ZM64 53H65V52H64ZM64 53H61L60 56H62V54H64ZM66 53H67V52H66ZM69 53H70V52H69ZM72 53H74V52L72 51ZM77 53H79V52H77ZM91 53H93V52H91ZM91 53L88 54L87 56H89V55L93 56ZM100 53H104V52H100ZM113 53H114V52H113ZM118 53H119V54H118ZM125 53H128V55H129V51H128V52H125ZM153 53H154V52H152V54H153ZM155 53H156V52H155ZM164 53H165V51L163 52V54H164ZM166 53H167V52H166ZM166 53H165L164 55H168V53H167V54H166ZM171 53H172V52H171ZM173 53H175V52H173ZM180 53H181V52H180ZM195 53H196V48H195ZM201 53H202V52H201ZM238 53H239V52H238ZM241 53L244 54L243 52H241ZM246 53H247V52H246ZM252 53H253V52H252ZM1 54H4V51H3V53H1ZM21 54H22V53H21ZM47 54L45 53V55H47ZM53 54H54V52H53ZM57 54H58V53H57ZM67 54H68V53H67ZM110 54L113 55L112 53H110ZM114 54H115V53H114ZM123 54H124V52H123ZM152 54H151V55H152ZM163 54L161 53V55H163ZM182 54H184V52H182ZM187 54H188V53H187ZM187 54H185V55L187 56ZM192 54L194 55V53H192ZM239 54H240V53H239ZM247 54H248V53H247ZM253 54L255 55L256 53H253ZM6 55H7V54H6ZM9 55H10V54H9ZM15 55H16V54H15ZM17 55H18V54H17ZM19 55H20V54H19ZM19 55H18V56H19ZM31 55H32V53H31ZM36 55H37V54H36ZM38 55H39V54H38ZM42 55H43V57H44V53H43ZM42 55H41V56H42ZM58 55H59V54H58ZM58 55H57V56H58ZM65 55H66V54H64V56H65ZM76 55H77V54H76ZM78 55H79V54H78ZM130 55H131V54H130ZM142 55H143V53H142ZM153 55H154V54H153ZM156 55H157V54H156ZM170 55H171V54H170ZM170 55H169V57L167 56V59L169 58V60L171 59V58H170ZM174 55H175V54H174ZM198 55H199V54H197V55L194 56V57H197ZM240 55H241V54H240ZM250 55H251V52H250ZM4 56H5V55H4ZM12 56H13V55H12ZM18 56H17V57H18ZM24 56H25V55H24ZM27 56H28V55H27ZM29 56H30V55H29ZM80 56H81V55H79V57H80ZM100 56H101V54H100ZM102 56H103V55H102ZM108 56H109V55H108ZM108 56H107V57H108ZM116 56H115V57H116ZM125 56H126V54H125ZM131 56H132V55H131ZM143 56H144V55H143ZM158 56L160 57V55H158ZM242 56H244V55H242ZM246 56H247V55H246ZM246 56H245V58L248 59L249 57H246ZM248 56H249V55H248ZM20 57H22V56H20ZM20 57H19V58H20ZM25 57H26V56H25ZM39 57H40V56H39ZM43 57H42V59H43ZM46 57H47V56H46ZM66 57H67V56H66ZM66 57H65V58H66ZM69 57H70V55H69ZM72 57H73V56H72ZM75 57H76V56H75ZM93 57H95V56H93ZM96 57H97V54H96ZM98 57H99V56H98ZM103 57H104V56H103ZM109 57H110V56H109ZM115 57H114V58H115ZM123 57H124V56H123ZM126 57H127V56H126ZM128 57H129V56H128ZM128 57H127V59H128ZM132 57L135 58L136 56L133 55ZM132 57H130V58L132 59ZM141 57H142V56H141ZM141 57H139V58H141ZM150 57H151V56H150ZM165 57H166V56H165ZM178 57H179V56H178ZM220 57H221V56H220ZM257 57H258V56H257ZM6 58H7V60H8V59H11L12 57L8 56V57H5V59H6ZM49 58H50V57H49ZM51 58H52V55H51ZM65 58H64V59H65ZM76 58H77V57H76ZM82 58H83V56H82ZM120 58H121V59H120ZM134 58H133V59H134ZM136 58H137V57H136ZM136 58H135V61H136ZM175 58H176V57H175ZM179 58H180V57H179ZM185 58H186V57H184V59H185ZM188 58H190V56H189ZM191 58H192V57H191ZM204 58H205V57H204ZM204 58H202V59H204ZM238 58H239V57H238ZM240 58H241V56H240ZM242 58H243V57H242ZM252 58H253V57H252ZM255 58H256V57H255ZM255 58H254V59H255ZM28 59L30 60V57H29ZM28 59H27V60H28ZM36 59H37V58H36ZM39 59H40V58H39ZM61 59H63V58L61 57ZM61 59H59V56H58V60H60V61L62 62L63 60H61ZM66 59H67V58H66ZM70 59H71V57H70ZM79 59H81V58H79ZM85 59H88V60H89L90 58L86 57ZM85 59H84V60H85ZM92 59H93V58H92ZM92 59H91V60H92ZM97 59H100V57L97 58ZM97 59H95V61H96ZM103 59H104V58H103ZM157 59H158V58H157ZM159 59H160V58H159ZM162 59H164V58H162ZM165 59H166V58H165ZM167 59H166V60H167ZM177 59H178V58H177ZM196 59H197V58H196ZM202 59H201V61H202ZM220 59H221V58H220ZM220 59H219V60H220ZM261 59H262V60H261ZM2 60H3V63H4V58H3V57H2ZM2 60L0 59V66H1V69H0V70H3V74H4V75H3L2 72L0 71V99L3 98L2 95H4V94H5L4 96H7V98H8L9 96H12L14 93L17 94V95H14V96H17V98H14L15 100L18 99V98H21L22 96H23V97H24V96H27L25 100L28 99V101H27V102L25 101V103H26V104L29 103V105H27V107H26V105H25V108H22V110H24V112H26L25 110H29V108L31 109V107H34V106H35L36 104H38V102H39V104L36 105V107L38 106L37 108H38L39 112H40V110H42V112H40L42 115L39 114V115H41V116H38V115H37V116H38V117H42V116L45 117V116H44L45 113H43V111H44V109H47L48 106L50 105L48 102H50L51 100L54 101L55 99H57V100L59 101V100L61 99V97H60V99H58V98H59L58 95H55V96H54L55 92H52V93H53V94H52V93H49V90H47V89H50V92H51L52 87L49 88V87L47 86L48 83H49L51 80H50L48 83L45 82V83H47V85H46V86L48 87L47 89H41V90H38V92H36L37 89H38V86H39V85H38V82H37V84H35V82L37 81L36 79H39L40 76L36 78V77H34L33 75H32V76L30 75L32 78H30V76H29V78L26 77V78H27V79H26V78L24 77V79H23V77H21V75H19V76H18L17 74L15 75V74L12 72V70L9 69V68L12 69V67L10 66V64L12 65L13 63H15V65H16L17 67H18L19 65H20L19 67H21V65H22V67H23L24 64H27L26 60H24V59L19 60V59L16 58V61H14V62L7 61V64H8V62H9L8 67H9V66H10V67H9V68H8V67H7V68L5 67V69H4V68L2 69V65H1V64H3V63H2ZM13 60H14V59L12 58V61H13ZM18 60H19V61H25L26 63H24V62H19ZM43 60H44V59H43ZM43 60H42V61H43ZM51 60H52V59H51ZM51 60H49V61H51ZM55 60H57V59H55ZM58 60H57L55 63H53V66H55V64H56V67H59L60 64H62V63L64 62V64L67 65L66 67H68L69 64L73 67V65H72L73 63L71 64V62H70V63H69V62H65V61H66V60H65V61H63L62 63H60V62H58ZM72 60H74V58H73ZM81 60H82V59H81ZM81 60H80V61H81ZM100 60H101V59H100ZM106 60H107V59H106ZM108 60H109V59H108ZM108 60H107V61H108ZM110 60H111V58H110ZM146 60H147V57H146ZM146 60H144V61H146ZM166 60H165V61H166ZM186 60L188 61V59H185V61H186ZM193 60H194V59H193ZM224 60H223V61H224ZM250 60H251V59H250ZM17 61H18L20 64L17 63ZM30 61H31V60H30ZM37 61H38V60H37ZM47 61H48V60H47ZM49 61H48V62H49ZM52 61H53V60H52ZM52 61H51V65H52ZM68 61H69V59H68ZM101 61H102V60H101ZM101 61H100V62H101ZM124 61H125V60H124ZM131 61H133V60H131ZM131 61H130V62H131ZM140 61L142 62V60H140ZM162 61H164V60H161V62H162ZM174 61H175V60H174ZM190 61H191V60H190ZM190 61H188V62H190ZM201 61L199 62L200 65H201ZM235 61H236V60H235ZM248 61H249V60H248ZM248 61H247V62H248ZM252 61H253V60H252ZM252 61L250 62V64H251L250 67H247V68H250V70H251V66H252ZM257 61H258V62H257ZM5 62H6V60H5ZM31 62H32V61H31ZM38 62H40V61H38ZM45 62H46V59H45ZM74 62H75V61H74ZM102 62H103V61H102ZM102 62H101V63H102ZM109 62H111V61H109ZM112 62H113V61H112ZM136 62H138V61H136ZM149 62H151V61H149ZM159 62H160V61H159ZM161 62H160V63H161ZM172 62H173V61H172ZM175 62H176V61H175ZM177 62H178V61H177ZM179 62H180V60H179ZM182 62H184V61H181L180 63H182ZM192 62H193V61H192ZM202 62H203V61H202ZM206 62H205V63H206ZM221 62H222V61H221ZM242 62H243V61H242ZM256 62L259 64L260 68H258L259 66H258V64H257ZM261 62H263V58H262V56L260 57V60H259V59H256V60H255V63H256V64L253 63L255 66H256V65L258 66V67H257L258 70L261 69V67H263V65H264V62H263V63H261ZM32 63H33V62H32ZM36 63H37V62H36ZM78 63H79V62H78ZM86 63H87V62H86ZM92 63H93V62H92ZM95 63H96V62H95ZM98 63H99V62H98ZM101 63H99V64H101ZM104 63H105V62H104ZM123 63H124V62H123ZM127 63H129V62H127ZM133 63H134V62H133ZM155 63H156V62H155ZM190 63H191V62H190ZM197 63H198V61H197ZM219 63H220V65H219ZM243 63H244V62H243ZM243 63H241V64H243ZM260 63H261V64H260ZM4 64H6V63H4ZM4 64H3V66H4ZM17 64H18V65H17ZM39 64H40V63H39ZM74 64H76V63H74ZM107 64H108V63H107ZM113 64H114V63H113ZM113 64H112V65H109L108 67L113 66ZM121 64H122V63H121ZM125 64H126V63H125ZM125 64H122V65L125 66ZM145 64H147V63L145 62ZM158 64H159V63H158ZM170 64H171V66H172V68H173V67H174V66H173L174 63H171V60H170ZM170 64H169V65H170ZM172 64H173V65H172ZM176 64H177V63H175V65H176ZM184 64H185V62H184ZM187 64H188V63H187ZM187 64H185V65H187ZM195 64H196V63H195ZM234 64L236 65V63H234ZM244 64H245V63H244ZM244 64H243V65H244ZM15 65L13 66L14 68L16 67ZM28 65H29V64H28ZM42 65H43V64H42ZM47 65H48V64H47ZM47 65H45V69H47V68H46ZM62 65H63V64H62ZM70 65H69V66H70ZM77 65H80V63L77 64ZM88 65H89V64H88ZM95 65H96V64H95ZM116 65H117V63H116ZM126 65H127V64H126ZM131 65H132V62H131ZM134 65H135V64H134ZM134 65H133V66H134ZM138 65H139V64H138ZM149 65H150V64H149ZM156 65H157V63H156ZM161 65H163V63H162ZM178 65H179V64H178ZM178 65H177V67H178ZM181 65H182V64H180V66H181ZM189 65H190V64H189ZM193 65H194V62H193ZM238 65H239V64H238ZM24 66H25V65H24ZM32 66H33V64H32ZM35 66H36V65H35ZM37 66H38V65H37ZM40 66H41V65H40ZM53 66H51V67H53ZM83 66H85V64H84ZM83 66H81V67H83ZM89 66H90V65H89ZM92 66L94 67V65H92ZM97 66H98V65H97ZM97 66H96V68H97ZM99 66H101V65H99ZM102 66H103V65H102ZM106 66H107V65H106ZM117 66H119V65H117ZM127 66H128V65H127ZM129 66H130V65H129ZM167 66H168V65H167ZM195 66H197V65H195ZM203 66L205 67V64H204ZM206 66H207V65H206ZM233 66H234V65H233ZM247 66H248V65H247ZM22 67H21V68H22ZM28 67H29V66H28ZM28 67H27V68L25 67V68L27 69V71H28V69H29ZM33 67H34V66H33ZM38 67H39V66H38ZM38 67H36V68H38ZM75 67H77V66H75ZM75 67H74V68H75ZM87 67H88V66H87ZM93 67H92V68H93ZM113 67H114V66H113ZM120 67H121V65H120ZM122 67H123V66H122ZM122 67H121V68H122ZM125 67H126V66H125ZM136 67H137V65H136L135 67H133V68H136ZM144 67H146V65H145ZM150 67H151V66H150ZM157 67H158V66H157ZM159 67H160V66H159ZM162 67H164V65H163ZM223 67L226 68L225 66H223ZM227 67H228V66H227ZM231 67H232V66H231ZM236 67H237V66H236ZM25 68H24V69H25ZM30 68H31V65H30ZM39 68H40V67H39ZM39 68H38V69H39ZM43 68H44V67H43ZM43 68H42V69H43ZM62 68H63V67H62ZM85 68H86V67H85ZM88 68H89V67H88ZM99 68H100V67H99ZM99 68H98V70H99ZM104 68H105V67H104ZM126 68H128V67H126ZM138 68H139V67H138ZM153 68H154V67H153ZM153 68H152V69H153ZM167 68H168V67H167ZM180 68H184V67H180ZM185 68H186V67H185ZM188 68H189V67H188ZM197 68H199V67H197ZM201 68H202V66H201ZM217 68H218V69H217ZM229 68H230V67H229ZM237 68H238V67H237ZM237 68H236V70H237ZM240 68H241V67H240ZM240 68H239V69H240ZM242 68H243V67H242ZM247 68H246V69H247ZM255 68H256V67H255ZM6 69H7V70L9 69V70L12 72V74H11L12 77H9V76H8V77H9L8 79H6V78H7V75H6V77H5V73H4V70H6ZM53 69H55V68H53ZM56 69H57V68H56ZM58 69H59V68H58ZM69 69H70V67H69ZM69 69H68V70H69ZM86 69H87V68H86ZM89 69H90V68H89ZM100 69H101V68H100ZM102 69H103V68H102ZM102 69H101V70H102ZM108 69H109V68H108ZM110 69H111V68H110ZM123 69H124V67H123ZM149 69H150V68H149ZM149 69H148V70H149ZM164 69H165V68H164ZM168 69H169V68H168ZM190 69H192V67H191ZM230 69H231V68H230ZM232 69H234V68H232ZM232 69H231V71L233 72ZM246 69H241V70L243 71V70H246ZM263 69H264V67H263ZM7 70H6V72H7ZM34 70H37V69H34ZM34 70H32V72H33ZM40 70H41V69H40ZM40 70H39V71H40ZM43 70H44V69H43ZM61 70H62V69H61ZM71 70H72V69H71ZM71 70H70V71H71ZM74 70H75V69H74ZM74 70H72V71H74ZM80 70H81V69H80ZM80 70H79V71H80ZM90 70H91V69H90ZM96 70H97V69H96ZM98 70H97V71H98ZM111 70H113V69H111ZM115 70H118V71H119L120 69H117V67H116ZM124 70H126V69H124ZM129 70H130V68H129ZM131 70H132V69H131ZM131 70H130V71H131ZM135 70H136V69H135ZM153 70H154V69H153ZM165 70H167V69H165ZM174 70L177 71L178 74H179L180 71H179L178 69L176 70L175 67H174V68H173V71H174ZM181 70H182V69H181ZM185 70H186V69H185ZM194 70H196V69L194 68ZM201 70H202V69H201ZM204 70H205V69H204ZM227 70H228V69H227ZM227 70H226V71H227ZM250 70H248V71L250 72ZM258 70H257V72H258ZM10 71L7 72V73H11ZM14 71H15V69H14ZM39 71H38V72H39ZM53 71H54V70H53ZM53 71H52V73H53ZM58 71H59V70H55V72H54V73H55V75H54V76H55V78H54V82H57V83H55V85H56V87L59 88V89H61V88L64 89V90H62V91H65L64 94H65L66 96H65V95H63V96H65L66 99L70 101V100L73 99L72 97L74 96V94H75L74 97H77V96H76V93H78V92L73 93V96H72L69 92L66 93V92L68 91V88H69V87L67 86V84L70 85V84H71V81H72L73 79L71 80V79L68 78L69 80H71V81L68 80V81L70 82V83H68L66 80H63L64 77H63L61 74H58ZM63 71H64V69H63ZM91 71H92V70H91ZM106 71H108V70H106ZM118 71H117V72H118ZM127 71H128V70H127ZM137 71L140 72V68H139V70H137ZM137 71H136V73H135V72H134V73H135V74H138ZM145 71H146V70H145ZM162 71H164V70H162ZM169 71H170V70H169ZM187 71H189V70H187ZM196 71H197V70H196ZM198 71H199V70H198ZM206 71H207V70H206ZM211 71H210V73H211ZM226 71H225V72H226ZM228 71H229V70H228ZM242 71H241V73H242ZM251 71H252V70H251ZM15 72H16V71H15ZM30 72H31V71H30ZM34 72H35V71H34ZM38 72H37V73H38ZM47 72H51V70H50V71L47 70ZM56 72H57V74H56ZM87 72H88V71H87ZM93 72L95 73V71H93ZM141 72H142V70H141ZM152 72H153V71H152ZM152 72H151V73H152ZM190 72H191V71H190ZM192 72H193V71H192ZM201 72H202V71H201ZM220 72H221V71H220ZM229 72H230V71H229ZM229 72H228V73H225V75H227L226 77H227L228 79H230L229 81L231 82V80H232L231 78H233V77H231V75H233V73L231 74V72H230V73H229ZM243 72H244V71H243ZM246 72H247V71H246ZM253 72H254V71H253ZM7 73H6V74H7ZM20 73H21V72H20ZM23 73H24V72H23ZM23 73H22V74H23ZM39 73H40V72H39ZM42 73H45L46 76L48 75V74L46 73V71H42ZM42 73H41V74H42ZM54 73H53V74H54ZM80 73H81V72H80ZM83 73H86V71H84ZM83 73H82V74H83ZM89 73H90V72H89ZM101 73H102V72H101ZM110 73H111V72H110ZM124 73H125V72H124ZM132 73H133V72H132ZM142 73H144V72H142ZM157 73H158V72H157ZM162 73H163V72H162ZM170 73H172V76H171ZM170 73H169V75L171 76V78L174 77V78L172 79L173 81L177 79L176 77H178L179 80H181L182 78H186V77H188V74H187V76L185 75L186 77H181V76H180L181 74H180V75H179V76L181 77V78H180L179 76L176 75V72H174L175 75H176V77H175V75H174L173 72H172V69H171ZM184 73H185V72H184ZM186 73H187V72H186ZM188 73H189V72H188ZM197 73H198V72H196V73L194 72V73H192V74L189 73V77H191V78L197 80V77H198V75H196ZM203 73H204L203 76H205V72H203ZM206 73H208V72H206ZM218 73H219V72H217V74H218ZM236 73H237V72H236ZM239 73H240V72H239ZM244 73H245V72H244ZM247 73H248V72H247ZM258 73H259V72H258ZM258 73H257V74H258ZM262 73H263V71L261 70V74H262ZM13 74H14V75H13ZM25 74H26V73H25ZM29 74H30V73H29ZM41 74H40V75H41ZM68 74H69V76H70V73H69V72H68ZM71 74H73V73H71ZM74 74H77V72L74 73ZM91 74H93V73L91 72ZM104 74L107 75L106 73H104ZM125 74H126V73H125ZM127 74H128V73H127ZM164 74H165V73H164ZM164 74H162V75H164ZM199 74H200V73H199ZM237 74H238V73H237ZM237 74L235 75L236 77H237ZM251 74H253V73H251ZM254 74H255V72H254ZM8 75H10V74H8ZM37 75H38V74H37ZM50 75H51V74H50ZM65 75H67V73H66ZM65 75H64V76H65ZM85 75H86V74H85ZM95 75H96V73H95ZM95 75H94V76H95ZM102 75H103V74H102ZM109 75H110V74H109ZM123 75H124V74H123ZM123 75H122V76H123ZM165 75H166V74H165ZM169 75H168V73H167V76H169ZM190 75H191V76H190ZM208 75H209V74H208ZM212 75H213V74H212ZM219 75H220V74H218L217 77H218ZM223 75H224V74H223ZM239 75H241V74H239ZM239 75H238V76H239ZM249 75H250V74H249ZM262 75H263V74H262ZM27 76H28V74H27ZM43 76H44V75H43ZM54 76H51V77H54ZM60 76H62V77H60ZM71 76H72V75H71ZM73 76H75V75H73ZM97 76H98V75H96V78L99 77V76H98V77H97ZM122 76H121V77H122ZM137 76H138V75H137ZM141 76H143V75H141V73H140V77H141ZM144 76H145V75H144ZM146 76H147V75H146ZM154 76H155V75H154ZM213 76H214V75H213ZM258 76H259V74H258ZM41 77H42V75H41ZM44 77H45V76H44ZM87 77H88V76H87ZM108 77H109V76H108ZM108 77H107V78L104 77V79H108ZM121 77H120V78H121ZM123 77H124V76H123ZM134 77H135V76H134ZM155 77H157V76H155ZM155 77H154V78H155ZM199 77H200V76H199ZM219 77H221V78H219V79H221L222 81L226 78V77H225V78L222 77V75L219 76ZM236 77H234V78H236ZM243 77H244V76H243ZM245 77H246V76H245ZM249 77H251V75H250ZM253 77H254V76H253ZM255 77H256V76H255ZM255 77H254V78H255ZM261 77H263V76H261ZM261 77L259 76L260 79H261ZM47 78H48V77H47ZM82 78H83L84 81H85V78H84L82 75H79V76L77 75L76 78H74V81H73L74 83H72V84H75L77 88L79 87V88H80L79 91L81 90V91H82L81 93H82V94L85 93V94H83V95L86 96V93L88 92V89H87L88 86L86 87V83H83L84 81H83ZM89 78H90V77H89ZM120 78H118L117 80H120ZM125 78H126V77H125ZM131 78H132V77H131ZM142 78H144V77H142ZM142 78H140V79H142ZM151 78H152V77H151ZM151 78H149L150 80H148V81H151V80H152ZM157 78H158V77H157ZM162 78H163V81H165V82H168V81L170 80V79H169L168 81H166V79L164 80V77H163V76H162ZM168 78H169V77H168ZM191 78H189L190 81H191V82H189V83H192V82L194 81L193 79H192V80H193V81H192ZM203 78L205 79V77H203ZM211 78H212V77H211ZM227 78H226V79H227ZM251 78H252V77H251ZM256 78H258V77H256ZM25 79H26V80H25ZM41 79H42V78H41ZM65 79H67V78L65 77ZM99 79H100V77H99ZM102 79H103V78L101 77L100 80H102ZM122 79H123V78H122ZM135 79H136V77H135ZM135 79H133V80H135ZM147 79H148V78L146 77V80H147ZM160 79H161V78H160ZM189 79H188V81H189ZM201 79H202V78H201ZM208 79H209V77H208ZM236 79H237V78H236ZM239 79H240V78H239ZM241 79H242V77H241ZM241 79H240V80H241ZM246 79H248V81L250 80L249 78H246ZM246 79H245V80H246ZM252 79H253V78H252ZM263 79H264V78H263ZM43 80H44V79H43ZM43 80H42V82H43ZM48 80H49V79H48ZM92 80H93V79H92ZM110 80H111V79H110ZM110 80H109V81H110ZM129 80H130V77H129ZM129 80H128V81H129ZM137 80H138V79H137ZM156 80H157V79H156ZM161 80H162V79H161ZM212 80H213V79H211V81H212ZM253 80L255 81V80H257V79H253ZM253 80H252V81H253ZM38 81H39V80H38ZM90 81H91V80H90ZM104 81H106V80H104ZM107 81H108V80H107ZM130 81H132V79H131ZM141 81H142V80H141ZM141 81H140V82H141ZM143 81L146 82L145 79H144ZM177 81H178V79H177ZM188 81H187V82H188ZM199 81H200V80H199ZM222 81H221V82H222ZM254 81L252 82L253 89H255V90H258V89H259V90H260V88L262 89V87H264V86L262 85V87L259 88V87H258L259 84H258V85H257V88H258V89H256V84H257V83L254 84ZM258 81H260V80H258ZM261 81H263V80H261ZM51 82H53V81H51ZM88 82H89V81H88ZM94 82H95V81H94ZM96 82H97V80H96ZM113 82H115V81H113ZM113 82H112V83H113ZM138 82H139V81H138ZM156 82H157V81H156ZM159 82H160V81H159ZM175 82H176V81H175ZM175 82H173V83H175ZM181 82H182V80H181ZM207 82H208V81H207ZM209 82H210V81H209ZM209 82H208V84H209ZM216 82H217V81H216ZM223 82H225V84H224ZM223 82H222L223 85L226 86L227 80H225V81H223ZM237 82H238V81H237ZM250 82H251V80H250ZM255 82H256V81H255ZM33 83L37 86V87L35 88V85H34V88H35V90H36L35 92H33V91H32L33 88H31V85H32ZM45 83H44V84H45ZM97 83H98V82H97ZM107 83H108V82H107ZM109 83H110V82H109ZM116 83H117V82H116ZM118 83H119V82H118ZM122 83H123V81H122ZM124 83H125V82H124ZM124 83H123V84H124ZM126 83H127V82H126ZM126 83H125V84H126ZM133 83H134V82H133ZM157 83H158V82H157ZM160 83H161V82H160ZM162 83H163V82H162ZM178 83H180V81H179ZM178 83H176V85H177ZM189 83H187V84H189ZM194 83H195V81H194ZM194 83H192V84H194ZM202 83H203V82H202ZM211 83H212V82H211ZM243 83H244V82H243ZM248 83H249V82H248ZM261 83H262V82H261ZM39 84H40V83H39ZM49 84H52V83H49ZM94 84H95L94 86L96 87L97 84H96V83H94ZM104 84H105V82H104ZM114 84H115V83H114ZM140 84H141V83H140ZM143 84H144V83H143ZM171 84H172V82H171ZM182 84H184V83H182ZM197 84H199V83H197ZM227 84H228V83H227ZM231 84H232V82H231ZM231 84H228V85H231ZM233 84H234V83H233ZM235 84H236V83H235ZM253 84H254V85H253ZM263 84H264V83H263ZM57 85H58V86H57ZM75 85H74V86H75ZM88 85H89V84H88ZM90 85H91V84H90ZM98 85H99V83H98ZM116 85H117V84H116ZM121 85H122V84H121ZM129 85H130V87H131V84H130V83H129ZM132 85H133V84H132ZM135 85H137V84H134V86H135ZM141 85H142V84H141ZM165 85H166V84H165ZM165 85H162V86L165 87ZM168 85H169V83H168ZM168 85H167V86H168ZM176 85H174L173 89H174L175 87L177 88L178 86H180L179 84H178L177 86H176ZM194 85L196 86V84H194ZM201 85H202V84H201ZM203 85H204V83H203ZM210 85H211V84H210ZM216 85H217V84H216ZM219 85H222V84H219ZM223 85H222V86H223ZM228 85H227V87H229ZM52 86H54V85H52ZM91 86H92V85H91ZM94 86H92V87H94ZM110 86H112V85H110ZM117 86H119V85H117ZM122 86H123V85H122ZM122 86H121V87H122ZM124 86L126 87V85H124ZM124 86H123V87H124ZM127 86H128V83H127ZM137 86H138V85H137ZM147 86H148V85H147ZM212 86H213V84H212ZM217 86H218V85H217ZM224 86H223V87H224ZM244 86H245V84H244ZM248 86H250V87L252 88L251 84H248ZM254 86H255V87H254ZM9 87L11 88V90L13 89L12 91H15V92H13V94H12V91H11V90H10L11 92H10L9 90H7V89H9ZM60 87H61V88H60ZM64 87H67V88H64ZM85 87H86V88H85ZM102 87H103V85L101 86V88H102ZM105 87H106V86H105ZM130 87H128V88H130ZM142 87H143V86H142ZM148 87H150V86H148ZM154 87H155V86H154ZM156 87H157V86H156ZM168 87H169V86H168ZM180 87H181V88H184V87H182V86H180ZM180 87H178V88H180ZM186 87H187V85H185V88H186ZM205 87H206V85H204V88H205ZM208 87H210V86H208ZM214 87H215V86H213V88H214ZM231 87H232V86H231ZM231 87H229V88H231ZM235 87H236V86H235ZM250 87L247 88V86H246L245 88H247V89H251ZM39 88H40V87H39ZM54 88H55V87H54ZM71 88H72V87H71ZM71 88H69V89H71ZM74 88H75V87H74ZM77 88H76V89H77ZM88 88H90V87H88ZM96 88L98 89V87H96ZM99 88H100V86H99ZM114 88H116V87H114ZM137 88H139V87H137ZM144 88H145V87H144ZM162 88H163V87H162ZM176 88H175V90H176ZM181 88H180L179 90H182ZM185 88H184V89H185ZM194 88L196 89V87H194ZM197 88H198V87H197ZM199 88H200V87H199ZM219 88H220V87H219ZM232 88H233V87H232ZM232 88H231V90L228 89L229 92L232 91ZM245 88H243V89H245ZM14 89H15V90H14ZM16 89L18 90L19 95H22V96H19V95H18V93L16 92V91H17ZM65 89H66L67 91H66ZM76 89H75V90H76ZM106 89H107V88H106ZM106 89H105V90H106ZM135 89H136V88H135ZM151 89H152V88H151ZM157 89H158V88H157ZM209 89H210V88H209ZM215 89H216V88H214V90H215ZM217 89H218V88H217ZM221 89H222V88H221ZM221 89H220V91L223 90V89H222V90H221ZM225 89H226V87H225ZM247 89H246V90H247ZM52 90L54 91V89H52ZM55 90H57V89H55ZM93 90H95V88H94ZM103 90H104V89H103ZM103 90H101V91H103ZM110 90H111V88H110ZM110 90H109V91H110ZM125 90L127 91V87L125 88ZM125 90H124V88H123L124 93L126 92ZM131 90H134V88L132 89V87H131ZM137 90H138V89H137ZM139 90H140V89H139ZM141 90H142V89H141ZM147 90H149V89H147ZM153 90H156V89H153ZM159 90H160V89H159ZM171 90H172V89H171ZM185 90H186V89H185ZM191 90H192V89H191ZM206 90H207V88H206ZM234 90H235V89H234ZM236 90H237V88H236ZM246 90H245V92H246ZM7 91H8V93L6 94L5 92H7ZM31 91H32V92H31ZM47 91H48V92H47ZM59 91H60V90H59ZM90 91H92V90L90 89ZM98 91H99V90H98ZM121 91H122V90H121ZM129 91H130V90H129ZM134 91H135V90H134ZM142 91H143V90H142ZM160 91H161V90H160ZM163 91H164V90H163ZM165 91H166V90H165ZM167 91H170V89L167 90ZM172 91H173V90H172ZM198 91H199V90H198ZM212 91H213V89H212ZM212 91H210V92H212ZM215 91H217V90H215ZM215 91L212 92V93H216V94H217L219 90H218L217 92H215ZM226 91H227V90H226ZM226 91H225V92L222 91L223 94L226 93ZM237 91H238V93H239V90H237ZM250 91L254 92V90H250ZM70 92H71V91H70ZM107 92H108V91H107ZM127 92H128V91H127ZM136 92H137V91H136ZM144 92H145V91H143V93H144ZM155 92H158V91H155ZM176 92H177V91H176ZM178 92H180V91H178ZM188 92H189V91H188ZM192 92H193V90H192ZM192 92H191V93H192ZM199 92H200V91H199ZM222 92H221V93L219 92V94H222ZM229 92H228V93H229ZM232 92H233V91H232ZM234 92H235V91H234ZM245 92H244V93H245ZM252 92H251V94H255V92H254V93H252ZM257 92H258V94H259L260 91H256V93H257ZM263 92H264V91L262 90L261 94H262ZM10 93H11V94H10ZM21 93H22V94H21ZM92 93H93V92H92ZM101 93H102V92H101ZM118 93L120 94V92H118ZM133 93H134V92H133ZM140 93H141V92H140ZM146 93H147V92H146ZM158 93H159V92H158ZM166 93H167V92H166ZM166 93H165V94H166ZM168 93H169V92H168ZM174 93H175V92H174ZM182 93H184V92H182ZM191 93H190V94H191ZM196 93H197V92H196ZM204 93H205V92H204ZM204 93H202V94H204ZM206 93H207V91H206ZM212 93H211V94H212ZM248 93H249V90H248ZM9 94H10V95H9ZM32 94H33V95H32ZM35 94H36V95H35ZM62 94H63V92L61 93V96H62ZM67 94H68V95H67ZM87 94H88V93H87ZM89 94L91 95V93H89ZM89 94H88V95H89ZM103 94H106V93H103ZM107 94H108V93H107ZM107 94H106V95H107ZM116 94H117V93H116ZM119 94H118V95H119ZM126 94H127V93H125V95H126ZM128 94H129V92H128ZM128 94H127V95H128ZM130 94H131V92H130ZM137 94H138V93H137ZM170 94L172 95V92H171ZM177 94H179V93H177ZM184 94H185V93H184ZM186 94H187V91H186ZM194 94H195V93H194ZM211 94H210V95H211ZM219 94H218L217 96H219ZM230 94H231V92H230ZM232 94L234 95L235 93H232ZM232 94H231V95H232ZM240 94H241V93H240ZM240 94H238L237 96H240ZM245 94H246L245 96L247 97V96H249L250 93H249V94L245 93ZM261 94H260V95H261ZM8 95H9V96H8ZM34 95H35V96H34ZM80 95H81V94H80ZM90 95H89V97H92V96H90ZM93 95H94V93H93ZM95 95H96V93H95ZM98 95H100V94H98ZM111 95H112V94H111ZM114 95H115V94H114ZM121 95H122V94H121ZM125 95H124V96H125ZM134 95H135V94H134ZM148 95H150V94H148ZM155 95H157V94H155ZM158 95H160V93H159ZM166 95H167V94H166ZM168 95H169V94H168ZM168 95H167V97H168ZM171 95H169V96H170V99L173 97V96H171ZM173 95H174V94H173ZM188 95H189V93H188ZM195 95H196V94H195ZM197 95H198V94H197ZM197 95H196V99H197ZM200 95H201V93H200ZM206 95H207V94H206ZM212 95H213V94H212ZM226 95H227V93H226ZM231 95H227V96H225V95H224V96L221 95V96H222V97H228V96H229V97L226 98V99H230V96H231ZM233 95H232V97H233L234 99H236V98H235L236 96L234 97ZM256 95H257V94H255V98H256ZM262 95H264V94H262ZM18 96H19V97H18ZM31 96H32V97H31ZM33 96H34V98H33ZM59 96H60V94H59ZM63 96H62V98H63ZM85 96H84V97H85ZM108 96H109V94H108ZM108 96H107V101H106V103H108ZM115 96H116V95H115ZM122 96H123V95H122ZM122 96H121V97H122ZM132 96H133V95H132ZM132 96H131V97H132ZM135 96H136V95H135ZM139 96H143V95L141 94V95H139ZM153 96H154V95H153ZM178 96H179V95H178ZM180 96H181V95H180ZM207 96H208V95H207ZM213 96H215V94H214ZM250 96H251V95H250ZM23 97H22V98H23ZM35 97H36V98H35ZM65 97H64V98H65ZM78 97H80V96L78 95ZM98 97H100V96H97L96 98H98ZM105 97H106V96H105ZM112 97H113V96H112ZM118 97L121 98L120 96H118ZM125 97H126V96H125ZM133 97H134V96H133ZM164 97H165V95H164ZM164 97L162 98V97L160 96V99H164ZM167 97H166V98H167ZM175 97H176V94H175ZM181 97H182V96H181ZM181 97H180V98H181ZM184 97H186V95H185ZM184 97H182V98H184ZM191 97H192V96H191ZM200 97H201V96H200ZM204 97H205V95H204ZM210 97H212V96H210ZM232 97H231V98H232ZM252 97H253V96H251V98H252ZM258 97H259V96H258ZM9 98H11V97H9ZM22 98H21V100H22ZM32 98H33V101L31 100V103H30L29 99H32ZM37 98H39V99H37ZM93 98H94V97H93ZM123 98H124V97H123ZM138 98H139V97H138ZM141 98H142V97H141ZM144 98H145V96H144ZM157 98H158V97H157ZM166 98L164 99L166 102H163L164 105H162V106H164L165 109H166L167 111H169V109L167 108L166 105H168L169 107H170L171 105H170V101L166 100ZM178 98H179V97H178ZM178 98H177V99H178ZM186 98H188V99H187V100H188L187 103H188L190 98H189L188 96H187ZM202 98H203V97H202ZM207 98H208V97H207ZM233 98H232V99H233ZM237 98H239V97H237ZM244 98H245V97H244ZM244 98H243V99H244ZM249 98H250V97H249ZM262 98H263V97H262ZM4 99H5V97H4ZM14 99H12V102H13ZM34 99H36V104L32 106V104L34 103ZM77 99H78V98H77ZM87 99H88V98H86V100H87ZM94 99H95V98H94ZM105 99H106V98H105ZM114 99H115V98H114ZM114 99H113L112 102H114V104L116 105L115 102L118 101V100H117V99H118L117 96H116V99H115V100H114ZM125 99H126V101H125L124 104H127L126 102L129 101V100H127V98H125ZM133 99L135 100V98H133ZM136 99H137V98H136ZM146 99H147V98H146ZM154 99H155V98H154ZM174 99H175V98H174ZM177 99H175V101H177ZM191 99H192V98H191ZM196 99L194 98V100H193V102H192L191 104H193V103L195 102ZM198 99H200L199 96H198ZM212 99H213V97H212ZM216 99H217V98H216ZM216 99H215V100H216ZM219 99H220V97H219ZM224 99H225V98H224ZM224 99H223V101H224ZM247 99H248V97H247L246 99H244V100L246 101ZM252 99H253V98H252ZM257 99H258V98H257ZM257 99H256V100H257ZM259 99H261V98H259ZM49 100H50V101H49ZM64 100H65V99H64ZM80 100L83 101L84 98H83V100L80 98ZM98 100H99V99H98ZM102 100H103V99L101 98V101H102ZM109 100H110V98H109ZM111 100H112V99H111ZM111 100H110V102H111ZM119 100H120V99H119ZM139 100H140V99H139ZM148 100H149V99H148ZM156 100H157V99H156ZM200 100H202V99H200ZM207 100H208V99H207ZM207 100H206V101H207ZM209 100H210V99H209ZM209 100H208V101H209ZM244 100H243V101H244ZM256 100H255V102H256V105H255V106L258 108V107H259V105H257L258 100H257V101H256ZM263 100H264V99H263ZM0 101H1V100H0ZM4 101H5V100H4ZM4 101L2 100V102H4ZM7 101H8V99H7ZM23 101H24V100H23ZM58 101H56V102L54 101L55 104H57ZM73 101H75V100H73ZM96 101H97V100H96ZM103 101L105 102V100H103ZM103 101H102L101 103H103ZM121 101H122V100H121ZM123 101H124V99H123ZM131 101H132V100H131ZM140 101H141V100H140ZM140 101L137 102L138 104L140 103V105H139L140 108L137 107L138 112H139V110H141V109H142V110H146V108H144V107H145V106H144V103H143V102H140ZM142 101H144V100L142 99ZM145 101H146V100H145ZM154 101H155V100H154ZM172 101H173V100H172ZM178 101H179V100H178ZM191 101H192V100H191ZM196 101H199V100H196ZM202 101H203V100H202ZM202 101H201V102H202ZM223 101H220V102L222 103ZM235 101H236V100H235ZM235 101H231V100H230V102H232V105H234V106L236 107L237 105L233 104V102L236 103ZM237 101H238V100H237ZM251 101H254V100H251ZM251 101H250V102H251ZM8 102H9V101H8ZM16 102H18V101L16 100ZM16 102H15V103H16ZM32 102H33V103H32ZM67 102H68V101H67ZM83 102H85V104L87 103V105H88V102H89V101H88V102L83 101ZM150 102H152V101H150ZM161 102H162V101H161ZM201 102H195V104H193V106H190L191 104L189 105V107H191L190 109L192 110V112H189V113H193V114H191L190 116H192V117L194 116V117H193L194 120H195V119H200V118L202 119V118H203V116H202L201 114L204 112V110H203V112H202L201 114H199V115L202 116V117H199V115H197V112H196V111H197L196 109H201V108H199V104H201ZM214 102H215V101H214ZM224 102H226V101H224ZM230 102H229V105H231ZM246 102H247V101H246ZM259 102H260V101H259ZM6 103H7V102H6ZM51 103H53V102L51 101ZM58 103H59V102H58ZM60 103H62V101H61ZM75 103H76V102H75ZM80 103H81V102H80ZM93 103H96V104H97L98 102H94V101H93ZM118 103H119V101H118ZM130 103H132V102H130ZM156 103H157V102H156ZM156 103H155V104H156ZM173 103H174V102H173ZM173 103H172V105H173V107H174V104H173ZM182 103H184V102H182ZM182 103H180V104H181L180 106H182V105H185V106L187 105V106H188V104H185L186 102H185L184 104H182ZM203 103H204V101H203ZM210 103H211V102H210ZM210 103H208V104H210ZM215 103H216V104H214L213 107H212V105H211V107H212L211 110H212V111H211V110H210L211 112H210L209 110H208V111H209L210 113L217 112L216 115L218 114V112H219L220 114H222L223 108L225 109V108L228 106V105L225 106V104H224V106H220V104L218 105L217 102H215ZM237 103H238V102H237ZM237 103H236V104H237ZM261 103H262V102H261ZM261 103H260V104H261ZM263 103H264V102H263ZM4 104H5V103H4ZM8 104H10V102H9ZM8 104H7V106H8ZM20 104H21V103H20ZM22 104H23V103H22ZM22 104H21V106H24V105H22ZM30 104H31V106H30ZM48 104H49V105H48ZM72 104H73V103H72ZM72 104H71V105H72ZM89 104H90V103H89ZM108 104H109V105H108ZM108 104H106V107H107L106 109H107V110H110L111 108L113 109V107L110 106V103H108ZM114 104H113V106H114ZM119 104H120V103H119ZM121 104H123V103H121ZM124 104H123V105H124ZM128 104H129V102H128ZM128 104H127V105H128ZM135 104H136V103H135ZM135 104L133 105V107L135 106ZM146 104H147V102H146ZM150 104H152V103H149V105H150ZM178 104H179V103H178ZM206 104H207V103H206ZM227 104H228V102H227ZM251 104H252V103H251ZM254 104H255V103H254ZM254 104H253V105H254ZM14 105H15V104H14ZM17 105H18V104H17ZM52 105H54V104H52ZM63 105H66V104H63ZM63 105H60V106H61V107H64ZM73 105H74V104H73ZM82 105H83V104H82ZM82 105H81V106H82ZM92 105H93V104H92ZM107 105L110 106L111 108L108 109V106H107ZM111 105H112V104H111ZM157 105H158V104H157ZM160 105H161V104H160ZM202 105H203V104H202ZM202 105H200V106L202 107ZM221 105H222V104H221ZM0 106L2 107V104H1ZM4 106H5V105H4ZM18 106H19V105H18ZM28 106H30V107H28ZM69 106H70V105H69ZM75 106H77V105H75ZM79 106H80V105H79ZM79 106H78V107H79ZM83 106H85V105H83ZM95 106H96V105H95ZM116 106H117V105H116ZM116 106H115V108H116ZM129 106H130V108H132V107H131L132 104L129 105ZM137 106H138V105H137ZM152 106H153V105H152ZM158 106H159V105H158ZM208 106H209V105H208ZM208 106L206 105V107H208ZM234 106H232V107H234ZM249 106H250V105L247 104V107H248L247 109H248V111H249V109H250ZM46 107H47V108H46ZM52 107H54V106H51V108H52ZM73 107H74V106H73ZM73 107H72V108H73ZM78 107H77V108H78ZM97 107H98V106H97ZM97 107H96V108H97ZM102 107H103V109H104V106H102ZM123 107H124V106H123ZM123 107H122V108H123ZM127 107H128V106H127ZM127 107H126V108H127ZM135 107H136V106H135ZM146 107H147V106H146ZM150 107H151V106H150ZM154 107H157V106L155 105ZM159 107H160V106H159ZM197 107H198V108H197ZM256 107H255V109H257ZM10 108H11V104H10ZM10 108H9V109H10ZM12 108H13V107H12ZM12 108H11V109H12ZM14 108H15V107H14ZM16 108H18V107H16ZM20 108H21V107H20ZM37 108L34 107L35 110H36ZM49 108H50V107H49ZM66 108L68 109L69 107H66ZM84 108H87V107H84ZM84 108H83V109H84ZM89 108H90V107H89ZM115 108L113 109V111H115ZM118 108H120V107H118ZM118 108H117V109H118ZM126 108L124 107V111H123L124 113H121V115L126 113V112H125V109H126ZM157 108H158V107H157ZM157 108H155V109H157ZM202 108L206 109V108L204 107V105H203ZM209 108H210V107H209ZM2 109H4V107H3ZM11 109H10V111L13 112ZM34 109H33V110H34ZM55 109H56V108H55ZM63 109L65 110V108H63ZM80 109H81V108H80ZM92 109H93V108H92ZM128 109H129V107H128ZM133 109L136 110V108H133ZM153 109H154V108H153ZM159 109H161V108H159ZM171 109H172V107H171ZM171 109H170V110H171ZM175 109H178V108L176 107ZM175 109H173V110L176 111ZM186 109H189V108H188V107H185V111H186ZM190 109H189V110H190ZM226 109H227V108H226ZM232 109H233V108H232ZM235 109H236V108H235ZM5 110H6V109H5ZM14 110H15V109H14ZM18 110H19V109H18ZM20 110H21V109H20ZM20 110H19V111H20ZM33 110H30V111L32 112ZM38 110H37V111H38ZM49 110H50V109H49ZM64 110H63V111H64ZM72 110H73V109H72ZM72 110H71V111H72ZM81 110H82V109H81ZM98 110H99V109H98ZM101 110H102V109H101ZM161 110H164V108L161 109ZM161 110H160V111H161ZM179 110H180V109H179ZM189 110H188V111H189ZM191 110H190V111H191ZM193 110H194V111H193ZM206 110H207V109H206ZM230 110H231V106H230ZM230 110H229V111H230ZM233 110H234V109H233ZM237 110H238V109H237ZM237 110H235V111L237 112ZM250 110H251V109H250ZM3 111H4V110H3ZM30 111H28V112H30ZM37 111H36V113H38ZM58 111H59V110H58ZM63 111H62V112H63ZM77 111H79V110L77 109ZM104 111H105V110H104ZM118 111H119V110H118ZM121 111H122V109H121ZM129 111H130L131 114H133V113L135 112V111H134V112L132 113V112H131V111H132L131 109H130ZM229 111L227 112V110H225V112L228 113V114L230 113ZM257 111H258V112H256V113H259V114H260V112L263 111V108L260 109V112H259V110H257ZM5 112H6V111H5ZM7 112H8V111H7ZM14 112H15V111H14ZM31 112H30V114H32ZM45 112H46V111H45ZM50 112L52 113L53 111L51 110ZM54 112H55V111H54ZM54 112H53V113H54ZM62 112H61V113H62ZM75 112H76V111H75ZM87 112H88V111H87ZM97 112H98V111H97ZM101 112H102V111H101ZM127 112H128V111H127ZM143 112H145V111H143ZM146 112H147V111H146ZM150 112H151V111H150ZM157 112H158V111H157ZM163 112H164V111H163ZM177 112L179 113V111H177ZM181 112H182V111H181ZM186 112H187V111H186ZM198 112H200V111L198 110ZM236 112H235V113H236ZM250 112H251V111H250ZM15 113H17V112H15ZM26 113H27V112H26ZM36 113H35V115H36ZM51 113H50V114H51ZM64 113H65V112H64ZM69 113H70V110H69ZM71 113H73V112H71ZM107 113H109V112H107ZM114 113H115V112H114ZM141 113H142V112H140V114H141ZM159 113H160V112H159ZM165 113H166V112H165ZM204 113H205V112H204ZM207 113H208V112H207ZM256 113H255V114H256ZM6 114H7V113H6ZM18 114H20V113H18ZM18 114H17V115H18ZM46 114H47V113H46ZM54 114H55V113H54ZM57 114H58V113H57ZM57 114H56V115H57ZM67 114H68V113H67ZM128 114H129V113H128ZM135 114H137V113L135 112ZM140 114H139V115H140ZM145 114H146V113H145ZM150 114H152V113H150ZM150 114H148V115H150ZM156 114H158V113H156ZM161 114H162V113H161ZM167 114H168L169 118H168V116L165 117V118H166L167 122H169V120H170L171 117L173 116V115L171 116V114H175V112H173V113H171V114H169V112H168ZM179 114H180V113H179ZM220 114H218V115H220ZM230 114H231V113H230ZM233 114H234V112H233ZM236 114H237V113H236ZM239 114H240V113H239ZM251 114H252V113H251ZM259 114H258V116H259ZM0 115H2V114H0ZM3 115H4V114H3ZM10 115L12 116V113H10ZM10 115H9V116H10ZM14 115H15V114H14ZM26 115H27V114H26ZM48 115H49V113H48ZM48 115H47V116H48ZM59 115H61V114L59 113ZM62 115H63V114H62ZM77 115H79V114H77ZM80 115H81V114H80ZM103 115H104V114H103ZM103 115H102V116H103ZM109 115H110V114H109ZM126 115H127V114H126ZM133 115H134V114H133ZM143 115H144V114H143ZM143 115H141V116H143ZM153 115H154V113H153ZM163 115H164V114H163ZM176 115H177V114H176ZM203 115H204V114H203ZM209 115H210V114H209ZM218 115H217V116H218ZM223 115H224V111H223ZM223 115H222V116H223ZM225 115H226V114H225ZM252 115H253V114H252ZM7 116H8V114H7ZM21 116L24 117V115H22V114H21ZM30 116H31V115H30ZM32 116H34V115L32 114ZM32 116H31V117H32ZM52 116H53V114H52ZM68 116H70V115H68ZM68 116H67V117H68ZM74 116H75V115H74ZM134 116H135V115H134ZM141 116H140V117H141ZM150 116H151V115H150ZM158 116H159V114H158ZM164 116H166V114H165ZM174 116H175V115H174ZM174 116H173V118L176 117V116H175V117H174ZM185 116H186V115H185ZM207 116H208V115H207ZM211 116H212V118H211V120H212V119L214 118V117H213L214 115H211ZM228 116H230V115H228ZM228 116H227V117H228ZM254 116H255V115H254ZM258 116H256V117L258 118ZM262 116H263V113H262ZM23 117H22V118H23ZM25 117H27V116H25ZM25 117H24V118H25ZM31 117H30V118H31ZM38 117H36L37 119H35V122H34V123H36L37 121L41 120V119L38 118ZM43 117H42V121H41V122H43V124H44L45 121H43ZM57 117H58V115H57ZM59 117H60V116H59ZM71 117H72V115H71ZM84 117H85V116H84ZM91 117H92V116H91ZM114 117H115V119L117 118L116 116H114ZM114 117L112 116V118H114ZM127 117H128V116H127ZM129 117H131V116L129 115ZM146 117H147V115H146ZM146 117H145V118H146ZM152 117H153V116H152ZM152 117H151V119H152ZM154 117H155V116H154ZM204 117H205V116H204ZM209 117H210V116H209ZM235 117H236V116H235ZM256 117H255V118H256ZM18 118H19V117H18ZM22 118L20 117L21 120H22ZM55 118H56V117H55ZM69 118H70V117H69ZM77 118H79V117H77ZM85 118H87V117H85ZM89 118H90V116H89ZM97 118H98V117H97ZM103 118H104V117H103ZM103 118H102V119H103ZM107 118H108V117H107ZM118 118H119V117H118ZM118 118H117V119H118ZM121 118H123V117H121ZM133 118H134V117H133ZM145 118H143V120H144ZM162 118H163V117H162ZM179 118H180V117H179ZM179 118H176V121H174V119H173V121H174V122L172 121L173 124H174L175 122L177 123ZM188 118H189V117H188ZM215 118H216V116H215ZM217 118H218V117H217ZM223 118H224V117H223ZM223 118H222V119H223ZM225 118H226V117H225ZM228 118H229V117H228ZM230 118H231V117H230ZM233 118H234V117H233ZM238 118H239V116H238ZM240 118H241V117H240ZM252 118H253V117H252ZM259 118H262V121L264 120L263 117H259ZM259 118H258V119H259ZM0 119H1V120H0L1 122H2V121H6V124H8V120H9V123H10V121H11V123H13V122L16 120L15 117H14L15 120H12L13 118H11V117H7V118H6V116H5V118H3V117L1 116ZM32 119H33V117H32ZM38 119H39V120H38ZM44 119H45V118H44ZM47 119H48V118H47ZM73 119H74V117H73ZM80 119H81V116H80V118H79V121H80ZM82 119H83V118H82ZM82 119H81V120H82ZM90 119H91V118H90ZM109 119H111V118H109ZM128 119H129V118H128ZM135 119H137V117H136ZM141 119H142V118H140V120H141ZM146 119H147V118H146ZM149 119H150V118H149ZM151 119H150V120H151ZM154 119L156 120V118H154ZM154 119H153V121H154ZM160 119H161V117H160ZM184 119H185V118H184ZM189 119H190V118H189ZM220 119H221V118H220ZM220 119H219V121H220ZM235 119H236V118H235ZM235 119H234V120H235ZM258 119H256V120L254 121V124H255L256 121L258 122L259 120H261V119H259V120H258ZM53 120H54V117H53ZM58 120H59V119H58ZM58 120H57V121H58ZM64 120H65V119H64ZM64 120H63V121H64ZM66 120H67V119H66ZM70 120H71V119H70ZM111 120H112V119H111ZM120 120H121V119H120ZM120 120H117V121L119 122ZM130 120H131V119H130ZM132 120H133V119H132ZM132 120H131V121H132ZM179 120H180V119H179ZM187 120H188V119H187ZM191 120H192V119H191ZM211 120H209L210 123L213 121V120H212V121H211ZM232 120H233V119H232ZM33 121H34V120H33ZM61 121H62V119H61ZM77 121H78V120H77ZM84 121H86V120H84ZM108 121H109V120H108ZM108 121H106V119H105V122H108ZM114 121H115V120H114ZM114 121H113V122H114ZM124 121H127L126 118L124 119ZM138 121H139V120H138ZM138 121H136V122L138 123ZM157 121H159V120H157ZM170 121H171V120H170ZM188 121H189V120H188ZM200 121H201V120H200ZM200 121L198 120V122H200ZM203 121H204V120H203ZM205 121H206V117H205ZM219 121H218V122H219ZM242 121H244V120H242ZM249 121H250V120H249ZM15 122H17V121H15ZM15 122H14V123H15ZM19 122H20V121H19ZM30 122H31V121H30ZM39 122H40V121H39ZM39 122H38V123H39ZM46 122H48V125H49V121H46ZM67 122H68V121H67ZM71 122H73V121H70V123H71ZM75 122H76V121H75ZM75 122H74V123H75ZM86 122H87V123H88V122L90 123L91 121L89 120V121H86ZM121 122H123V121H121ZM132 122L134 123L135 121L133 120ZM136 122H135V123H136ZM143 122H144V121H143ZM160 122H161V121H160ZM184 122H187V121L184 120ZM214 122H216V120H215ZM230 122H231V121H230ZM230 122H229V123H230ZM233 122H234V121H233ZM233 122H232V123H233ZM237 122H238V121H236V123H237ZM244 122H245V121H244ZM252 122H253V121H252ZM257 122H256V123H257ZM2 123H3V122H2ZM11 123H10V124H11ZM65 123H66V122H65ZM70 123H69V125H68L67 127L70 126ZM80 123H81V124H84L85 122H84V123L80 122ZM89 123H88V124H89ZM103 123H104V122H103ZM111 123H112V122H111ZM119 123H120V122H119ZM125 123H126V122H125ZM133 123H132V124H133ZM135 123H134V125H136ZM154 123H155V122H154ZM158 123H159V122H158ZM164 123H165V122H164ZM176 123H175V124H176ZM178 123H179V122H178ZM178 123H177L178 127L181 128V127L179 126V125H181V124H178ZM188 123H189V122H188ZM191 123H192V121H190V125L186 123V126H187V125H188V126H191ZM196 123H197V122H196ZM203 123H204V122H203ZM207 123H208V122H207ZM210 123H209V124H210ZM225 123H226V122H225ZM245 123H247V122H245ZM245 123H244V124H245ZM250 123H251V121H250ZM258 123H259V122H258ZM258 123H257V124H258ZM17 124H18V123H17ZM19 124H21V123H19ZM19 124H18V125H19ZM29 124H31V123H29ZM54 124H55V122H54ZM75 124H76V123H75ZM75 124H74V125H75ZM77 124H78V123H77ZM90 124H91V123H90ZM90 124H89V126H90ZM93 124H94V123H93ZM96 124H97V123H96ZM107 124H109V123H107ZM112 124H114V123H112ZM122 124H123V123H122ZM129 124H130V123H129V120H128V125H129ZM147 124H148V123H146V125H147ZM150 124H153V123H150ZM167 124H168V123H167ZM193 124H194V125H192L191 127L195 126V122H194ZM223 124H224V123H223ZM223 124H222V125H223ZM244 124H242V125H244ZM18 125H17V126H18ZM33 125H34V124H33ZM45 125H46V123H45ZM55 125H56V124H55ZM59 125H61V123H60ZM74 125H73V126H74ZM78 125H79V124H78ZM84 125H85V124H84ZM104 125H105V123H104ZM116 125H117V124H116ZM118 125H119V124H118ZM120 125H121V124H120ZM130 125H131V124H130ZM139 125H140V124H138V126H139ZM143 125H144V124L142 123V128H144ZM158 125H159V124H158ZM163 125H165V124H163ZM200 125H201V123H200ZM204 125H205V124H204ZM212 125H213V123H212ZM255 125H256V124H255ZM258 125H259V124H258ZM2 126H3V125H2ZM4 126H6V125H4ZM20 126H21V125H20ZM25 126H26V125H25ZM34 126H35V125H34ZM50 126H51V125H50ZM80 126H81V125H80ZM92 126H93V125H92ZM92 126H91V127H92ZM98 126H99V125H98ZM107 126H108V125H107ZM109 126H110V125H109ZM121 126H122V125H121ZM132 126H133V125H132ZM140 126H141V125H140ZM150 126H153V125H150ZM154 126H155V125H154ZM154 126H153V127H154ZM169 126H170V124H169ZM169 126H168V127H169ZM197 126H198V124H197ZM197 126H196V128H197ZM201 126H203V125H201ZM207 126H209V125H206V127H207ZM216 126L218 127L217 124H216ZM228 126H229V125L227 124V127H228ZM230 126L232 127V124H231ZM236 126H237V124H236ZM239 126H240V122H239ZM253 126H254V125H253ZM253 126H252V127H253ZM259 126H260V125H259ZM259 126H258V127H259ZM261 126H262V125H261ZM10 127H11V125H10ZM14 127H16V125H15ZM22 127H23V125H22ZM26 127H27V126H26ZM28 127H29V126H28ZM31 127H33V126H31ZM37 127H38V126H37ZM40 127H41V125H40ZM42 127H44V126H42ZM46 127H47V126H46ZM51 127H52V126H51ZM51 127H49V128H50V131H51V129H52ZM56 127H57V126H56ZM65 127H66V126H65ZM87 127H88V126H87ZM93 127H94V126H93ZM95 127H97V126L95 125ZM111 127H112V126H111ZM122 127H123V126H122ZM125 127H126V126H125ZM125 127H123V128H125ZM148 127H149V126H148ZM157 127H158V126H157ZM160 127H161V126H160ZM160 127H159V129L162 130V128H160ZM162 127H163V126H162ZM165 127H167V126H165ZM168 127H167V128H168ZM171 127H172V126H171ZM175 127L178 129V127H177L176 125H175ZM203 127H204V126H203ZM227 127H226V129H227ZM231 127H230V128H231ZM245 127H246V126H245ZM250 127H251V126H250ZM263 127H264V126H263ZM4 128H5V127H4ZM8 128H9V127H8ZM11 128H12V127H11ZM11 128H10V129H11ZM16 128L19 129L20 127H19V128L16 127ZM29 128H30V127H29ZM57 128H61V127H57ZM74 128H75V127H74ZM77 128H79V126H78ZM83 128H84V127H83ZM85 128H86V127H85ZM100 128L103 129V127H100ZM105 128H106V127H105ZM107 128H108V127H107ZM114 128H116V127L114 126ZM118 128H119V127H118ZM127 128H130V127H127ZM131 128H132V127H131ZM135 128H136V131H137V130L139 131V129H140L139 127H138L139 129H137V126H136ZM135 128H132V129H135ZM142 128H141V130H142ZM196 128H195V129H196ZM200 128H201V127H200ZM207 128H208V127H207ZM210 128H211V126H210ZM212 128H214V127H212ZM238 128H240V127H238ZM243 128H244V127H243ZM2 129H3V128H1V130H2ZM10 129H9V130H10ZM13 129H14V128H13ZM33 129H34V128H33ZM38 129H39V128H38ZM42 129H43V128H42ZM44 129H47V128H44ZM70 129H71V128H70ZM95 129H96V128H95ZM98 129H99V128H98ZM111 129H112V128H111ZM145 129H146V128H144V130H145ZM156 129H157V128H156ZM159 129H158V130H159ZM173 129H174L175 131L177 130V129H175L174 127H173ZM181 129H182V128H181ZM186 129H187V128H186ZM188 129H190V128H188ZM192 129H193V128H192ZM192 129H191V130H192ZM241 129H242V128H241ZM259 129H260V128H259ZM15 130H16V129H15ZM15 130H14V131H15ZM27 130H29V129H27ZM52 130H53V129H52ZM57 130H58V129H57ZM57 130H56V131H57ZM61 130H62V129H61ZM63 130H64V128H63ZM63 130H62V131H63ZM66 130H68V128H67ZM73 130H74V129H73ZM81 130H82V129H81ZM88 130H89V129H88ZM96 130H97V129H96ZM113 130H114V129H113ZM113 130H112V131H113ZM115 130H116V129H115ZM121 130H122V129H121ZM121 130H120V131H121ZM127 130H128V129H127ZM144 130H143V131H144ZM152 130H153V129H152ZM161 130H160L159 132H161V134H162L163 136H164L165 134H166V135H171V137L168 136V137H170V139H169V138H166V137H165L166 135L164 136L165 138H162L163 136H162V135H159V137L161 136V140H163L164 143H169V144L171 143V145H172V144L175 145V142H174L173 139H176L175 137H176V135H178V134L176 133V135H175V134H174V133H175L174 130L172 131V132H174V133H172V132H168V133H170V134H168V133H166V132H167V130H166L165 134H163ZM171 130H172V129H171ZM178 130H179V132H181L180 129H178ZM178 130H177V131H178ZM229 130H231V129H229ZM243 130H244V129H243ZM249 130H250V129H249ZM255 130H257V129L255 128ZM263 130H264V129H263ZM263 130H262V131H263ZM4 131H5V129H4ZM10 131H11V130H10ZM10 131H9V132H10ZM21 131H22V130H21ZM29 131H30V130H29ZM56 131H55V133H56ZM77 131H78V130H77ZM83 131H84V130H83ZM89 131H90V130H89ZM89 131H88V132H89ZM91 131H92V130H91ZM93 131H94V130H93ZM97 131H98V130H97ZM116 131H117V130H116ZM120 131H119V132H120ZM129 131H130V130H129ZM138 131H137V132H138ZM154 131H155V130H154ZM154 131H153V132H154ZM168 131H170V130H168ZM177 131H176V132H177ZM195 131H196V130H195ZM199 131H200V130H199ZM203 131H204V128H203V130H202V133H204ZM205 131H206V133H207V130H205ZM218 131H220V130H218ZM226 131H228V130H226ZM246 131H248V130H246ZM0 132H1V131H0ZM16 132H18V131H16ZM26 132H27V131H26ZM37 132H38V131H37ZM43 132H44V131H43ZM47 132H48V131H47ZM47 132H46V133H47ZM60 132H61V131H60ZM65 132H67V131H65ZM86 132H87V131H86ZM117 132H118V131H117ZM117 132H116V133H117ZM121 132H123V131H121ZM125 132H126V131H125ZM147 132H148V130H147ZM156 132H157V131H156ZM179 132H178V133H179ZM184 132H185V131H184ZM186 132H187V131H186ZM192 132H193V131H192ZM192 132H191V133H192ZM196 132H197V131H196ZM208 132H209V131H208ZM210 132L213 133V131H210ZM210 132H209V133H210ZM253 132L255 133V131H253ZM257 132H258V130H257ZM263 132H264V131H263ZM5 133H6V131H5ZM21 133H22V132H21ZM24 133H25V132H24ZM34 133H36V132L34 131ZM52 133H53V132H52ZM76 133H77V132H76ZM89 133H91V132H89ZM95 133H96V132H95ZM112 133H113V132H112ZM135 133H136V132H135ZM145 133H146V132H145ZM149 133H150V132H149ZM154 133H155V132H154ZM188 133H190V130H189ZM200 133H201V132H200ZM228 133H230V132H228ZM228 133H227V135H228ZM231 133H232V132H231ZM243 133H244V132H243ZM249 133H250V132H249ZM249 133H247V134H249ZM1 134H2V133H1ZM1 134H0V135H1ZM3 134H4V133H3ZM7 134H9V133L7 132ZM12 134H13V133H12ZM19 134H20V133H19ZM22 134H23V133H22ZM31 134H32V133H30V139H31V140L35 139V138H33V136H35V135L33 134V136H32ZM64 134H65V133H64ZM71 134H72V132H71ZM80 134H81V133H80ZM80 134H79V135H80ZM83 134H84V133H83ZM91 134H92V133H91ZM97 134H98V133H97ZM118 134H119V133H118ZM120 134H121V133H120ZM128 134H129V133H127V135H128ZM133 134H134V133H133ZM133 134H132V135H133ZM136 134H137V133H136ZM136 134H135V135H136ZM141 134L143 135L144 132H143V133H140V135H141ZM158 134H159V133H157L156 135H158ZM172 134H174L175 136L172 135ZM180 134H181V133H180ZM184 134H186V133H184ZM204 134H205V133H204ZM204 134H203V135H204ZM233 134H234V133H233ZM251 134H252V131H251ZM251 134H249V135L251 136ZM255 134H257V133H255ZM260 134H261V133H260ZM16 135H17V134H16ZM20 135H21V134H20ZM27 135H28V133H27ZM41 135H42V133H41ZM48 135H49V134H48ZM54 135H55V134H54ZM54 135H53V136H54ZM59 135H61V134L59 133ZM68 135H69V134H68ZM73 135H74V133H73ZM105 135H106V134H105ZM113 135H114V134H113ZM113 135H111V137H113ZM115 135H116V134H115ZM121 135H123V134H121ZM145 135H146V134H145ZM189 135H190V134H189ZM212 135H213V134H212ZM212 135H211V136H212ZM224 135H225V133H224ZM224 135H223V136H224ZM240 135H241V134H240ZM253 135H254V134H253ZM253 135H252V136H253ZM6 136H7V135H6ZM11 136H12V135H11ZM31 136H32L33 139L31 138ZM42 136H43V135H42ZM42 136H41V137H42ZM80 136H81V135H80ZM80 136H79V137H80ZM86 136H87V135H86ZM101 136H103V135H101ZM128 136H129V135H128ZM137 136H139V133L137 134ZM147 136H150V135L147 134ZM172 136H174V137H172ZM184 136H185L186 138H188L187 140L193 139V138H190V139H189V137H187L186 135H184ZM197 136H198V134H197ZM213 136H214V135H213ZM225 136H226V135H225ZM229 136H230V135H229ZM229 136H228V137H229ZM231 136H233V135H231ZM234 136H235V135H234ZM241 136H242V135H241ZM262 136H263V135H262ZM4 137H5V136H4ZM13 137H15V136H13ZM13 137L10 138V136H9L10 139H13ZM16 137H19V136H16ZM21 137H22V135H21ZM24 137H26V136H23V137H22L23 140H24ZM45 137H46V136H44V138H45ZM48 137H49V136H47V138H48ZM50 137H51V134H50ZM60 137H61V136H60ZM79 137H78L77 139H79ZM89 137H90V136H89ZM107 137H108V136H107ZM115 137H116V136H115ZM115 137H114V138H115ZM117 137H118V136H117ZM117 137H116V138H117ZM119 137H120V136H119ZM126 137H127V136H126ZM126 137H125V138H126ZM134 137H136V136H134ZM140 137H141V136H140ZM140 137H139V138H140ZM145 137H146V136H145ZM153 137H154V135H153ZM156 137H157V136H156ZM216 137H217V135H216ZM256 137H258V136H256ZM0 138H1V137H0ZM27 138H28V137H27ZM37 138H38V136H37ZM42 138H43V137H42ZM56 138H57V137H56ZM56 138H55V139H56ZM65 138H66V137H65ZM69 138L71 139L72 137H69ZM69 138H68V139H69ZM74 138H76V137H74ZM80 138H81V137H80ZM83 138H84V137H83ZM96 138H97V137H95V139H96ZM100 138H102V137H100ZM120 138H121V137H120ZM123 138H124V137H123ZM123 138H121V139L123 140ZM136 138H137V137H136ZM148 138H149V137H147V140H148ZM154 138H155V137H154ZM154 138H153V139H154ZM177 138H178V137H177ZM211 138H212V137H211ZM214 138H215V137H214ZM220 138H221V136H220ZM225 138H226V137H225ZM236 138H237V137H236ZM259 138H260V136H259ZM263 138H264V137H263ZM3 139H6V138H3ZM3 139L1 138V140H3ZM14 139H15V138H14ZM39 139H40V137H39ZM57 139H58V138H57ZM57 139H56V141H58ZM59 139H60V138H59ZM85 139H86V138H85ZM85 139H84V140H85ZM103 139L106 140L105 138H103ZM108 139H111V138L108 137ZM121 139H119V140H121ZM127 139H128V138H127ZM134 139H135V138H134ZM145 139H146V138H145ZM153 139H152V140H153ZM158 139H159V138H158ZM167 139H168V140H167ZM180 139H182V137H181ZM212 139H213V138H212ZM229 139H231V137H229ZM8 140H9V139H8ZM49 140H50V138H49ZM51 140H52V138H51ZM62 140H63V139H62ZM88 140L90 141V138L86 140V141H87V145L89 144V143H88ZM98 140H99V139H98ZM112 140H113V139H112ZM130 140H131V139H130ZM138 140H139V139H138ZM141 140H142V139H141ZM147 140H146V141H147ZM150 140H151V138H150ZM154 140H155V139H154ZM154 140H153V141H154ZM166 140H167V142H166ZM171 140H173V143H172ZM177 140H178V139H177ZM202 140H203V139H202ZM255 140H256V139H255ZM257 140L259 141L260 139L257 138ZM3 141H4V140H3ZM3 141H2V142H3ZM6 141H7V140H6ZM6 141H5V142H6ZM12 141H14V140H12ZM15 141H17V140H15ZM26 141H28V140H26ZM40 141H41V140H40ZM52 141H53V140H52ZM68 141L70 142V140H68ZM94 141H95V140H93V142H94ZM96 141H97V140H96ZM143 141H144V139H143ZM146 141H144V142H146ZM155 141H156V140H155ZM158 141H159V140H158ZM175 141H176V140H175ZM205 141H206V140H205ZM215 141H216V140H215ZM253 141H254V140H253ZM2 142H0V144H1ZM8 142H9V141H8ZM8 142H7V144H8ZM21 142H22V141H21ZM35 142H36V141H35ZM38 142H39V141H38ZM42 142H43V141H42ZM45 142H46V140H45ZM50 142H51V141H50ZM54 142H55V141H54ZM58 142H60V141H58ZM61 142H62V141H61ZM61 142H60V144H61ZM73 142H74V141H73ZM75 142H76V141H75ZM78 142H80V143L83 142V141H82V138H81V141L79 140ZM103 142H104V141H103ZM103 142H102V143H103ZM107 142H108V141H107ZM112 142H113V141H112ZM117 142H118V141H117ZM117 142H116V140H115L116 146H117ZM124 142H125V141H124ZM124 142H123V143H124ZM126 142H127V141H126ZM134 142H135V141H134ZM136 142H137V141H136ZM139 142H140V141H139ZM141 142H142V141H141ZM147 142H149V140H148ZM150 142H151V141H150ZM180 142H182V141L180 140ZM185 142H186V141H185ZM185 142H184V143H185ZM187 142L189 143V141H187ZM187 142H186V143H187ZM201 142H202V141H201ZM206 142H207V141H206ZM218 142H219V140H218ZM235 142H237V139H236ZM256 142H257V141H256ZM263 142H264V141H263ZM10 143H11V142H9V144H10ZM13 143H14V142H13ZM39 143H40V142H39ZM46 143H48V142H46ZM56 143H57V142H56ZM80 143H78V144H80ZM85 143H86V142H85ZM90 143H91V144H90V145H91L90 147H92V145H93V148H92V149H94V148H95V147H94V144L97 143V145H98V143H101V141H100V142H95L94 144H92V142L90 141ZM105 143H106V142H105ZM120 143H122V142H120ZM130 143H131V142H130ZM137 143H138V142H137ZM137 143H136V144H137ZM151 143H152V142H151ZM159 143H160V142H159ZM184 143H182L181 145H184ZM188 143H187V144H188ZM190 143H192V141H191ZM194 143H196V142H194ZM194 143H193V144H194ZM198 143H199V142H198ZM219 143H220V142H219ZM229 143H231V142H229ZM258 143H259V142H258ZM261 143H262V142H261ZM4 144H6V143H4ZM16 144H18V142H17ZM19 144H20V143H19ZM37 144H38V143H37ZM68 144H69V143H68ZM71 144H72V142H71ZM71 144H70V145H71ZM74 144H75V143H74ZM74 144H73V146H75ZM109 144H110V143H109ZM125 144H126V143H125ZM142 144H143V142H142ZM142 144H140V145H142ZM156 144L158 145V142H157ZM169 144H166V146H169ZM179 144H180V143H179ZM193 144H192V145H193ZM211 144H212V143H211ZM231 144H232V143H231ZM233 144H234V142H233ZM254 144H255V142H254ZM10 145L13 146V144H10ZM24 145H25V144H24ZM35 145H36V144H35ZM43 145H44V144H43ZM47 145H48V144H47ZM49 145H51V144H49ZM49 145H48L47 148L50 147ZM52 145H55V144L53 143ZM62 145H65V143L62 144ZM76 145H77V144H76ZM83 145H84V143L82 144V146H83ZM85 145H86V144H85ZM85 145H84V146H85ZM106 145H107V143H106ZM129 145H130V144H129ZM140 145H139V146H140ZM144 145H146V144H144ZM148 145H149V147H151V146H150V143L147 144L146 146H148ZM157 145H156V146H157ZM171 145H170V146H171ZM174 145H173V147H176V145H175V146H174ZM181 145H179V146H181ZM190 145H191V144H190ZM190 145H189V146H190ZM207 145H208V144H207ZM209 145H210V143H209ZM219 145H221V144H219ZM227 145L229 146L230 144H227ZM260 145H261V144H260ZM7 146H9V145H7ZM7 146H5L6 148L3 146V147L5 148L4 151H5V150H8V149H10L9 151H11V149H12L13 147L11 148V147H7ZM19 146H21V145H19ZM33 146H34V145H33ZM41 146H42V145H41ZM45 146H46V145H45ZM56 146H57V144H56ZM82 146H81V147H82ZM102 146H103V145H102ZM111 146H112V145H111ZM116 146H115V147H116ZM161 146H162V145H161ZM164 146H165V145H164ZM164 146H163V148H164ZM177 146H178V144H177ZM185 146L187 147V145H185ZM185 146H184V147H185ZM193 146H194V145H193ZM211 146H212V145H211ZM216 146H217V145H216ZM223 146H224V145H223ZM225 146H226V145H225ZM228 146H227V147H228ZM231 146H232V145H231ZM236 146H237V143H236ZM254 146H256V145H254ZM257 146H258V144H257ZM1 147H2V146H1ZM1 147H0V148H1ZM3 147H2V148H3ZM15 147H16V146H15ZM31 147H32V146H31ZM38 147H40V146L37 145V148H38ZM52 147H53V146H52ZM52 147H51V148H52ZM61 147H62V146H61ZM65 147H67V144L65 145ZM71 147H72V145H71ZM71 147H70V148H71ZM85 147H86V146H85ZM85 147H84V148H85ZM103 147H104V146H103ZM106 147H107V146H106ZM109 147H110V146H109ZM115 147H114V148H115ZM119 147H120V146H119ZM119 147H118V149H120L122 146H121L120 148H119ZM123 147H124V146H123ZM159 147H160V146H159ZM196 147H197V146H196ZM198 147H199V146H198ZM198 147H197V148H198ZM201 147H205V145H204V146H201ZM201 147L198 148V149H202ZM206 147H208V146H206ZM214 147H215V145L213 146V148H214ZM219 147H220V146H219ZM229 147H230V146H229ZM229 147H228V148H229ZM234 147H235V146H234ZM234 147H232V148H234ZM259 147H260V146H259ZM259 147H258V148L256 147V148H257V149H260L261 147H260V148H259ZM262 147H263V145H262ZM17 148H18V147H17ZM28 148H30V147H28ZM34 148H36V147H34ZM67 148H68V147H67ZM70 148H69V149H70ZM86 148H87V147H86ZM100 148H101V146H100V147L98 146L97 149L99 150ZM116 148H117V147H116ZM133 148H134V147H133ZM137 148H138V150H139V147H137ZM156 148H158V147H156ZM163 148H162V149H163ZM168 148H169V147H167V149H168ZM170 148H171V147H170ZM170 148H169V150H170ZM188 148H191V147H188ZM192 148H193V147H192ZM197 148H195V149L197 150ZM208 148H209V147H208ZM211 148H212V147H211ZM213 148H212V149H213ZM14 149H15V148H14ZM26 149H27V148H26ZM55 149H56V147H55ZM73 149H74V148L72 147V151H73ZM75 149H77V147H75ZM78 149H79V148H78ZM89 149H90V148H89ZM102 149H103V148H102ZM102 149H100L99 151L97 150V153H99V152L101 151V153L103 154L102 151H103L104 149H103V150H102ZM118 149H117V150H118ZM121 149H122V148H121ZM127 149H128V148H127ZM150 149H151V148H150ZM152 149H153V147H152ZM160 149H161V148H160ZM162 149H161V150H162ZM164 149H165V148H164ZM182 149H184V148H182ZM193 149H194V148H193ZM195 149H194V151H195ZM219 149L221 150L222 148L220 147ZM219 149H218V150H219ZM225 149H227V148L225 147ZM225 149H224V150H225ZM229 149H230V148H229ZM1 150H2V149H1ZM12 150H13V149H12ZM28 150H29V149H28ZM36 150H37V149H36ZM39 150H40V149H39ZM50 150H51V149H50ZM52 150H53V149H52ZM56 150H58V149H56ZM61 150H62V149H61ZM64 150H65V151H69V150H66V148H65ZM64 150H62V151H64ZM81 150H84V149H81ZM86 150H87V149H86ZM94 150H95V149H94ZM94 150H93V151H94ZM105 150H107V149H105ZM105 150H104V151H105ZM114 150H115V149H113L112 152H115ZM125 150H126V148H125ZM125 150H124V151H125ZM146 150H147V149H146ZM157 150H159V149H157ZM161 150H160V153H161ZM165 150H166V149H165ZM174 150H177V149H174ZM174 150H173V151H174ZM179 150L182 152L181 149H179ZM184 150H186V149H184ZM187 150H188V149H187ZM204 150H205V149H204ZM204 150H203V151H204ZM213 150H214V149H213ZM260 150H261V149H260ZM262 150H263V149H262ZM15 151H16V150H15ZM31 151H32V150H31ZM33 151H34V150H33ZM33 151H32V154H33ZM40 151H41V150H40ZM42 151H43V149H42ZM48 151H49V149H48ZM76 151H77V150H76ZM79 151H80V150H79ZM95 151H96V150H95ZM119 151H121V150H119ZM132 151H133V150H132ZM140 151H141V150H140ZM140 151H139V152H140ZM143 151H145V150L143 149ZM148 151H149V149H148ZM154 151H155V150H154ZM173 151H172V154H173ZM180 151H179V152H180ZM188 151H189V150H188ZM190 151H191V150H190ZM192 151H193V150H192ZM207 151H208V150H207ZM216 151H217V150H216ZM216 151H215V152H216ZM226 151H227V150H226ZM231 151H232V149H231ZM253 151H254V150H253ZM255 151H256V149H255ZM255 151H254V152H255ZM11 152H12V151H11ZM13 152H14V150H13ZM18 152H19V151H18ZM18 152H17V153H18ZM20 152H21V151H20ZM26 152H27V150H26ZM28 152H29V151H28ZM74 152H75V151H74ZM74 152H73V153H74ZM87 152L90 153L89 151H87ZM109 152H110V151H109ZM109 152H108V153H109ZM122 152H123V151H122ZM128 152H129V151H128ZM136 152H137V154H138V151H136ZM151 152H152V151H151ZM166 152H167V151H166ZM169 152H170V151H169ZM175 152H176V151H175ZM177 152H178V150H177ZM177 152H176V153H177ZM179 152H178V153H179ZM186 152H187V151H186ZM196 152H197V151H196ZM196 152H194V153L196 154ZM220 152H221V151H220ZM220 152H219V153H220ZM224 152H225V151H223V154H226V153H224ZM228 152H229V151H228ZM232 152H233V151H232ZM234 152H235V150H234ZM2 153H3V152H2ZM35 153H37V152H35ZM68 153H69V152H68ZM68 153L66 152L65 154H68ZM80 153H81V152H80ZM83 153H84V151H83ZM117 153H118V152H117ZM119 153H120V152H119ZM124 153H125L124 156H126V155H127L126 152H124ZM132 153H133V152H132ZM132 153H131V154H132ZM144 153H145V152H144ZM154 153H155V152H154ZM157 153H158V152H157ZM170 153H171V152H170ZM170 153H169V154H170ZM191 153H192V152H191ZM198 153H199V154H200V153L204 154V153L201 152L200 150L198 151ZM206 153H207V152H206ZM261 153L264 154L263 152H261ZM261 153H260V154H261ZM4 154H5V152H4ZM6 154L8 155L7 151H6ZM6 154H5V155H6ZM11 154H12V153H11ZM15 154H16V152H15ZM21 154H23V153L21 152ZM25 154H26V153H25ZM41 154H42V153H40V155H41ZM58 154H59V153H58ZM69 154H70V153H69ZM75 154H76V153H75ZM77 154H78V153H77ZM99 154H100V153H99ZM99 154H98V156H99ZM104 154H105V152H104ZM111 154H112V153H111ZM114 154H115V153H114ZM140 154H141V152H140ZM155 154H156V153H155ZM158 154H159V153H158ZM172 154H171V156H172ZM235 154H236V153H235ZM240 154H241V153H240ZM254 154H255V153H253L252 155H254ZM256 154H257V151H256ZM2 155H3V154H2ZM9 155H10V152H9ZM18 155H19V153H18ZM33 155H34V154H33ZM38 155H39V153H38ZM40 155H39V156H40ZM44 155H45V154H44ZM51 155H52V154H51ZM59 155H60V154H59ZM59 155H57V157H58ZM80 155H81V154H80ZM80 155H78V156H80ZM90 155H91V153H90ZM95 155H96V152H95ZM100 155H101V154H100ZM122 155H123V154H122ZM138 155H139V154H138ZM146 155H147V154H146ZM163 155H164V154H163ZM165 155H166V154H165ZM175 155H176V154H175ZM180 155H181V159L184 158L185 156H186V157L188 156V157L191 158V155H193V153L190 154V156L187 155V154L185 155V153H184L185 156H182V154H180ZM180 155L177 154V156H180ZM207 155H208V153H207ZM219 155H221V153H220ZM258 155H259V154H258ZM25 156H26V155H25ZM27 156H29V153H28ZM27 156H26V157H27ZM49 156H50V155H49ZM49 156H48V157H49ZM60 156H61V155H60ZM63 156H64V155H63ZM83 156H84V155H82V157H83ZM92 156H94V155H92ZM96 156H97V155H96ZM141 156H142V155H141ZM147 156H149V158H150L151 155H147ZM160 156H161V155H160ZM167 156H169V155H167ZM167 156H166V157H167ZM173 156H174V154H173ZM197 156H198V155H196V157H197ZM223 156H224V155H223ZM229 156H230V155H229ZM233 156H234V154H233ZM238 156H239V155H238ZM263 156H264V155H263ZM6 157H7V156H6ZM10 157H12V155H10ZM10 157H8V158H10ZM18 157H19V156H18ZM23 157H24V156H23ZM29 157H30V156H29ZM36 157H37V156H36ZM43 157H44V156H43ZM61 157H62V156H61ZM66 157H67V155H66ZM70 157H72V156H70ZM74 157H75V156H74ZM74 157H73V158H74ZM76 157H77V156H76ZM84 157H85V156H84ZM101 157H102V156H101ZM105 157H106V156H105ZM107 157H108V156H107ZM114 157H116V156L114 155ZM120 157H121V155H120ZM129 157H130V155H129L128 157L126 156L125 158H127V160L129 161V160L131 159V158L128 159ZM135 157H136V156H135ZM161 157H163V156H161ZM164 157H165V156H164ZM186 157H185V159H186ZM193 157H195V156L193 155ZM200 157H201V156H200ZM200 157H199V158H200ZM202 157H203V156H202ZM204 157H205V156H204ZM220 157H221V156H220ZM224 157H225V156H224ZM224 157H223V158H224ZM234 157H235V156H234ZM236 157H237V155H236ZM236 157H235V158H236ZM0 158H1V157H0ZM3 158H4V157H3ZM8 158H7V160H8ZM13 158H14V155H13ZM15 158H16V157H15ZM37 158H38V157H37ZM40 158H42V156H41ZM50 158H51V157H50ZM52 158H53V157H52ZM52 158H51V159H52ZM55 158H56V157H55ZM59 158H60V157H59ZM64 158H65V157H64ZM67 158H69V156H68ZM80 158H81V157H80ZM88 158H89V157H88ZM117 158H118V157H117ZM133 158H134V157H133ZM141 158H142V157H141ZM151 158H152V157H151ZM153 158H155V157H153ZM168 158H169V157H168ZM171 158H172V157H171ZM175 158H176V156H175ZM199 158H198V159H199ZM207 158H208V157H207ZM227 158H228V155H227ZM229 158H230V157H229ZM229 158H228V159H229ZM235 158H233V159H235ZM237 158H238V157H237ZM237 158H236V160H238ZM254 158H256V156H255ZM257 158H259V157L257 156ZM260 158H261V156H260ZM260 158H259V159H260ZM11 159H12V158H11ZM11 159H9L8 161H10ZM25 159L27 160V158H25ZM31 159H32V157H31ZM45 159H46V158H45ZM47 159H48V158H47ZM60 159H62V158H60ZM70 159H72V158H70ZM84 159H85V158H84ZM99 159H100V158H99ZM99 159H98V161H99ZM113 159H116V158H113ZM113 159H112V160H113ZM119 159H120V158H119ZM136 159H137V158H136ZM143 159H144V158H143ZM155 159H157V158H155ZM162 159H163V158H162ZM165 159H166V158H165ZM181 159H180L179 161H181L182 163H184V161H187V160H188V159H186V160L182 161ZM200 159H201V158H200ZM225 159H226V157H225ZM233 159H232V160H233ZM7 160H6V162H7ZM19 160H20V159H19ZM39 160H40V159H38V161H39ZM48 160H49V159H48ZM52 160H53V159H52ZM62 160H63V159H62ZM65 160H66V159H65ZM72 160H73V159H72ZM77 160H78V159H77ZM79 160H80V159H79ZM91 160H92V159H91ZM93 160H94V159H93ZM105 160H107V159H105ZM109 160H110V159H109ZM109 160H108V161H109ZM125 160H126V159H125ZM131 160H132V159H131ZM146 160H148V158H147ZM159 160H161V159L159 158L158 161H159ZM166 160H167V159H166ZM169 160H170V158H169ZM177 160H178V159H177ZM189 160H190V159H189ZM189 160H188V161H189ZM194 160H195V158H194ZM210 160H211V159H210ZM210 160H208V161H210ZM257 160H258V159H257ZM0 161H1V159H0ZM2 161H3V160H2ZM15 161L18 163V158H17V160H15ZM32 161H33V164H34V159H33ZM36 161H37V160H36ZM43 161H45V160H43ZM53 161H54V160H53ZM58 161H59V160H58V158H57V163H58ZM66 161H67V160H66ZM86 161H87V160H86ZM101 161H102V160H101ZM119 161H121V160H118V162H119ZM122 161H123V160H122ZM133 161H135V160L133 159ZM140 161H141V160H139V162H140ZM144 161H145V160H144ZM144 161H143V162H144ZM152 161H153V159H152ZM155 161H156V160H155ZM174 161H175V159L173 160V162H174ZM179 161H178V162H179ZM230 161H231V159H230ZM262 161H263V160H262ZM262 161H261V162H262ZM3 162H4V161H3ZM30 162H31V161H30ZM30 162H29V163H30ZM64 162H65V161H64ZM79 162H80V161H79ZM111 162L113 163L114 161H110V163H111ZM139 162H138V164H139ZM148 162H150V161H148ZM156 162H157V161H156ZM156 162H155V163H156ZM167 162H169V161H167ZM173 162H172V163H173ZM205 162H207V161H204V163H205ZM212 162L214 163L215 161L212 160ZM216 162L218 163V161H216ZM224 162H225V161H224ZM224 162H223V163H224ZM227 162H228V161H227ZM233 162H234V161H233ZM235 162H236V161H235ZM0 163H1V162H0ZM4 163H5V162H4ZM7 163H8V162H7ZM12 163H14V162H12ZM36 163H37V162H36ZM40 163H41V162H40ZM45 163H46V161H45ZM69 163H70V162H69ZM76 163H77V162H76ZM81 163H82V162H81ZM93 163H94V162H93ZM100 163H101V162H100ZM103 163H105V162H103ZM108 163H109V162H108ZM112 163H111V164H112ZM115 163H116V160H115ZM119 163L122 164V162H119ZM126 163H127V162H126ZM126 163H125V161H124V164H126ZM133 163H134V162H133ZM140 163L142 164V162H140ZM145 163H147V162H145ZM153 163H154V161H153ZM170 163H171V162H170ZM185 163H187V162H185ZM189 163H190V162H189ZM189 163H187V165H188ZM194 163L196 164V162H194ZM219 163H220V162H219ZM225 163H226V162H225ZM231 163H232V162H231ZM257 163H258V161H257ZM259 163H260V162H259ZM10 164H11V162H10ZM22 164H23V163H22ZM42 164H44V163H42ZM58 164H59V163H58ZM61 164H62V162H61ZM65 164H68V161H67V163H65ZM72 164H73V163H72ZM72 164H71V165H72ZM83 164H85V163H82V165H83ZM91 164H92V162H91ZM98 164H99V163H98ZM113 164H114V163H113ZM121 164H120V165H121ZM148 164H149V163H148ZM150 164H152V163H150ZM158 164H159V163H158ZM161 164H165V163L162 162V163H160V165H161ZM179 164H180V163H179ZM208 164H209V163H208ZM215 164H216V163H215ZM2 165H3V164L0 165V168H2V167H1ZM4 165H5V164H4ZM7 165H8V164H7ZM7 165H6V166H7ZM14 165H15V164H14ZM27 165H28V164L25 163V167H27ZM30 165H32V164H30ZM30 165H29V166H30ZM39 165H40V164H39ZM50 165H51V164H50ZM73 165H74V164H73ZM87 165H89V164L87 163ZM109 165H110V164H109ZM115 165H118V163L115 164ZM120 165H119V167H121ZM132 165H133V164H132ZM132 165H131V166H132ZM144 165H145V164H144ZM173 165H175V164H173ZM187 165H186V167H187ZM205 165H206V163H205ZM229 165H230V163H229ZM229 165H228V167H229ZM231 165H232V164H231ZM260 165H261V164H260ZM260 165H259V168H261ZM262 165H263V164H262ZM9 166H10V165H8V168H9ZM11 166H12V164H11ZM15 166H16V165H15ZM21 166H22V165H21ZM35 166H36V165H35ZM44 166H45V165H44ZM52 166H53V163H52ZM67 166H68V165H67ZM75 166H76V165H75ZM83 166H84V165H83ZM92 166H93V165H92ZM122 166H123V165H122ZM145 166H146V165H145ZM148 166H150V165H148ZM148 166H147V167H148ZM162 166H163V165H162ZM175 166H176V165H175ZM195 166H197V165H195ZM213 166H214V165H213ZM217 166H218V165H217ZM225 166H226V165H225ZM41 167H42V166H41ZM41 167H39V168L41 169ZM47 167L50 168L49 165H48ZM53 167H54V166H53ZM65 167H66V166H65ZM78 167H80V165H79ZM85 167H86V166H85ZM98 167H100V166H98ZM102 167H103V166H102ZM104 167H105V166H104ZM106 167H107V166H106ZM106 167H105V168H106ZM108 167H109V166H108ZM112 167H113V166H112ZM114 167H115V166H114ZM117 167H118V166H117ZM124 167H125V166H124ZM124 167H123V168H124ZM129 167H130V165H129ZM129 167H128V169H130ZM133 167H134V166H133ZM133 167H132V171L134 170ZM136 167H137V166H135L134 168H136ZM142 167H143V166H142ZM142 167H141V168H142ZM156 167H157V166H156ZM171 167H172V165H171ZM171 167L169 166V168H171ZM178 167H179V166H178ZM210 167H212V166H211V163H210ZM214 167H215V166H214ZM214 167H213V168H214ZM15 168H18V167H15ZM19 168H20V167H19ZM23 168H24V165H23ZM23 168L21 167L22 171H23ZM32 168H33V166H32ZM70 168H72V167H70ZM86 168H87V167H86ZM90 168H91V170H92L93 167L90 166ZM105 168H103V169H105ZM115 168H116V167H115ZM115 168H113V169H115ZM123 168H122V169H123ZM138 168H139V167H138ZM141 168H140V169H141ZM158 168H159V167H158ZM176 168H177V167H176ZM181 168H184V167H181ZM187 168H188V167H187ZM190 168H191V166H190ZM207 168H208V167H207ZM218 168H219V166H218ZM218 168H214V169H218ZM6 169H7V167H6ZM6 169H5V170H6ZM10 169H11V167H10ZM12 169H13V168H12ZM26 169H27V168H26ZM37 169H38V168H37ZM40 169H39V170H40ZM43 169H44V168H43ZM43 169H42V170H43ZM67 169H68V168H67ZM74 169H75V168H74ZM82 169H85V168H82ZM93 169H94V168H93ZM101 169H102V168H101ZM101 169H99V170H101ZM119 169H120V168H119ZM122 169H121V170H122ZM145 169H146V168H145ZM148 169H150V168H148ZM163 169H164V168H163ZM185 169H186V168H185ZM225 169H226V168H225ZM262 169H263V168H262ZM2 170H3V168H2ZM18 170H19V169H18ZM28 170H30V169H28ZM28 170H27V171H28ZM32 170H33V169H32ZM49 170L51 171V168H50ZM54 170L56 171V169H54ZM57 170H58V169H57ZM63 170H65V169H63ZM80 170H81V169H80ZM86 170H87V169H86ZM99 170H98V171H99ZM117 170H118V169H117ZM117 170H115V171H117ZM135 170L138 171L137 169H135ZM143 170H144V168H143ZM150 170H151V169H150ZM150 170H149V171H150ZM161 170H162V169H161ZM168 170H169V169H167V172H168ZM175 170H176V169H175ZM180 170H181V169H180ZM186 170H188V169H186ZM191 170H192V169H191ZM193 170H194V169H193ZM193 170H192V171H193ZM197 170H199V169H197ZM200 170H201V169H200ZM263 170H264V169H263ZM0 171H1V169H0ZM7 171H8V170H7ZM7 171H4V172H7ZM30 171H31V170H30ZM30 171H29V172H30ZM34 171H36V170L34 169ZM50 171H49V173H50ZM52 171H53V170H52ZM52 171H51V172H52ZM61 171H62V170H61ZM66 171H67V170H66ZM75 171L77 172V170H75ZM92 171L94 172V170H92ZM101 171H102V170H101ZM103 171L105 172L106 170H103ZM103 171H102V174H103ZM111 171H112V169H111ZM113 171H114V170H113ZM113 171H112V172H113ZM115 171H114V172H115ZM123 171H124V170H123ZM126 171H127V169H126ZM132 171H131V174L134 172V171H133V172H132ZM144 171H145V170H144ZM146 171H147V170H146ZM146 171H145V172H146ZM149 171H148V172H149ZM165 171H166V169H165ZM177 171H178V170H177ZM177 171H176V172H177ZM184 171H185V170H184ZM206 171H208V170L206 169ZM206 171H205V172H206ZM221 171H222V170H221ZM221 171H220V172H221ZM258 171H260V170L258 169ZM12 172H14V170H13ZM15 172H16V171H15ZM24 172H25V170H24ZM32 172H33V171H32ZM38 172H39V171H38ZM38 172H37V173H38ZM44 172H45V171H44ZM44 172H42V173L44 174ZM46 172H48V171H46ZM69 172H71V171H69ZM80 172H82V171H80ZM85 172H86V171H85ZM85 172L83 171L82 173H85ZM108 172H110V171L108 170ZM121 172H122V171H121ZM124 172H125V171H124ZM138 172H139V171H138ZM140 172H141V170H140ZM145 172H144V173H145ZM156 172H157V171H156ZM171 172H172V171H171ZM174 172H175V171H174ZM194 172H195V171H194ZM194 172H193L192 175L195 174ZM202 172H203V171H202ZM209 172H210V171H209ZM211 172H212V169H211ZM213 172H214V170H213ZM218 172H219V171H218ZM9 173H10V172H9ZM9 173H7V174L9 175ZM26 173H27V172H26ZM33 173H34V172H33ZM33 173H32V174H33ZM40 173H41V172H40ZM52 173L55 174V172H52ZM58 173H60V170H59ZM62 173H63V171H62ZM64 173H65V172H64ZM64 173H63V174H64ZM71 173H72V172H71ZM82 173H81V174H82ZM90 173H92V172H90ZM99 173H100V172H99ZM106 173H107V172H106ZM127 173H128V172H127ZM144 173H140V174H142V176L145 177L147 174L144 175ZM150 173H151V171H150ZM168 173H169V172H168ZM180 173H181V172H180ZM187 173H190V172H187ZM223 173H225V172H223ZM223 173H222V174H223ZM256 173H257V171H256ZM256 173H255V175H256ZM258 173H259V172H258ZM258 173H257V174H258ZM260 173L262 174V170H261ZM0 174H1V173H0ZM2 174H3V173H2ZM7 174H5V175H7ZM22 174H24V173H22ZM29 174H30V173H29ZM46 174H47V173H46ZM56 174H57V173H56ZM56 174H55L54 176H56ZM66 174H67V172H66ZM74 174H75V173H74ZM86 174H87V173H86ZM86 174H84V175H86ZM97 174H98V173H97ZM109 174H110V173H108V175H109ZM129 174H130V173H129ZM131 174H130V175H131ZM133 174H135V173H133ZM156 174H157V173H156ZM158 174H160V173H158ZM158 174H157V175H158ZM161 174H162V173H161ZM161 174H160V175H161ZM163 174H164V173H163ZM203 174H204V172H203ZM218 174H219V173H218ZM8 175H7V176H8ZM25 175H26V174H25ZM38 175L40 176L39 173H38ZM38 175H37V176H38ZM64 175H65V174H64ZM78 175H79V173H78ZM106 175H107V174H106ZM110 175H111V174H110ZM120 175H122V174H120ZM138 175H139V174H138ZM173 175H174V174H173ZM182 175H185V174H182ZM188 175H189V174H188ZM190 175H191V174H190ZM197 175H198V174H197ZM201 175H202V174H201ZM216 175H217V174H216ZM245 175H246V174H245ZM245 175H243V176L246 177L247 175H246V176H245ZM248 175H249V173H248ZM258 175H259V174H258ZM13 176H14V175H13ZM27 176H28V175H27ZM37 176H35V177L37 178ZM41 176H42V175H41ZM43 176H44V175H43ZM43 176H42V177H43ZM57 176H58V175H57ZM66 176H67V175H66ZM66 176H65V178H66ZM86 176H87V175H86ZM86 176H85V177H86ZM94 176H95V175H94ZM112 176H113V175H112ZM123 176H124V175H123ZM134 176H135V175H134ZM162 176H163V177H161V179H162V178L164 179V175H162ZM166 176H167V173H166ZM176 176H177V175H176ZM203 176H204V175H203ZM3 177H4V176H3ZM15 177H16V176H15ZM28 177H29V176H28ZM35 177H34V178H35ZM42 177H41V178H42ZM60 177H61V176H60ZM69 177H70V176H69ZM71 177H72V175H71ZM75 177H76V176H75ZM75 177H74V178H75ZM79 177H80V176H79ZM89 177H90V176H89ZM91 177H92V176H91ZM91 177H90V178H91ZM117 177H119V176H117ZM126 177H127V176H126ZM126 177H125V178H126ZM130 177H132V176H130ZM136 177H137V176H135L134 178L137 180ZM186 177H187V175H186ZM199 177H200V176H199ZM215 177L217 178V176H215ZM215 177H213V178H215ZM224 177H225V176H224ZM251 177H252V176H251ZM253 177H254V175H253ZM22 178H23V177H22ZM29 178H30V177H29ZM41 178L39 177L40 181H41ZM44 178H46V177H44ZM44 178H43V179H44ZM58 178H59V177H58ZM61 178H64V176L61 177ZM74 178H73V179H74ZM77 178H78V177H77ZM81 178H82V177H81ZM81 178H79V180L82 181L83 178H82V179H81ZM105 178H106V177H105ZM105 178H104V179H105ZM107 178H108V176H107ZM112 178L115 179V177H112ZM122 178H124V177H122ZM127 178H128V177H127ZM132 178H133V177H132ZM134 178H133V179H134ZM157 178H158V176H157ZM168 178H169V176H168ZM173 178H174V177H173ZM175 178L177 179V177H175ZM182 178H184V177H182ZM189 178H192V177L189 176ZM189 178L187 177L188 180H189ZM193 178H194V176H193ZM213 178H211V180H212ZM219 178H220V177H219ZM240 178H241V177H240ZM261 178H262V176H261ZM5 179H6V178H5ZM9 179H11L10 176H9ZM16 179H19V178H16ZM23 179H24V178H23ZM23 179H22V180H23ZM25 179H26V178H25ZM25 179H24V180H25ZM56 179H57V178H56ZM56 179H55V180H56ZM71 179H72V178H71ZM87 179H88V178H87ZM95 179H96V178H95ZM108 179H110V178H108ZM128 179H129V178H128ZM128 179H126V180H128ZM133 179H131V180H133ZM139 179H140V178H138V180H139ZM187 179H186V180H187ZM254 179H255V178H254ZM258 179H259V178H258ZM258 179H257V180H258ZM263 179H264V178H263ZM263 179H262V180H263ZM14 180H15V179H14ZM14 180H13V182H14ZM27 180H28V179H27ZM30 180H31V178H30ZM34 180H36V179H34ZM79 180H78V181L76 180V182H78V183L81 184V182H79ZM83 180H84V182H85V178H84ZM117 180L119 181V178H118ZM124 180H125V179H124ZM152 180H154V179H152ZM156 180H157V179H156ZM158 180H160V177H159ZM158 180H157V181H158ZM170 180H171V178H170ZM179 180H180V179H179ZM182 180H184V179H182ZM188 180H187V181H188ZM192 180H193V179H192ZM201 180H202V179H201ZM211 180H209V181L211 182ZM240 180H242V179H240ZM262 180H261V181H262ZM2 181H4L3 178H2ZM19 181H21V180H19ZM25 181H26V180H25ZM28 181H29V180H28ZM56 181H57V180H56ZM72 181H74V180H72ZM101 181L103 182V180H101ZM112 181H114V180L112 179ZM115 181H116V179H115ZM120 181H121V179H120ZM133 181H134V180H133ZM140 181L145 182L144 179H143V180H140ZM150 181H151V180H150ZM150 181H149V182H150ZM164 181H166V180L164 179ZM167 181H168V180H167ZM173 181H175V179H174ZM202 181H203V180H202ZM242 181H243V180H242ZM244 181H245V180H244ZM249 181H251V180L249 179ZM254 181H255V180H254ZM254 181H252V182H254ZM263 181H264V180H263ZM6 182H8V181H6ZM13 182H12V183H13ZM31 182H32V181H31ZM31 182H30V184H31ZM57 182H58V181H57ZM62 182H63V180L61 179V182H60V183H62ZM66 182H67V181H66ZM69 182H70V181H69ZM87 182H88V181H87ZM87 182H85L84 184H86ZM106 182H107V181H106ZM116 182H117V181H116ZM124 182H125V181H124ZM146 182L148 183V179L146 180ZM152 182H154V181H151L150 183L152 184ZM155 182H156V181H155ZM169 182H170V181H169ZM176 182H178V180H177ZM176 182H175V183H176ZM190 182H191V181H190ZM212 182H215V181L213 180ZM212 182H211L210 184H209V183H205V186L207 187V184H208V185H211ZM240 182H241V181H240ZM245 182H247V181H245ZM245 182H244V184H246ZM0 183H1V182H0ZM21 183H22V182H21ZM23 183H24V181H23ZM23 183H22V185H23ZM71 183H72V182H71ZM111 183H112V182H110V185H111ZM132 183H133V182H132ZM132 183H130V184H132ZM136 183H137V182H136ZM140 183H141V182H140ZM175 183H174V186H175ZM184 183H186V182L184 181ZM187 183H188V182H187ZM193 183L196 184L194 181H193ZM199 183H200V181H199ZM201 183H202V182H201ZM215 183H216V182H215ZM242 183H243V182H242ZM247 183H248V182H247ZM3 184H4V183H3ZM10 184H11V181H10ZM15 184H17V183L15 182ZM18 184H19V182H18ZM68 184H69V183H67V185H68ZM73 184H75V186H77L76 183H75V181H74ZM84 184L82 183V185H84ZM96 184L98 185L99 183H96ZM105 184H106V183H105ZM107 184H108V182H107ZM123 184H124V183H123ZM126 184H127V183H126ZM143 184H144V183H143ZM148 184H149V183H148ZM156 184H157V183H156ZM159 184H160V183H159ZM167 184H168V182H167ZM170 184H171V183H170ZM170 184H169V185H170ZM172 184H173V183H172ZM176 184H178V183H176ZM179 184H180V183H179ZM181 184H182V182H181ZM189 184H190V183H189ZM194 184H193V185H194ZM202 184H203V183H202ZM202 184H201V186H200V185L197 183V187H198V185H199V186H200L199 189L202 187L201 189L204 191L205 189H203V188H204L205 186L203 187ZM225 184H228V183H225ZM238 184H239V183H238ZM238 184H237V185H238ZM252 184H254V183H252ZM252 184L250 183V186H251ZM263 184H264V183H263ZM8 185H9V184H8ZM58 185H59V184H58ZM62 185H64V184H62ZM88 185H89V184H88ZM93 185H95V184L93 183ZM100 185H103V184L100 183ZM117 185H118V184H117ZM117 185H116V188H117ZM185 185H186V184H185ZM187 185H188V184H187ZM217 185H218V183H217ZM220 185H221V184H220ZM222 185H223V184H222ZM222 185H221V186H222ZM230 185H231V184H230ZM254 185H255V184H254ZM6 186H7V185H6ZM9 186H10V185H9ZM24 186H26V183L24 184ZM27 186H29V185H27ZM56 186H57V185H56ZM65 186H66V185H65ZM85 186H86V185H85ZM104 186H106V185H104ZM113 186H115V182H114ZM120 186H121V185H120ZM126 186L128 187V185H126ZM129 186H131V185H129ZM134 186H135V182H134ZM134 186H133L132 188H134ZM141 186H142V185H141ZM146 186H147V184H146ZM157 186H159V185H157ZM164 186H165V185H164ZM190 186H191V185H190ZM215 186H216V185H215ZM239 186H240V184H239ZM241 186H242V185H241ZM247 186H248V185H247ZM247 186H246V187H247ZM255 186H256V185H255ZM263 186H264V185H263ZM3 187H4V186H3ZM39 187H40V186H39ZM54 187H55V186H54ZM61 187H62V186H61ZM61 187H59V191H60V188H61ZM87 187H88V186H87ZM90 187H91V186H90ZM90 187H89V189H90ZM95 187L97 188V186H95ZM127 187H126V188H127ZM148 187H149V186H148ZM151 187H152V186H151ZM153 187H154V186H153ZM162 187H163V184H161V188H162ZM168 187H169V186H168ZM171 187H173V186H171ZM197 187H196V188H197ZM209 187H210V186H209ZM211 187L213 188V186H211ZM218 187H219V186H218ZM222 187H223V186H222ZM236 187H237V186H236ZM248 187H249V186H248ZM251 187H254V186L252 185ZM261 187H262V186H261ZM5 188H6V187H5ZM15 188H16V187H15ZM15 188H14V189H15ZM28 188H29V187H28ZM40 188H43V187H40ZM40 188H39V189H40ZM45 188H46V187H45ZM57 188H58V187H57ZM66 188H69V189L72 190V191L74 190L73 187H68V186H67ZM101 188H102V187H101ZM106 188H107V187H106ZM132 188H130V189L132 190ZM136 188H139V187H136ZM136 188H135V189H136ZM163 188H166V186L163 187ZM163 188H162V189H163ZM180 188H181V186H180ZM180 188H177V189H180ZM182 188H187V189H188V187H186V186H185V187H182ZM190 188H193V187H190ZM190 188H189V189H190ZM207 188H208V187H207ZM214 188H215V187H214ZM225 188H227V186H226ZM228 188H229V187H228ZM255 188H256V187H255ZM0 189H1V188H0ZM7 189H9L8 186H7ZM11 189H12V188H11ZM21 189L23 190V187H22ZM24 189H25V188H24ZM29 189H30V188H29ZM46 189L48 190V189H50V188H46ZM77 189H78V188H77ZM77 189H76V190H77ZM81 189H82V188H81ZM85 189H86V188H85ZM98 189H99V188H98ZM107 189L109 190V188H107ZM107 189H105V190H107ZM112 189L114 190V188H112ZM112 189H111V190H112ZM141 189H143V188H141ZM146 189H147V188H146ZM149 189H150V187H149ZM153 189H154V188H153ZM155 189H156V188H155ZM162 189H157V190L159 191V190H162ZM174 189H176V188H174ZM174 189H171V190H174ZM187 189H186V190H187ZM219 189H220V187H219ZM219 189H218V191H219ZM223 189H224V188H223ZM247 189H248V188H247ZM4 190H5V189H4ZM17 190H18V188H17ZM25 190H27V189H25ZM25 190H24V191H25ZM43 190H44V189H43ZM51 190H56V189L54 188V189H51ZM64 190H65V189H64ZM64 190H63V191L61 190V191L64 192ZM67 190H68V189H67ZM70 190H68V194H69V191H70ZM95 190H96V189H95ZM95 190H94V191H95ZM100 190H101V189H100ZM100 190H99V191H100ZM111 190H110V191H111ZM119 190H120V189H119ZM151 190H152V189H151ZM151 190H148V192H150ZM167 190H168V189H167ZM167 190L164 189L163 192H164V191L166 192ZM192 190H193V189H192ZM197 190H198V189H197ZM202 190H201V191H202ZM210 190H212V189H210ZM210 190H208V191L210 192ZM229 190H230V188H229ZM229 190H228V191H229ZM249 190H250V189H249ZM263 190H264V188H263ZM14 191H15V190H14ZM14 191H11V192L13 193ZM49 191H50V190H49ZM59 191H58V192H59ZM94 191H93V192H94ZM116 191H117V190H116ZM122 191H123V190H122ZM124 191H125V190H124ZM127 191H128V190H127ZM129 191H130V190H129ZM134 191H135V190H134ZM136 191H139V190H136ZM145 191H146V190H144L143 192H145ZM169 191H170V189H169ZM169 191H168V196L170 197V195H169ZM177 191H178V190H177ZM179 191H180V190H179ZM181 191H182V189H181ZM184 191H185V190H184ZM193 191H194V190H193ZM201 191H199V192H201ZM205 191H206V190H205ZM212 191H213V190H212ZM216 191H217V190H216ZM220 191H221V190H220ZM231 191H233V189H232ZM237 191H238V190H237ZM242 191H243V190H242ZM245 191H246V189H245ZM250 191H251V190H250ZM255 191H258V189L256 188ZM255 191H254V193L257 194V192H255ZM9 192H10V190L8 191V193H9ZM17 192H18V191H17ZM46 192H48V191H46ZM53 192H54V191H53ZM58 192H57V193H58ZM75 192H77V191H75ZM86 192H87V191H86ZM89 192H90V191H89ZM102 192H103V191H102ZM120 192H121V191H120ZM131 192H132V191H131ZM140 192H141V191H140ZM153 192H154V191H153ZM173 192H174V191H173ZM187 192H188V191H187ZM191 192H192V191H191ZM194 192H195V191H194ZM221 192H222V191H221ZM234 192H235V190H234ZM238 192H239V191H238ZM238 192H237V193H238ZM258 192H259V191H258ZM24 193H25V192H24ZM57 193H56V194H57ZM65 193H66V192H65ZM71 193H72V192L70 191V194H69V195H73V194H71ZM73 193H74V192H73ZM77 193H78V192H77ZM79 193H80V192H79ZM100 193H101V192H100ZM108 193H109V192H108ZM116 193H117V192H116ZM124 193H126V192H124ZM124 193H123V195H124V199L128 198V197L125 198V194H124ZM150 193H151V192H150ZM150 193H149V194H150ZM160 193H161V191H160ZM174 193H175V192H174ZM176 193H178V195H179V192H176ZM176 193H175V194H176ZM181 193H182V192H181ZM185 193H186V192H185ZM188 193H189V192H188ZM192 193H193V192H192ZM192 193H191V194H192ZM216 193H217V192H216ZM235 193H236V192H235ZM237 193H236V194H237ZM241 193H242V192H240V194H241ZM247 193H248V192H247ZM261 193H262V192H261ZM3 194H4V193H3ZM15 194H16V193H15ZM45 194H46V193H45ZM51 194H52V193H51ZM59 194H60V193H59ZM59 194H58V195H59ZM66 194H67V193H66ZM68 194H67V195H68ZM75 194H76V193H75ZM85 194H89V193H85ZM104 194H105V193H104ZM110 194H111V193H110ZM113 194L115 195V192H113ZM113 194H112L111 196H113ZM119 194H120V193H119ZM129 194H130V192H129ZM134 194H135V192H134ZM136 194H138V193L136 192ZM136 194H135V195H136ZM146 194H147V193H146ZM146 194H145V195H146ZM161 194H162V193H161ZM164 194H166V193H164ZM164 194H162L161 197H162ZM171 194H172V193H171ZM182 194H184V193H182ZM199 194H200V193H199ZM201 194H202V193H201ZM203 194H204V193H203ZM211 194H212V193H211ZM221 194H222V193H221ZM221 194H220V195H221ZM228 194H229V193H228ZM232 194H233V193H232ZM263 194H264V193H263ZM5 195H6V194H5ZM9 195H10V194H9ZM22 195H23V194H22ZM93 195H94V194H93ZM96 195H97V194H96ZM105 195H106V194H105ZM117 195H118V194H117ZM120 195H122V193H121ZM126 195H128V194H126ZM130 195H131V194H130ZM132 195H133V194H132ZM135 195H134V197H135ZM140 195H141V194H140ZM143 195H144V194H143ZM143 195H141V196H143ZM145 195H144V196H145ZM153 195H154V194H153ZM153 195H152V196H153ZM172 195H173V194H172ZM185 195H186V194H185ZM188 195H189V194H188ZM196 195H197V194H196ZM204 195H205V194H204ZM208 195H209V194H208ZM208 195H207V196H208ZM217 195H218V194H217ZM217 195H216V196H217ZM243 195H244V193H243ZM249 195H250V194H249ZM249 195H248V197H246V198L249 199ZM257 195H260V194L258 193ZM1 196H2V195H1ZM7 196H8V195H7ZM11 196H12V195H11ZM16 196H17V194L15 195V197H16ZM44 196H46V195H44ZM85 196H86V195H85ZM87 196H89V195H87ZM90 196H91V195H90ZM118 196H119V195H118ZM128 196H129V195H128ZM144 196H143V198H144ZM179 196H181V195H179ZM192 196H193V195H192ZM198 196H199V195H198ZM209 196H211V195H209ZM209 196H208V197H209ZM214 196H215V195H214ZM230 196H231V195H230ZM230 196H229V197H230ZM237 196H238V195H237ZM244 196H246V195H244ZM252 196H253V195H252ZM255 196H256V195H255ZM3 197H4V196H3ZM15 197H14V198H15ZM17 197H18V196H17ZM20 197H21V196H20ZM58 197H59V196H58ZM68 197H69V196H68ZM98 197L100 198V196H98ZM101 197H103V196H101ZM107 197H108V199H111V198H112V197L110 198L108 195H107ZM115 197H116V195H115ZM115 197H114V199H116ZM129 197H130V196H129ZM132 197H133V196H132ZM161 197H160V200H159L160 202H161ZM164 197H165V196H164ZM164 197H163V198H164ZM173 197H174V195H173ZM176 197H178V196H176ZM181 197H182V196H181ZM185 197H186V196H185ZM199 197H200V196H199ZM208 197H207V198H208ZM233 197H234V195H233ZM235 197H236V196H235ZM259 197H260V196H259ZM261 197H262V196H261ZM44 198H45V197H44ZM50 198H51V197L49 196V199H50ZM70 198H71V197H70ZM73 198H74V197H73ZM79 198H80V196H79ZM88 198H89V197H88ZM90 198H91V197H90ZM103 198H104V197H103ZM103 198H102V199H103ZM137 198H138V197H137ZM148 198H149V197H148ZM166 198H168V197H166ZM187 198H188V197H187ZM201 198H202V195H201ZM207 198H206V199H207ZM213 198H214V197H213ZM215 198H216V197H215ZM226 198H227V197H226ZM230 198H231V197H230ZM238 198H239V197H238ZM238 198L236 199L237 201H238ZM242 198H243V197H242ZM263 198H264V197H263ZM1 199H3V198H1ZM17 199H18V198H17ZM19 199H20V198H19ZM21 199H22V198H21ZM45 199H46V198H45ZM49 199H48V200H49ZM84 199H86V198H84ZM84 199H83V200H84ZM95 199H96V198H95ZM97 199H98V198H97ZM108 199H106V200H108ZM112 199H113V198H112ZM121 199H122V198H121ZM124 199H123V200H124ZM131 199H132V198H131ZM138 199H139V198H138ZM146 199H147V198H146ZM155 199H156V198H155ZM170 199H171V198H170ZM179 199H180V197H179ZM182 199H184V198H182ZM203 199H204V198H203ZM209 199H210V198H209ZM209 199H207V200L210 202L211 199H210V200H209ZM217 199H218V198H217ZM217 199H216V200L214 199V200L217 201ZM239 199H240V198H239ZM248 199H247V201H248L249 203H250V201H251V204H252V203H253L252 200H250V199L248 200ZM43 200H44V199H43ZM67 200H68V199H67ZM71 200H72V198H71ZM73 200H75V199H73ZM81 200H82V199H81ZM87 200H88V199H87ZM104 200H105V198H104ZM106 200H105V201H106ZM127 200H128V199H127ZM127 200H125V201L127 202ZM136 200H137V199H136ZM140 200H141V199H139V200H137V201H140ZM152 200H153V199H152ZM157 200H158V198H157ZM164 200H165V199H164ZM166 200H168V199H166ZM173 200H174V199H173ZM176 200H177V199H176ZM185 200H186V199H185ZM185 200H184V201H185ZM192 200H193V199H192ZM204 200H205V199H204ZM219 200H221V199H219ZM224 200H225V198H224ZM232 200H234V199H232ZM236 200H235V201H236ZM240 200H241V199H240ZM240 200H239V201H240ZM254 200H255V199H254ZM256 200H259V198L256 199ZM9 201H11V200L9 199ZM17 201H18V200H17ZM20 201H21V200H19V202H20ZM44 201H45V200H44ZM53 201H54V200H53ZM101 201H102V200H101ZM112 201H113V200H112ZM114 201H115V200H114ZM129 201H130V200H129ZM142 201H145V202L147 203L148 200L143 199ZM168 201H169V200H168ZM178 201H179V200H178ZM190 201H191V199L189 200V202H190ZM200 201H201V200H200ZM259 201H261V200H259ZM259 201H258V202H259ZM262 201H263V200H262ZM5 202H6V201H5ZM12 202H13V201H12ZM14 202H15V201H14ZM14 202H13V203H14ZM42 202H43V201H42ZM45 202L47 203V201H45ZM79 202H80V201H79ZM79 202H78V203H79ZM81 202H82V201H81ZM98 202H100V201L98 200ZM117 202H118V201H117ZM126 202H125V203H126ZM164 202H166V201H164ZM186 202H187V200H186ZM189 202H188V204H189ZM191 202L193 203V201H191ZM212 202H213V201H212ZM221 202H222V200H221ZM223 202H224V201H223ZM225 202H226V200H225ZM225 202H224V204H225ZM258 202H257V203H258ZM9 203H10V202H9ZM9 203H8V204H9ZM17 203H18V202H17ZM22 203H23V202H22ZM22 203H20V204H22ZM48 203H49V202H48ZM50 203H51V202H50ZM70 203H72V202H70ZM106 203H107V202H106ZM115 203H116V202H115ZM119 203H120V202H119ZM125 203H124V205H126ZM129 203H131V202H129ZM138 203H139V202H138ZM138 203H137V204H138ZM142 203H143V202H142ZM149 203H151V202H149ZM157 203H158V202H157ZM171 203H172V202H171ZM180 203H181V201H180ZM184 203H185V202H184ZM194 203H195V202H194ZM201 203H202V202H201ZM203 203H204V202H203ZM203 203H202V204H203ZM206 203H207V202H206ZM215 203L218 204L217 202H215ZM231 203H232V201H231ZM236 203H237V202H236ZM257 203H255V204H257ZM54 204H55V203H54ZM60 204H62V203L60 202ZM60 204H59V205H60ZM75 204H76V202H75ZM79 204H81V203H79ZM84 204H86V203H84ZM101 204H102V203H101ZM108 204H109V203H108ZM131 204H133V201H132ZM131 204H130V205H131ZM134 204H136V203H134ZM152 204L154 205V203H152ZM160 204H162V203H160ZM172 204H174V203H172ZM176 204H177V203H176ZM222 204H223V203H222ZM224 204H223V205H224ZM229 204H230V202H229ZM244 204H245V202H244ZM261 204H262V203H261ZM263 204H264V203H263ZM263 204H262V205H263ZM14 205H15V204H14ZM18 205H19V204H18ZM52 205H53V204H52ZM62 205H63V204H62ZM70 205H74V203H72V204H70ZM92 205H93V204H92ZM109 205H110V204H109ZM113 205H114V203L112 204V206H113ZM119 205H120V204H119ZM119 205H118V206H119ZM128 205H129V204H128ZM142 205H143V204H142ZM148 205H150V204H148ZM157 205H158V204H157ZM182 205H184V204H182ZM185 205H186V203H185ZM189 205H190V204H189ZM189 205H188V206H189ZM192 205H194V204H192ZM207 205H208V204H207ZM220 205H221V204H220ZM227 205H228V203H227ZM247 205H249V204L247 203ZM257 205H259V204H257ZM5 206H6V205H4L3 207H5ZM12 206H13V205H12ZM20 206H21V205H20ZM55 206H56V205H55ZM74 206H75V205H74ZM76 206H77V204H76ZM81 206H82V205H81ZM85 206H86V205H84V207H85ZM88 206H89V205H88ZM88 206H86V207H88ZM96 206H97V205H96ZM106 206H107V204H106ZM131 206H132V205H131ZM134 206H135V205H134ZM140 206H141V205H140ZM154 206H156V205H154ZM162 206H163V205H162ZM170 206H171V205H170ZM170 206H169V207H170ZM172 206H173V205H172ZM204 206L206 207L205 204H204ZM204 206H203V207H204ZM209 206H210V204H209ZM212 206H213V204H212ZM216 206H217V205H216ZM252 206L254 207L255 205L253 204ZM259 206H260V205H259ZM0 207H1V206H0ZM72 207H73V206H72ZM99 207H100V206H99ZM113 207H114V206H113ZM113 207H112V208H113ZM120 207H122V205H121ZM125 207H126V206H125ZM142 207H143V208H144V207L146 208V205H145V206L143 205ZM142 207H141V208H142ZM148 207H150V208L152 209L151 206H148ZM148 207H147V208H148ZM166 207H168V203L166 204L165 208H166ZM186 207H187V206H186ZM210 207H211V206H210ZM213 207H214V206H213ZM256 207H257V206H256ZM1 208H2V207H1ZM19 208H20V207H19ZM23 208H25V207H23ZM57 208H58V207H57ZM59 208H60V206H59ZM70 208H71V207H70ZM73 208H74V207H73ZM73 208H72V209H73ZM79 208H80V207H79ZM101 208H102V206H101ZM136 208H137V207H136ZM136 208H135V209H136ZM143 208H142V209H143ZM150 208H149V209H150ZM163 208H164V207H163ZM187 208H188V207H187ZM190 208H191V207H190ZM190 208H189V209H190ZM222 208H223V206H222ZM230 208H231V207H230ZM235 208H236V207H235ZM241 208H242V207H241ZM251 208H252V207H251ZM260 208H261V207H260ZM260 208H259V209H260ZM11 209H12V208H11ZM13 209H14V208H13ZM15 209H16V208H15ZM17 209H18V208H17ZM17 209H16V210H17ZM20 209H21V208H20ZM63 209H64V208H63ZM65 209H66V206H65ZM65 209H64V210H65ZM72 209H71V211H72ZM81 209H83V208H81ZM81 209H80V211H81ZM85 209H86V208H85ZM85 209H84V210H85ZM87 209H88V208H87ZM87 209H86V210H87ZM95 209H96V207H95ZM103 209H104V207H103ZM105 209H106V208H105ZM128 209H129V208H128ZM128 209H127V210H128ZM142 209H141V210H142ZM155 209H156V207H155ZM155 209H154V210H155ZM159 209H161V205H160ZM238 209H239V207H238ZM256 209H257V208H256ZM3 210H4V209H3ZM21 210H22V209H21ZM51 210H52V209H51ZM59 210H60V209H59ZM68 210H69V207H68ZM73 210H74V209H73ZM76 210H77V209H76ZM88 210H89V209H88ZM106 210H107V209H106ZM106 210H104V212H105ZM120 210H121V209H120ZM127 210H126V211H127ZM137 210H138V208H137ZM146 210H147V209H146ZM162 210H163V209H162ZM185 210H186V208H185ZM223 210H225V209L223 208ZM0 211H1V210H0ZM12 211H14V210H12ZM52 211H54V209H53ZM57 211H58V210H57ZM57 211L54 212V213H57ZM61 211H62V210H61ZM71 211H70V212H71ZM78 211H79V209H78ZM89 211H92V209L89 210ZM100 211H102V210H100ZM112 211H113V210H112ZM126 211H125V213H126ZM142 211H143V210H142ZM164 211H165V210H164ZM235 211H236V210H235ZM240 211H241V209H240ZM240 211H239V212H240ZM263 211H264V210H263ZM19 212H21V211H19ZM22 212H23V211H22ZM82 212H83V211H82ZM87 212H88V211H87ZM116 212H117V211H116ZM119 212H120V211H119ZM128 212H129V211H128ZM139 212H140V211H139ZM143 212H145V211H143ZM147 212H148V211H147ZM151 212H152V211H151ZM155 212H156V210H155ZM160 212H161V211H160ZM181 212H182V211H181ZM225 212H226V211H225ZM230 212H231V210H230ZM3 213H4V212H3ZM54 213H53V214H54ZM61 213H62V212H61ZM64 213H66V212H64ZM68 213H69V212H68ZM71 213H73V212H71ZM75 213H76V211H75ZM90 213H91V212H90ZM120 213H122V212H120ZM131 213H132V212H131ZM136 213H137V212H136ZM140 213H141V212H140ZM158 213H159V212H158ZM242 213H243V212H242ZM263 213H264V212H263ZM19 214H20V213H19ZM41 214H42V213H41ZM69 214H70V213H69ZM80 214H81V212H80ZM83 214H84V212H83ZM118 214H119V213H118ZM127 214H128V213H127ZM194 214H195V213H194ZM200 214H201V213H200ZM227 214H228V213H227ZM235 214H236V213H235ZM237 214H238V213H237ZM240 214H241V212H240ZM240 214H239V215H240ZM2 215H3V214H2ZM11 215H12V214H11ZM14 215H15V214H14ZM32 215H33V214H32ZM32 215H31V216H32ZM34 215H35V214H34ZM38 215H39V214H38ZM48 215L51 216V212H50ZM54 215H56V214H54ZM59 215H60V214H59ZM59 215H58V216H59ZM65 215H67V213H66ZM75 215H76V214H75ZM106 215H107V214H106ZM106 215H105V216H106ZM113 215H115V213H113ZM131 215H132V214H131ZM135 215H136V214H135ZM149 215H150V214H149ZM149 215H148V216H149ZM155 215H156V213H155ZM157 215H158V214H157ZM197 215H199V214H197ZM228 215H229V214H228ZM232 215H233V214H231V216H232ZM6 216H7V214H6ZM18 216H19V215H18ZM43 216H44V213H43ZM45 216H46V214H45ZM52 216H53V215H52ZM61 216H63V215H61ZM61 216H59V217H61ZM70 216H71V215H70ZM72 216H73V215H72ZM76 216H78V215H76ZM76 216H75L74 218H76ZM85 216H86V213H85ZM89 216H90V215H89ZM107 216H109V215H107ZM110 216H112V215H110ZM110 216H109V218H110ZM128 216H129V215H128ZM133 216H134V215H133ZM140 216H141V215H140ZM148 216H147V217H148ZM199 216H200V215H199ZM237 216H238V215H237ZM240 216H242V215H240ZM253 216H254V214H253ZM1 217H4V216H1ZM8 217H9V216H7V218H8ZM34 217H35V216H34ZM37 217H38V216H37ZM40 217H41V216H40ZM81 217H82V215H81ZM87 217H88V216H87ZM118 217H120V216L118 215ZM118 217L115 218V219L118 220ZM123 217H124V216H123ZM136 217H137V215H136ZM136 217H135V220L137 219ZM143 217H144V216H143ZM145 217H146V216H145ZM150 217H151V216H150ZM160 217H162V216L160 215L159 218H160ZM200 217H201V216H200ZM200 217H199V218H200ZM234 217H235V215H234ZM7 218H5V219L7 220ZM18 218H19V217H18ZM47 218H48V217H47ZM51 218L53 219V217H51ZM54 218L57 219V216L54 217ZM62 218H63V217H62ZM70 218H71V217H70ZM79 218H80V217L78 216V219H76V221L79 220ZM90 218H91V217H90ZM103 218L105 219L106 217H102V220H103ZM113 218H114V217H113ZM113 218H111V219H113ZM125 218H126V217H125ZM127 218H128V217H127ZM131 218H132V217H131ZM154 218H155V217H154ZM164 218H165V217H164ZM177 218H178V217H177ZM181 218H182V217H181ZM197 218H198V217H197ZM199 218H198V219H199ZM33 219H35V218H33ZM33 219H32V220H33ZM49 219H50V217H49ZM82 219H83V218H82ZM86 219H87V218H86ZM88 219H89V217H88ZM106 219H107V218H106ZM106 219H105V221H106ZM115 219H114V220H115ZM119 219H120V218H119ZM141 219H142V218H141ZM143 219H145V218H143ZM146 219H147V218H146ZM149 219H150V218H149ZM160 219L162 220L163 218H160ZM175 219H176V217H175ZM175 219H173V221H174ZM179 219H180V218H179ZM203 219H205V218H203ZM6 220H5V221H6ZM16 220H17V219H15V221H16ZM42 220H43V219H42ZM42 220H41V221H42ZM46 220H48V219H46ZM50 220H51V219H50ZM61 220H62V219H61ZM63 220H64V219H63ZM68 220H69V219H68ZM74 220H75V219H74ZM84 220H85V219H84ZM100 220H101V219H100ZM100 220H99V221H100ZM102 220H101V221H102ZM127 220H128V219H127ZM129 220H130V219H129ZM138 220H139V219H138ZM164 220H165V223L168 222L166 219H164ZM180 220H181V219H180ZM180 220H179V221H180ZM5 221L3 220V222H5ZM7 221H11V220H7ZM12 221H13V219H12ZM17 221H18V220H17ZM17 221H16L15 224H17ZM28 221H29V220H28ZM33 221H34V220H33ZM36 221H37V220H36ZM71 221H72V220H71ZM76 221H75V222H76ZM99 221H98V222H99ZM110 221H111V220H110ZM118 221H119V220H118ZM144 221H145V220H144ZM147 221H148V219H147ZM151 221L153 222L154 219L152 218ZM155 221H158V220L156 219ZM162 221H163V220H162ZM166 221H167V222H166ZM204 221H205V220H204ZM20 222H21V219H20ZM80 222H81V221H80ZM82 222H83V221H82ZM92 222H93V218H92ZM95 222H96V221H95ZM103 222H104V221H103ZM111 222H112V221H111ZM123 222H124V221H123ZM126 222H127V221H126ZM139 222H140V221H139ZM139 222H138V223H139ZM160 222H161V221H160ZM171 222H172V220H171ZM177 222H178V221H177ZM177 222H175L176 225H177ZM185 222H186V221H185ZM187 222H188V221H187ZM190 222H191V221H190ZM193 222H194V220H193ZM196 222H197V220L195 221V223H196ZM7 223H9V222H7ZM18 223H19V222H18ZM33 223H34V222H33ZM44 223H45V222H44ZM60 223H61V222H60ZM64 223H65V220H64ZM68 223H69V221H68ZM68 223H65V224H68ZM86 223H87V222H86ZM89 223H90V222L88 221V225H89ZM100 223H101V222H99V224H100ZM114 223H116V222H114ZM114 223H112V224H114ZM134 223L137 224L136 221H135ZM142 223H143V222H142ZM145 223H146V222H145ZM168 223H170V222H168ZM172 223H173V222H172ZM179 223H180V222H178V225H177V226H179ZM199 223H200V222H199ZM199 223H198V224H199ZM1 224H2V221H1ZM4 224H5V223H4ZM4 224H3V225H4ZM11 224H14V223H11ZM61 224L63 225V223H61ZM79 224H80V223H79ZM83 224H84V223H83ZM91 224H92V223H91ZM101 224H103V223H101ZM104 224H107V222L104 223ZM110 224H111V223H109L108 225H110ZM146 224H147V223H146ZM149 224H151V223H149ZM149 224H148V225H149ZM154 224H155V223H154ZM159 224H161V223H159ZM159 224H158V225H159ZM162 224H163V223H162ZM173 224H174V223H173ZM175 224H174V225H175ZM180 224H181V223H180ZM185 224H186V223H185ZM188 224H189V222H188ZM196 224H197V223H196ZM196 224H195V225H196ZM5 225H6V224H5ZM17 225H18V224H17ZM19 225H20V224H19ZM23 225H24V224H23ZM23 225H22V226H23ZM31 225H32V224H31ZM37 225H38V224H37ZM56 225H57V224H56ZM77 225H78V224H77ZM148 225H147V227H148ZM158 225H157V226H158ZM164 225H165V224H164ZM166 225H167V224H166ZM166 225H165V226H166ZM169 225H170V224H169ZM174 225H172V226H174ZM176 225H175V226H176ZM199 225H200V224H199ZM204 225L206 226V224H204ZM15 226H16V225H15ZM15 226H14V228H15ZM20 226H21V225H20ZM20 226H19V227H20ZM40 226H41V225H40ZM45 226H46V225H45ZM63 226H64V225H63ZM67 226H68V225H67ZM71 226H72V224H71L69 227H71ZM74 226H76V225H74ZM74 226H73V227H74ZM141 226H142V225H141ZM151 226L153 227L154 225H151ZM159 226H160V225H159ZM181 226H184V222H182ZM186 226H187V224L185 225V227H186ZM7 227H8V229L10 230L9 227H11V226H7ZM12 227H13V226H12ZM38 227H39V226H38ZM55 227H56V226H55ZM57 227H59V226H57ZM57 227H56V228H57ZM76 227H77V226H76ZM84 227H85V226H84ZM87 227H88V226H87ZM89 227H90V226H89ZM92 227H93V225H92ZM185 227H182V229H184ZM188 227H189V225L186 227V229H187ZM192 227H193V226H192ZM199 227H200V226H199ZM14 228H13V229H14ZM31 228H32V227H31ZM35 228H37V227H35ZM48 228H49V227H48ZM61 228H63V227L61 226ZM61 228L59 227V230H60ZM77 228H78V227H77ZM77 228H76V229H77ZM79 228H80V227H79ZM144 228H145V227H144ZM154 228H155V227H154ZM160 228H161V227H160ZM175 228H176V227H175ZM179 228L181 229L180 226H179ZM193 228H194V227H193ZM193 228H192V229H193ZM13 229H11V230H13ZM16 229H17V227H16ZM41 229H42V228H41ZM41 229H39V230H41ZM49 229H50V228H49ZM49 229H47V230H49ZM52 229H53V228H52ZM87 229H88V228H87ZM148 229H149V228H148ZM161 229H163V228H161ZM161 229H160V232H161ZM166 229H168V228H166ZM171 229H172V227H171ZM177 229H178V228H177ZM177 229H176V231H177V233H178V231H180V230H177ZM201 229H202V228H201ZM206 229H207V228H206ZM11 230H10V231H11ZM54 230H55V229H54ZM54 230H53V231H54ZM62 230H63V229H62ZM64 230H65V229H64ZM168 230H169V229H168ZM184 230H185V229H184ZM184 230H182V232H184ZM193 230H194V229H193ZM199 230H200V228H199ZM199 230H198V231H199ZM14 231H16V230L14 229L13 232H14ZM26 231H27V230H26ZM33 231H34V230H33ZM56 231H57V229H56ZM56 231H55V232H56ZM67 231H68V229H67ZM74 231H75V230H74ZM77 231H78V230H77ZM79 231H80V230H79ZM138 231H140V230H138ZM142 231H143V228H142ZM142 231H141L140 235L143 234ZM154 231H155V230H154ZM156 231H158V230H156ZM163 231H164V230H163ZM165 231H166V230H165ZM173 231H174V230H173ZM176 231H175V232H176ZM187 231H188V230H187ZM194 231H195V230H194ZM11 232H12V231H11ZM23 232H24V231H22V233H23ZM41 232H42V231H41ZM43 232H45V231H43ZM50 232H51V231H50ZM63 232H64V231H63ZM63 232H61V233H63ZM65 232H66V231H65ZM65 232H64V233H65ZM69 232H70V234L72 233L71 231H69ZM160 232L158 231V233H160ZM166 232H167V231H166ZM166 232H165V233H166ZM195 232H196V231H195ZM199 232H200V231H199ZM16 233H17V232H16ZM32 233H33V232H32ZM38 233H40V232H38ZM38 233H37V234H38ZM45 233H46V232H45ZM47 233H48V232H47ZM58 233H59V232H58ZM83 233H84V232H83ZM127 233H128V232H127ZM132 233H133V232H132ZM137 233H138V232H136V233H134V234H137ZM149 233H150V232H149ZM153 233H154V232H153ZM155 233H157V232H155ZM155 233H154V234H155ZM163 233H164V232H163ZM172 233H173V232H172ZM209 233H210V232H209ZM24 234H25V233H24ZM48 234H49V233H48ZM66 234H67V233H66ZM74 234H75V233H74ZM74 234H73V235H74ZM77 234H79V233H77ZM80 234H81V233H80ZM86 234H87V233H85V235H86ZM123 234H124V233H123ZM167 234H168V233H167ZM181 234H182V233H181ZM263 234H264V233H263ZM14 235H15V234H14ZM28 235H29V234H28ZM33 235H34V234H33ZM35 235H36V234H35ZM35 235H34V236H35ZM38 235H39V234H38ZM40 235H41V234H40ZM50 235H51V234H50ZM59 235H60V234H59ZM71 235H72V234H71ZM71 235H70V236H71ZM73 235H72V237H73ZM75 235H76V234H75ZM81 235H82V234H81ZM83 235H84V234H83ZM124 235H125V234H124ZM127 235H128V234H127ZM129 235H130V234H129ZM155 235H156V234H155ZM157 235H158V234H157ZM175 235H176V234L174 233V236H175ZM177 235H178V234H177ZM177 235H176V236H177ZM187 235H189V234H187ZM210 235L212 236L213 234H209V236H208L207 239H209ZM9 236H10V235H9ZM11 236H12V235H11ZM16 236H17V235H16ZM22 236H23V235H22ZM26 236H27V235H26ZM62 236H63V235H62ZM62 236H61V237H62ZM66 236H68V235H66ZM78 236H79V235H78ZM86 236H87V235H86ZM97 236L100 237V235H97ZM102 236H103V235H102ZM106 236H107V235H106ZM117 236L119 237V234H118ZM135 236H136V235H135ZM142 236H143V235H141V238H142ZM146 236H147V234H146ZM146 236H145V234H144V238H146ZM159 236H160V235H158V237H159ZM166 236H167V235H166ZM172 236H173V235H172ZM172 236H171V237H172ZM176 236H175V237H176ZM184 236H185V235H184ZM194 236H195V235H194ZM238 236H239V235H238ZM252 236H253V235H252ZM252 236H249V237H252ZM0 237H2V235H1ZM7 237H8V236H7ZM18 237L21 238V237H20V234H19ZM18 237H17V238H18ZM31 237H32V236H30V238H31ZM38 237H39V236H38ZM44 237H45V240H46V239L50 240V239L47 238L46 236H44ZM49 237H51V236H49ZM55 237H56V235H55ZM79 237H81V236H79ZM93 237H94V236H93ZM93 237H92V238L90 237V240H92V239L94 240L95 238H98V237H94V238H93ZM113 237H115V236L113 235ZM123 237H124V236H123ZM127 237H128V236H127ZM156 237H157V236H156ZM162 237H163V236H162ZM164 237H165V236H164ZM167 237H168V236H167ZM169 237H170V236H169ZM178 237H179V236H178ZM192 237H193V236H192ZM213 237H214V236H213ZM235 237H237V236H235ZM246 237H247V236H246ZM263 237H264V236H263ZM3 238H4V236H3ZM19 238H18V239H19ZM30 238H29L28 240H30ZM63 238H64V239H67V238H65V237H63ZM84 238H85V237H84ZM103 238H104V236H103ZM106 238H108V237H106ZM110 238H112V237H110ZM110 238H109V240L111 241L112 239H110ZM137 238H138V237H137ZM141 238H140V241H141ZM151 238H152V237H151ZM151 238H150V239H151ZM193 238H194V237H193ZM198 238H199V237H197V239H198ZM205 238H206V237H205ZM210 238H211V237H210ZM255 238H256V237H255ZM1 239H2V238H1ZM23 239H24V238H23ZM23 239H22V240H23ZM26 239H27V238H26ZM32 239H33V238H32ZM39 239H40V238H39ZM39 239H38V240H39ZM52 239H54V236H53ZM57 239H58V238H57ZM60 239H61V238H60ZM86 239H87V240H86V241H87V244H88V242L90 243V240H89V237H88V236H87ZM99 239H100V238H99ZM113 239H115V238H113ZM121 239H124V238L121 237ZM133 239H134V238H133ZM138 239H139V238H138ZM138 239H137V240H138ZM148 239H149V238H148ZM154 239H155V237H154ZM154 239H153V240H154ZM158 239H159V238H158ZM176 239H177V238H176ZM181 239H182V237H181ZM184 239H185V238H184ZM200 239H201V238H200ZM200 239H199V240H200ZM211 239H212V238H211ZM233 239H234V238H233ZM239 239H240V238H239ZM242 239H244V238H242ZM245 239H246V238H245ZM251 239H252V238H250V240H251ZM4 240H5V239H4ZM6 240H7V241H5V242H8L9 239H6ZM28 240H27V242L29 243ZM34 240H35V239H34ZM38 240H37V241H38ZM45 240H44V241H45ZM58 240H59V239H58ZM61 240H62V239H61ZM74 240H75V239H74ZM88 240H89V241H88ZM93 240H92V242H94V243L97 241V240H95V241H93ZM116 240H117V239H116ZM116 240H115V241H116ZM118 240H120V237L118 238ZM118 240H117V241H118ZM127 240H128V239H127ZM143 240H144V239L142 238V241H143ZM145 240H146V239H145ZM159 240H161V239H159ZM169 240H170V239H169ZM171 240H172V239H171ZM179 240H180V239H179ZM212 240H213V239H212ZM237 240H238V239H237ZM248 240H249V239H248ZM250 240H249V241H250ZM17 241H18V240H17ZM51 241H52V240H51ZM59 241H60V240H59ZM63 241H64V240H63ZM69 241H70V239H69ZM71 241H72V239H71ZM83 241H84V240H83ZM86 241H84V244H86ZM100 241H101V240H100ZM105 241H108V240H105ZM110 241H109V242H110ZM125 241H126V240H125ZM125 241H122V244H123V245H124V242H125ZM132 241H133V240H132ZM132 241H130V242H132ZM154 241H155V240H154ZM154 241H152V242L154 243ZM157 241H158V240H157ZM167 241H168V240H167ZM175 241H177V240H175ZM204 241H205V240H204ZM214 241H215V239H214ZM238 241L240 242L241 240H238ZM255 241H256V240H255ZM33 242H34V241L32 240V245L34 244ZM47 242H48V243H51V242H49V241H47ZM53 242H54V241H53ZM57 242H58V241H57ZM60 242H61V241H60ZM72 242H73V241H72ZM75 242H76V241H75ZM92 242H91V243H92ZM101 242H102V241H101ZM103 242H104V241H103ZM111 242L113 243L114 241H111ZM137 242H138V241H137ZM152 242L150 243V246L153 244ZM165 242H166V239H165ZM177 242H178V241H177ZM188 242H189V241H188ZM188 242H187V243H188ZM207 242H208V241H207ZM215 242H216V241H215ZM242 242H243V241H242ZM245 242H246V241H245ZM253 242H254V241H253ZM1 243H2V241H1ZM10 243H11V242H10ZM14 243H15V242H14ZM30 243H31V240H30ZM30 243L28 244V247H27V248H30V247H29V246H30ZM54 243H55V242H54ZM98 243H99V242H98ZM107 243H108V242H107ZM107 243H105V244H107ZM116 243H117V242H116ZM125 243H126V242H125ZM128 243H129V241H128ZM132 243H133V242H132ZM139 243H141V242H139ZM143 243H144V242H143ZM145 243H146V241H145ZM148 243H149V242H148ZM168 243H169V242H168ZM174 243H175V242H174ZM174 243H173V245H174ZM180 243H181V242H180ZM180 243H178V244H180ZM185 243H186V242H185ZM187 243H186V244H187ZM189 243H190V242H189ZM200 243H201V242H200ZM202 243H203V241H202ZM211 243H212V241H211ZM218 243H220V242H218ZM218 243H217V245H216V243H215L214 245L219 246ZM236 243H237V241H236ZM240 243H241V242H240ZM251 243H252V242H251ZM2 244H5V243L3 242ZM2 244H1V245H2ZM15 244H16V243H15ZM21 244H22V243H21ZM24 244H25V243H24ZM24 244H22V245H24ZM35 244H36V240H35ZM37 244H38V242H37ZM37 244H36V245H37ZM44 244H46V243L44 242ZM57 244H58V243H57ZM79 244H81V243H79ZM79 244H78V245H79ZM102 244H103V243H102ZM110 244H111V243H110ZM110 244H108V246H110ZM113 244H114V243H113ZM117 244H119V243H117ZM126 244H127V243H126ZM162 244L164 245L165 243L162 242ZM175 244H176V243H175ZM192 244H193V243H192ZM195 244H196V243H195ZM205 244H207V243H205ZM209 244H210V243H209ZM238 244H239V243H238ZM246 244H247V243H246ZM246 244H245V245H246ZM8 245H10V244H8ZM13 245H14V244H13ZM13 245H12V247L14 248L15 246H13ZM22 245H20V246H22ZM50 245H51V244H50ZM90 245H91V244H90ZM97 245H98V244H97ZM120 245H121V244H120ZM120 245H116V244H114V246H113V247L111 246V247L114 248V247L116 246V247L118 248V246L120 247ZM133 245H134V244H133ZM136 245H137V243H136ZM144 245H145V244H144ZM154 245H155V244H154ZM159 245H160V244H159ZM167 245H168V244H167ZM171 245H172V243H171ZM173 245H172V246H173ZM197 245H198V247H199V244H197ZM207 245H208V244H207ZM16 246H17V245H16ZM18 246H19V245H18ZM38 246H39V245H38ZM43 246H44V245H43ZM71 246H74V245L71 243ZM81 246H82V244H81ZM81 246H80V247H81ZM88 246H89V245H86L85 248L88 249V248H89ZM92 246H94V245H92ZM134 246H135V245H134ZM142 246H143V245H142ZM147 246H149V245H147ZM150 246H149V247H146V246H145V247H146V248H150ZM156 246H157V244H156ZM156 246H154V247H156ZM169 246H170V245H169ZM176 246H177V244H176ZM176 246H175V249L177 250ZM179 246H180V245H179ZM179 246H178V247H179ZM190 246H191V245H190ZM193 246L196 247L195 245H193ZM249 246H251V245H249ZM255 246H257V245H255ZM259 246H260V245H259ZM263 246H264V245H263ZM7 247H8V246H7ZM35 247H36V246H35ZM40 247H41V246H40ZM46 247H47V246H46ZM57 247H58V246H57ZM83 247H84V246H83ZM101 247H102V246H101ZM101 247H100V249H101ZM111 247H110V249H111ZM116 247H115V249H116ZM121 247H122V246H121ZM124 247H127V246H124ZM139 247H140V245H139ZM162 247H163V246H162ZM181 247H182V246H181ZM186 247H187V246H186ZM188 247H189V246H188ZM194 247L192 248L193 251H194ZM201 247H202V246H201ZM206 247H207V246H206ZM243 247H244V246H243ZM260 247H261V246H260ZM32 248H33V247L31 246V250H32ZM51 248H52V247H51ZM53 248H54V247H53ZM53 248H52V249H53ZM71 248H73V247H71ZM85 248H84V249H85ZM128 248H129V247H128ZM135 248H136V247H135ZM167 248H168V247H167ZM167 248H166V249H167ZM179 248H180V247H179ZM190 248H191V247H190ZM202 248H203V247H202ZM204 248H205V247H204ZM256 248H257V247H256ZM262 248H263V247H262ZM1 249H3L2 251H4V249H5L4 246H3V248L1 247ZM19 249H20V248H19ZM48 249H49V246H48ZM52 249H51V250H52ZM75 249H78V248H75ZM92 249H93V248H92ZM119 249L122 250V248H118V250H119ZM125 249H126V248H125ZM129 249H131V247H130ZM141 249H142V248H141ZM141 249H140V252H139L140 255H141ZM143 249H144V248H143ZM156 249H157V248H156ZM158 249H159V248H158ZM161 249H162V248H161ZM166 249H165V250H166ZM175 249H174V250H175ZM182 249H184V248H182ZM196 249H197V248H196ZM212 249H213V248H212ZM21 250H24V249H21ZM29 250H30V249H29ZM35 250H36V249H35ZM42 250H44V249H42ZM45 250H47V249H45ZM56 250H57V249H56ZM58 250H59V249H58ZM58 250H57V251H58ZM71 250H72V249H71ZM73 250H74V249H73ZM80 250H81V249H80ZM90 250H91V249H90ZM102 250H103V249H102ZM153 250H154V249H153ZM165 250H164V251H165ZM178 250H179V249H178ZM197 250H199V249H197ZM197 250H196V251H197ZM202 250H203V249H202ZM204 250H205V249H204ZM215 250H216V248H215ZM217 250H218V249H217ZM220 250H221V249H220ZM245 250H246V249H245ZM252 250H253V249H252ZM258 250H259V249H257V251H258ZM81 251H83V250H81ZM86 251H89V250H86ZM106 251H107V250H106ZM112 251L115 252L114 249H113ZM116 251H117V250H116ZM119 251H120V250H119ZM125 251H126V250H125ZM125 251H124V252H125ZM133 251H134V250H133ZM143 251H144V250H143ZM145 251H146V250H145ZM155 251H156V250H155ZM161 251H162V250H161ZM168 251H170V250H168ZM172 251H173V250H172ZM172 251H171V252H172ZM181 251H184V250H181ZM199 251H200V250H199ZM213 251H214V250H213ZM213 251H212V252H213ZM242 251H243V250H242ZM11 252H13V251H12V250L9 251L10 255L13 254V253H11ZM26 252H27V251H26ZM39 252H41V251H39ZM51 252H52V251H51ZM75 252H76V251H75ZM77 252L79 253V251H77ZM84 252H85V251H84ZM90 252H92V251H90ZM104 252H105V251H104ZM121 252H122V251H121ZM121 252H119V254H123V253H121ZM126 252H128V251H126ZM129 252H131V253L133 254L132 251H129ZM157 252H158V251H157ZM157 252H155L154 254H156ZM178 252H179V251H178ZM178 252H177V253H178ZM189 252H192V251L189 250ZM194 252H195V251H194ZM247 252H248V251H247ZM250 252H252V251H250ZM255 252H256V250H255ZM2 253H3V252H2ZM14 253H16V252H14ZM18 253H19V252H18ZM30 253H31V252H30ZM34 253H36V251H35ZM34 253H33V254H34ZM37 253H38V252H37ZM41 253H42V252H41ZM95 253H97V252H95ZM95 253H91V254H95ZM134 253H135V252H134ZM143 253H145V252H143ZM148 253H149V252H148ZM148 253H147V254H148ZM151 253H152V252H151ZM165 253H166V252H165ZM175 253H176V251H175ZM187 253H188V249H187ZM197 253H198V251H197ZM214 253H215V251H214ZM216 253H217V252H216ZM252 253H253V252H252ZM252 253H251V254H252ZM27 254H28V253H27ZM44 254H45V253H44ZM47 254H48V252H47ZM49 254H50V253H49ZM58 254H59V253H58ZM71 254H72V253H71ZM85 254H86V253H85ZM91 254H90V255H91ZM104 254H105V253H104ZM112 254H113V253H112ZM124 254H125V253H124ZM127 254H128V253H127ZM154 254H153V255H154ZM185 254H186V253H185ZM192 254H193V253H192ZM198 254H199V253H198ZM200 254L202 255L203 253L201 252ZM251 254H250V255H251ZM253 254H254V253H253ZM0 255H1V254H0ZM3 255H4V253H3ZM3 255H2V256H3ZM13 255H16V256H17V255H19V254H13ZM22 255H23V254H22ZM34 255H35V254H34ZM74 255H75V254H74ZM76 255H78V254H76ZM81 255H82V254H81ZM83 255H84V253H83ZM107 255H108V254H107ZM109 255H110V254H109ZM150 255H151V254H150ZM160 255H161V254H160ZM164 255H165V254H164ZM167 255H170V254L168 253V254H166L165 256L167 257ZM173 255H174V254H173ZM178 255H179V254H178ZM188 255H189V253H188ZM215 255H216V254H215ZM20 256H21V255H20ZM35 256H36V255H35ZM42 256H43V255H42ZM53 256H54V255H53ZM55 256H57V255H55ZM70 256H71V255H70ZM79 256H80V253H79ZM88 256H89V255H88ZM88 256H87V257H88ZM91 256H92V255H91ZM113 256H114V255H113ZM113 256H112V257H113ZM120 256H121V255H120ZM123 256H124V255H123ZM126 256H127V255H126ZM134 256H135V255H134ZM134 256H132V257H134ZM151 256H152V255H151ZM181 256H182V253H181ZM206 256L208 257V255H206ZM254 256H255V254H254ZM256 256H258V255H256ZM5 257H6V256H5ZM5 257H4L3 259H5ZM9 257H10V256H9ZM30 257H32V256H30ZM82 257H84V256H82ZM92 257H93V256H92ZM94 257H95V256H94ZM94 257H93V258H94ZM109 257H111V256H109ZM140 257H141V256H140ZM157 257H158V256H157ZM159 257H160V256H159ZM168 257H169V256H168ZM179 257H180V255H179ZM185 257H186V256H185ZM192 257H193V256H192ZM195 257H196V256H195ZM201 257H202V256H200L199 258H201ZM227 257H228V256H227ZM234 257H235V256H234ZM259 257H260V256H259ZM12 258H14V257H12ZM22 258H24V257H22ZM27 258H28V257H27ZM33 258H34V256H33ZM38 258H39V257H38ZM55 258H56V257H55ZM59 258H60V256H59ZM59 258H57V259H59ZM64 258H65V257H64ZM66 258H67V257H66ZM71 258H72V257H71ZM80 258H81V256H80ZM100 258H101V256H100ZM126 258H127V257H126ZM128 258H130V260H131V256L128 257ZM160 258H161V257H160ZM186 258H187V257H186ZM188 258H189V257H188ZM188 258H187V261H188ZM196 258H197V257H196ZM205 258H206V257H205ZM220 258H221V256H220ZM222 258H223V257H222ZM31 259H32V258H31ZM35 259H36V258H35ZM61 259H62V258H61ZM73 259H74V258H73ZM73 259H72V260H73ZM78 259H79V258H78ZM113 259H114V258H113ZM115 259H117V257H116ZM120 259H121V257H119V261H120ZM155 259H156V258H155ZM167 259H170V258H167ZM177 259H178V258H177ZM180 259H182V258H180ZM180 259H179V260H180ZM206 259H207V258H206ZM208 259H209V257H208ZM212 259H213V258H212ZM13 260H14V259H12V261H13ZM15 260H16V259H15ZM21 260H22V259H21ZM32 260H33V259H32ZM47 260H48V259H47ZM50 260H51V259H49V261H50ZM54 260H55V259H54ZM63 260H64V259H62V261H63ZM65 260H66V259H65ZM65 260H64V261H65ZM69 260H70V259H69ZM69 260H68V261H69ZM88 260H90V259H88ZM97 260H98V259H97ZM122 260H123V259H122ZM130 260H129V263L131 264V261L134 260V259H132L131 261H130ZM142 260H144V257H143ZM142 260H141V261H142ZM145 260H147V259H145ZM161 260H162V259H161ZM163 260H164V259H163ZM163 260H162V263H163ZM172 260H173V259H172ZM184 260H185V259H184ZM194 260H196V259H194ZM202 260H203V259H201L200 261H202ZM220 260H221V259H220ZM229 260H230V259H229ZM257 260H258V259H257ZM260 260H261V259H260ZM19 261H20V260H19ZM19 261H18V263H19ZM37 261H38V259L36 260V263H37ZM39 261H40V260H39ZM62 261H61V263H62ZM98 261H99V260H98ZM104 261H105V260H104ZM106 261H107V259H106ZM115 261H116V264H117L118 261H117V260H115ZM123 261H124V260H123ZM127 261H128V260H127ZM148 261H150V260H148ZM148 261H146V263H148ZM153 261H154V263H155V260H153ZM167 261H168V260H167ZM177 261H178V260H177ZM187 261H186V263H187ZM190 261H191V260H190ZM211 261H212V260H211ZM222 261H223V260H222ZM222 261H221V263H222ZM224 261H226V259H225ZM231 261H232V260H231ZM10 263H11V261H10ZM15 263H16V261H15ZM18 263H16V264H18ZM20 263H21V261H20ZM28 263H29V260H28ZM40 263H42V261H40ZM57 263H59V261H57ZM65 263H66V261H65ZM74 263H76V262L74 261ZM79 263H80V262H79ZM81 263H82V262H81ZM85 263H86V260H85ZM89 263H90V261H89ZM101 263H102V261H101ZM109 263H110V261H109ZM111 263H113V261H111ZM134 263H136V261H134ZM137 263H138V261H137ZM171 263H172V261H171ZM175 263H176V261L174 260V264H175ZM188 263H189V261H188ZM191 263L194 264L193 261H191ZM203 263H204V261H203ZM206 263H207V261H206ZM206 263H205V264H206ZM215 263H216V259H215ZM7 264H8V263H7ZM21 264H22V263H21ZM23 264H25V261H24ZM26 264H27V263H26ZM33 264H34V263H33ZM49 264H50V263H49ZM55 264H56V261H55ZM67 264H68V263H67ZM69 264H70V263H69ZM82 264H83V263H82ZM92 264H93V262H92ZM96 264H97V261H96ZM104 264H105V263H104ZM106 264H107V263H106ZM113 264H114V263H113ZM120 264H121V263H120ZM124 264H126V261H125ZM138 264H140V263H138ZM160 264H161V263H160ZM163 264H164V263H163ZM178 264H180V263H178ZM189 264H190V263H189ZM196 264H197V263H196ZM218 264H220V263H218ZM223 264H224V263H223ZM225 264H226V263H225ZM263 264H264V263H263Z\"/></svg>",
    "mask_w": 264,
    "mask_h": 264
}]
</instances>
